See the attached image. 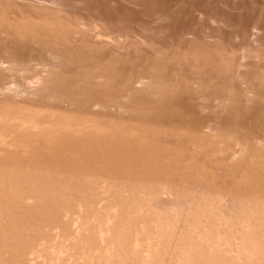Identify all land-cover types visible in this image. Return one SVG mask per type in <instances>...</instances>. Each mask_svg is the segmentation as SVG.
Here are the masks:
<instances>
[{"label": "bare ground", "instance_id": "6f19581e", "mask_svg": "<svg viewBox=\"0 0 264 264\" xmlns=\"http://www.w3.org/2000/svg\"><path fill=\"white\" fill-rule=\"evenodd\" d=\"M7 1H9V0H7ZM11 1V2H10ZM9 2H10V5L9 6H7L6 8H0V20H2L3 19V17L5 16V14H6V12H7V10L9 11L10 9H12L13 11H11L12 13H8L7 12V14H8V17H4L5 19H10V20H12V21H10V22H6V20H4L6 23H1V22H3V21H0V32H3V33H5L4 35H6V36H8L9 38L7 39V37H6V39H5V37H4V39H2L3 38V36H2V38L0 37V264H78L77 263V261H73L74 259L75 260H77V259H79L78 257L79 256H81L80 254L82 253V254H84L85 252H84V249H82V251L84 252H81V250H79L80 248H83V246H85V245H83L84 243L85 244H88V243H91V240L89 241V242H87V240L85 241L84 239H82V238H80L81 236H79L78 235V233H83V231H85V234L84 235H86L87 233L86 232H88L87 230H89V228H90V232H91V229H93L95 232H97V234H98V238H100V239H98V238H96L97 236L96 235H94L95 234V232L93 231V235H94V237L97 239V240H95V241H98L99 243H100V240L101 241H103L102 242V244L100 243H97V244H99V245H103V244H106V245H104V246H100L102 249L101 250H103V247H106V249H110L111 247H109V246H111L112 244H113V246H112V249H116L117 248V246H118V248H120L119 246H120V244H119V240H120V230H119V235L117 236L116 234H118V233H113V227L114 226H116V224L114 223V221H115V219H116V221H117V218H119L120 220H121V218L120 217H117L118 216V214L116 215V213H114V214H110V211H108V210H112L113 208L115 209H117L116 211H118L119 210V208L117 207V205H119L117 202L119 201V203H120V206H121V204H123V203H121L120 201L122 200H120V199H117V197L116 196H113V198L114 197H116V198H114V199H112L111 197H110V195L112 194L111 192H112V189L113 188H116V189H113V190H116V191H118L117 190V186H118V184H121V186L123 185L122 184V182H134V183H148L149 185L151 184V183H154L155 185L157 184V186H155L154 184V186L155 187H152L153 188V190H151V192L150 193H152V194H157V196L159 195V194H161V195H163L164 197H165V195H169L170 196V194L171 193H175V191H176V186L178 185V186H180V188H181V186L183 185H185V183L186 182H189V183H187L188 185L187 186H184V187H187L188 189H190L191 187H190V181L191 180H193V181H191V183L193 184V185H195V184H199V185H201L202 184V182H203V184H205V185H201L202 186V188H201V186L199 187V185L197 186H195V188L196 187H199V189L201 188V189H203V191L200 189V192L202 191V195H203V193L206 195L207 193H210V194H208L209 196H208V198H210V197H214V195L215 196H217L218 197V199H219V201L220 202H222L223 200V198H224V196H227V195H230V197H231V195H233V196H236L237 198L238 197H240L241 199H239L238 198V200H241V201H245V203L248 205H251L250 207L254 210V209H258V210H260V211H258L259 213H260V217H261V221H260V219L259 218H256V220H258V221H260V223L259 224H261V226L262 225H264V172H263V169H264V167H263V169L261 170V168H257V167H259V165H260V167H262V166H264V157L262 156V155H260L261 156V158L260 157H258L259 156V152H261L260 154H263L264 155V151H260L259 150V146L260 145H264V126L263 127H261L260 129H255V127H256V124L257 125H259L260 126V122L258 121V119H257V123L256 122H254V123H256L255 124V126H250V124H248V126H247V124L246 125H244L245 123V119L247 118V115L249 114L250 115V117H251V111L249 112V109H251L252 108V106L250 105L251 104V102H250V99H252V98H250V97H248V99L249 100H247L246 102L248 103L247 105L250 107H248L247 105H246V107H245V105L243 104V106H244V108L242 107V109L240 108V107H238V108H240L242 111H243V109L245 110V108H247L248 109V114L247 113H245L244 111V114H245V119H243L244 120V122L243 121H241L242 120V116H240L241 114H240V111H239V109H238V111H239V118H241V120L240 119H238V120H240L239 121V123H240V125L242 124V126L243 127H245V129H249V128H253L254 130H252L251 129V131L250 130H248V133H246L245 134V132L247 131V130H245L244 132H242L241 130H243L241 127H240V125H237L239 128H241V129H239L238 127H235V125H234V127H232L233 125V123L235 122V121H237L236 120V118L234 119V121L233 120H229V121H231L230 123H228V119L230 118H228V117H226L227 118V120H225L224 119V117H222L223 119V122H225V121H227V122H225V123H228V127H229V129H228V127H227V125L225 126L224 125V123H223V126H221L222 124H219V122H218V120H219V118L218 117H215L216 116V114H214V115H212V114H210V112H209V114L212 116V117H210V115L208 114V116L207 117H205V115H203L204 117H202V115H201V118H199V116L200 115H198V117L197 116H195V115H197L196 113H194V112H197V111H195V109L193 108V106L196 104L197 105V103H195L196 101H198L199 100V98H198V100H196V96H195V98H193V95H188V96H190V98H191V100H190V98L187 96V98L189 99V100H186V95H185V99L183 100V97H180V96H182L183 94H182V92H185V94H188V93H186V90L185 91H183L184 89L183 88H187L188 87V83H184V82H186V81H184L183 80V83H184V85H186L187 87H184V85L183 84H179L178 85V83L177 82H180V81H182V79L183 78H181L180 79V75L178 74V71L180 72L181 70H176V73H174V68L175 67H173V66H171V69H170V71L171 70H173L172 72H173V74H178L179 75V80L177 81V79H176V81H172V80H174L176 77L173 75V77H175V78H173V77H171L172 76V74H170V71L169 70H167L168 69V67L169 66H167V65H170V63L172 64V62L173 63H175V64H177V62H175L176 61V59H178V58H176V53L179 51V50H182L183 48H184V46L182 45L183 43L181 42V44H179V45H182L183 47H180L179 45V47L178 48H182V49H179L178 51H177V49L178 48H174L173 50H175L176 49V53H175V51H173L174 53H175V58L174 59H172V57H169L168 55H167V53H168V50L170 49H168V50H164V52H166V54H164V55H167V57L168 58H171V60L170 61H167V59L166 58H164L166 61L165 62H170L169 64L168 63H166V68H164L165 69V71H164V69H162V66H163V64L161 65V67L159 68V67H154V66H158L159 65V63H164V62H161L160 60V57H159V55L161 54V53H159L160 51H161V48L159 49V51H158V46L157 47H154L155 45H153V47L156 49L157 48V50H155V52L157 53V56L159 57V60L158 61H160L159 63L157 62V60L156 61H154V63L155 62H157L158 63V65H157V63H156V65L154 64V66H150V65H152L150 62H149V59L150 58H146L145 59V61L147 60L149 63H150V65H148L146 62H144V66L146 67L147 65V67H149V69H151V67H154L153 68V70L151 69L150 71H153V72H155V73H151L150 71V73L147 71V69L143 66V64L142 63H140V65H142V67H143V69H146V70H144V71H141L140 70V68H141V66H140V68H139V71L138 72H136V73H132L133 71L132 70H134V67H135V69H136V67H138V65L137 64H135V63H132V62H130V63H132V65L134 66V64H135V66L134 67H131V65L129 66V63L127 64V62L128 61H132L133 59L131 58V55L132 54H128V55H130V56H127L126 58H127V62H126V58H124L125 57V55H124V53L123 54H121V55H119V57H118V55L116 56V55H109V56H104L103 55V52H100L99 51V48H96V49H93L92 47H94V45L96 46V47H101L102 45L104 46V47H102L103 49L104 48H108V45L110 46V44L109 43H111V41H112V39L114 38H116L115 40L117 41V42H119L117 39H119V37H118V35L120 36V32L118 33V31H112L113 33L114 32H116V33H114L115 35H117L116 37L113 35V33L111 32V30H110V33H107V32H105L106 31V29H105V31L103 30V29H98L97 28V24L98 23H100V22H95L94 23V25H93V23H92V25L93 26H96V27H93L92 25H90L88 22L87 23H85V21H86V19H85V21L83 22H81V23H79L80 21L78 20V23L80 24H78V28L75 26L77 23H75L76 21H74L75 19L73 18V19H70V21L72 22V20L74 21V23H75V25L73 24V22H72V24L75 26V27H73V25H70L71 24V22L69 21V20H67L69 17V13L67 14L68 16L66 17V14H65V18L63 17V16H61L60 14H62V13H60V14H57V15H59L60 16V19L59 20H61V17H62V19L64 18V21H69L70 22V24L66 21L65 23H64V21H63V23H64V25L66 24V23H68L70 26H72V28L74 29V28H77L76 30L74 29L73 31L75 32V34H73L74 36H76V34H83V31H85L86 29V32L88 31V33H90V34H87L86 32H85V34H87V35H90V39L89 40H96V39H94V37H96V38H98V42L97 41H93L94 42V44H93V42L91 41H89V42H87L88 44H82V46L80 45V43H83L82 41H77L75 38H72L73 37V35L72 36H70L71 37V40L72 41H75L76 40V43L75 44H77V42L79 43V45L77 46V47H74V48H72L70 45H74L73 44V42L72 41H70L72 44H67V42L70 40H68V41H66L67 39H65V37H64V34H62V33H64V31H62V29L61 28H63V23L61 24V30L59 31V33L61 34H58V32H56L57 34H55V30H57L58 31V29H56L55 27H57L58 25H56V24H58L59 23V21H56L55 20V17L52 15V14H49V13H40V14H36V13H33V11H29V13H28V10H24V7H23V5H21L20 3H19V1L20 2H22L23 0H16V3H14L15 2V0H10ZM18 1V2H17ZM31 2H33L32 0H30ZM115 1V0H114ZM139 1V0H138ZM146 1V0H145ZM147 1H149V0H147ZM156 1V0H155ZM163 1V0H162ZM183 1H185V0H183ZM182 1V2H183ZM4 2L6 3V0H4ZM24 2L26 3V2H28L29 3V1H26V0H24ZM34 2H40L41 4H49L50 5V3H52V4H55L56 2H55V0L53 1V0H34ZM142 2H144V1H142ZM154 1L152 0V3H153ZM160 2H161V0H160ZM195 2V1H194ZM12 3H14V5L12 4ZM35 3V4H36ZM39 3V4H40ZM150 4H151V2H149ZM157 3V2H156ZM165 3V2H164ZM208 3V2H207ZM31 4H33V3H31ZM35 4H33V5H35ZM38 4V6H40ZM51 4V5H52ZM112 4V3H111ZM150 4L148 5V7L149 8H151V6H150ZM154 4V3H153ZM12 5V6H11ZM55 5H57V4H55ZM54 5V6H55ZM104 5V4H103ZM140 5H142V4H140ZM139 5V6H140ZM146 5V4H145ZM152 5V4H151ZM1 7H2V5H0ZM53 6V5H52ZM53 6V7H54ZM153 6V5H152ZM160 6V5H159ZM36 7H37V5H36ZM51 7V6H50ZM155 7V9H156V6H153V8ZM159 8V7H158ZM53 8L51 7V10H52ZM55 9V8H54ZM53 9V10H54ZM94 9V8H93ZM32 10V9H31ZM50 10V9H49ZM53 10L52 11H50V12H53ZM56 11H57V9H55ZM74 10H76V9H74ZM25 11L27 12L26 14H25ZM48 11V10H47ZM112 11V10H111ZM151 11H153L152 9H151ZM173 11V10H172ZM13 12H14V14L16 15V18H15V20H14V15H13ZM45 12H46V10H45ZM68 12V11H67ZM54 13H57V12H55L54 11ZM72 13H74V12H72ZM76 13V12H75ZM129 13H130V11H129ZM157 13V12H156ZM174 13V12H173ZM7 14H6V16H7ZM77 14H78V12H77ZM77 14L75 15V14H72V16H74L75 15V18L77 19ZM152 14V13H151ZM216 14V13H215ZM9 15H11L13 18L11 19V17L9 18ZM63 15V14H62ZM79 16L81 15V14H78ZM89 15V14H88ZM91 15H92V13H91ZM110 15V14H109ZM229 15V14H228ZM18 16V17H17ZM77 16V17H76ZM83 16H84V14H83ZM83 16L81 15V18H83ZM57 18H59L58 16H56ZM86 17V16H85ZM84 17V18H85ZM90 18H91V16H89ZM56 18V19H57ZM70 18H71V16H70ZM89 18V19H90ZM103 18V17H102ZM211 18V17H210ZM37 20V22H39V20L42 22V25L41 24H39V23H37L36 22V20ZM88 19V20H89ZM106 19V18H105ZM118 19V18H117ZM141 19V18H140ZM144 19V18H143ZM180 19V18H179ZM14 20V21H13ZM58 20V19H57ZM91 20H93V19H91ZM111 20H112V18H111ZM163 20V19H162ZM212 20H214V19H212ZM216 20V19H215ZM107 21V20H106ZM137 21V20H136ZM158 21V20H157ZM40 22V23H41ZM104 22V21H103ZM142 22V21H141ZM214 22V21H213ZM105 23V22H104ZM158 23V22H157ZM249 23V22H248ZM87 24H88V26H87ZM146 24V23H145ZM179 24V23H178ZM56 25V26H55ZM124 25V24H123ZM53 26H55V27H53ZM90 26L91 27H93V28H90ZM98 26H99V24H98ZM59 27V26H58ZM255 27V26H254ZM42 28H44V30L42 29ZM54 28V29H53ZM65 28V27H64ZM72 28L70 27V29L72 30ZM96 29V31L94 32V30ZM104 28V27H103ZM133 28V27H132ZM252 28V27H251ZM50 29H53V33L55 34V35H60L61 37H62V35H63V37L64 38H62V40L63 39H65V40H63L64 42H66V44H64V46H61L60 45V43H58L56 40V42L55 41H53V40H50L51 38V35H53V34H51V35H49V33L52 31H49ZM69 28H68V26H66V29H65V32H66V30L69 32V35H70V33H71V30H70ZM89 29H92V30H89ZM98 29V30H97ZM125 29V28H124ZM179 29V28H178ZM103 30V31H102ZM136 30V29H135ZM144 30V29H143ZM142 30V31H143ZM149 30V29H148ZM171 30V29H170ZM91 31H92V33H93V37H91ZM161 31V30H160ZM49 32V33H48ZM108 32H109V30H108ZM123 32V31H122ZM245 32V31H244ZM257 32H259V31H257ZM52 33V32H51ZM67 33V32H66ZM130 33V32H129ZM261 33V32H260ZM0 34H2V33H0ZM107 34H109L108 36H106ZM253 34V33H252ZM3 35V34H2ZM54 35V36H55ZM69 35H68V33H67V35H66V37L68 38L69 37ZM87 35H84V36H87ZM110 35H112V36H114V37H111ZM58 36L56 37L57 39H60L61 40V38L59 37L58 38ZM77 36H79V35H77ZM110 36V37H109ZM128 36V35H127ZM148 36V35H147ZM253 36V35H252ZM26 37H28L29 39H28V42H29V44H30V42L31 41H34V42H38L39 43V45L38 44H35V46L37 45V46H41L40 45V43L41 44H44V45H47L48 47H49V44L53 41L54 43H57V44H54V43H51V44H54L53 46H51V49L50 50H48L49 51V54L51 55V56H48V57H52L53 56V58L54 57H58V58H62V59H65V61H66V59L67 60H72V61H78L77 62V64H79V62L81 63V66H78L79 67V69L81 70L82 69V67H83V70H81L82 72H80V73H76V71H75V73H74V70H77L78 68L76 67V69H75V67H74V70H72L73 71V73L69 70V69H71V67L72 66H70V65H72V64H74L73 66H75L76 65V62H72L71 61V63H70V65H69V63L67 64V65H69L70 66V68L67 66V68H68V70L71 72V74H72V76H67L68 77V79L67 80H65V77H66V75H68V73L65 75V73H66V71H65V73H63V70L62 71H60L59 69H61V67L58 69L60 72H62V74H64L65 76H63L62 78H64L63 80H65V82L62 80V78H60V75H58L59 74V72H58V70H56L57 72H58V74H54L53 75V77L56 75H58L59 77H58V79L60 78V80H62L61 82H64L65 84V86L67 87H65L64 86V88L65 89H67V91H64L63 93L64 94H66L65 95V97H67L68 99H69V103H67V101L66 100H68V99H66L64 102L65 103H67V104H70V103H72V104H70V105H73L74 106V102L76 101V103H78L79 104V100L78 99H81L82 98V100H80L81 102V104H82V106H80L81 104H79V106H80V108H79V112L76 110V109H78V108H76L74 111H72V110H70V109H74V108H69V109H67L68 108V106H67V108H64V106L65 105H63L62 103H64V102H61L60 100L63 98V99H65V97H64V95L62 94V93H59V92H61L60 91V89H58L59 90V92L57 91V87L58 86H60V87H58V88H62L61 87V85H57V87H56V90H55V92L57 91V93H59L60 95H63L62 96V98L60 99V98H58V102H60L63 106V108H61V107H59V106H61V104L59 103V106H58V109H60V113H59V110L58 109H56L55 108V106H57V104H54L55 106H53V104L51 103V105L53 106H51V105H48L49 107H45V105L43 104V102H42V105H41V101L39 102L38 100H37V103H38V105H41V107H39V106H33V105H31V104H29L28 103V101H26V103H24L23 101L24 100H21V99H19L20 101H16V98H15V100H14V98H12L14 101H16L15 103H13V102H10V100H7V101H3V100H5V98L4 99H2V97L3 96H7V98L6 99H8V93L10 92L9 90L10 89H12V93H13V88H14V86H15V88L14 89H16V90H24V91H26V92H30L31 93V89H32V84H39V83H41L42 84V82L43 81H45L46 79V75H48V74H50L51 75V73L50 72H48V74H46L45 72L46 71H48V69H49V71H51L50 69H54L55 70V68H52V66L49 68V65H51V64H49L48 62H47V60L46 59H41L39 56V59H36L35 60V58L37 57L36 55H40V53H38V54H36V52H33V53H31V51H29L28 50V48H30V45H29V47L27 46V40H26ZM69 37V38H70ZM103 37H105V40L108 42H104V44L103 43H100L99 44V39L101 40V39H104ZM121 37H122V34H121ZM120 37V38H121ZM124 37V36H123ZM184 37V36H183ZM188 37V36H187ZM84 38V37H83ZM89 38V37H88ZM92 38V39H91ZM108 38V39H107ZM110 38H112L111 39V41L109 40ZM125 38V37H124ZM127 38V37H126ZM190 38V37H189ZM223 38V37H222ZM73 39H75V40H73ZM78 39V38H77ZM79 39H81V38H79ZM122 39V38H121ZM121 39H119V40H121ZM187 39V38H186ZM224 39V38H223ZM244 39V38H243ZM124 40H126V39H124ZM123 40V41H124ZM129 40V39H128ZM139 40V39H138ZM162 40V39H161ZM172 40V39H171ZM199 40V39H198ZM197 40V41H198ZM242 40V39H241ZM245 40V39H244ZM84 41V40H83ZM102 41V40H101ZM110 41V42H109ZM181 41V40H180ZM196 41V42H197ZM220 41V40H219ZM223 41V40H222ZM221 41V42H222ZM69 42V43H70ZM186 42V41H185ZM191 42H193V40L191 41ZM190 42V43H191ZM199 42L200 41H198L197 42V44H196V46L199 48H196V46H194L195 44H189L190 46H187V45H185V46H187V47H191L192 46V48H191V51H190V49H186L185 48V50H187V53H190L191 54V52H192V49H196L197 50V52L195 51V50H193V52L195 51L196 52V57L197 58H199L198 56L200 55V57L201 58H203L205 55V53H207L206 52V50H208L209 48L211 49V48H214V47H212L213 46V44H211V43H209L210 44V46H208L209 44L207 43V42H205V44H204V42L202 43V41L200 42V43H202L203 45H204V48L206 47L205 45H207V49L204 51L205 53H201V51H203V50H200V49H204V48H202V46L203 45H201V47L199 46L200 44H199ZM91 43V44H90ZM120 43H121V41H120ZM119 43V44H120ZM124 43V42H123ZM127 43V42H126ZM158 43H160V42H158ZM178 43V42H177ZM195 43V42H194ZM232 43V42H231ZM239 43V42H238ZM50 44V45H51ZM59 44V45H58ZM92 44H93V46H92ZM98 44H99V46H98ZM102 44V45H101ZM107 44V46L105 47V45ZM112 44H114V40H113V43ZM115 44H116V42H115ZM118 44V43H117ZM156 44V43H155ZM187 44V43H186ZM221 44V43H220ZM229 44H230V42H229ZM234 44V43H233ZM242 44H244V43H242ZM242 44H239L240 45V47L242 46ZM247 44V43H246ZM55 45H57V46H55ZM124 45V44H123ZM151 45V46H152ZM161 45V44H160ZM165 45V44H164ZM176 45V44H175ZM174 45V46H175ZM217 45V44H216ZM222 45H223V43L219 46V47H221V48H225L226 46V48H228V45L227 44H224V45H226L225 47H224V45H223V47H222ZM34 46V47H35ZM36 46V47H37ZM60 46V47H59ZM122 46V45H121ZM125 46V45H124ZM142 46H144V45H142ZM193 46H194V48H193ZM214 46H215V44H214ZM230 46H232V45H230ZM233 46H235V45H233ZM47 47V48H48ZM120 47V46H119ZM137 47V46H136ZM161 47V46H160ZM172 47V46H171ZM219 47H217L216 46V52H215V50H214V52L216 53V54H214V52H213V49H212V53L216 56L217 55V53H219L218 54V60H215V61H213V59L211 60V58L208 56V54H209V52L211 53V51H209L208 50V54H207V56L209 57V59L211 60V61H213V62H215L216 63V61L217 62H219V59H221V57H222V55L224 56L225 54V50L224 49H221V48H219ZM236 47V46H235ZM244 47V46H243ZM250 47V46H249ZM253 47V46H252ZM41 48V47H40ZM39 48V49H40ZM44 48V47H43ZM95 48V47H94ZM101 48V49H102ZM106 48V49H107ZM123 48V47H122ZM164 48H165V46H164ZM217 48H218V50L220 49V51L221 50H223V53H222V55H220V51L218 52V50H217ZM31 49V48H30ZM32 49H33V46H32ZM100 49V50H101ZM117 49V48H116ZM229 49V48H228ZM231 49V48H230ZM238 49V48H237ZM243 49V48H242ZM248 49V48H247ZM259 49V48H258ZM94 50V51H93ZM98 52H97V51ZM108 50V49H107ZM111 50H113V49H111ZM110 50V51H111ZM117 50H119V49H117ZM117 50H114V51H112V52H115V51H117ZM137 50V49H136ZM149 50V49H148ZM183 51L182 50V53L184 52H186V51ZM198 50H200V51H198ZM232 50V49H231ZM262 50V49H261ZM34 51V50H33ZM40 51H41V49H40ZM42 51H43V49H42ZM141 51V50H140ZM145 51V50H144ZM162 51H163V49H162ZM161 51V52H162ZM190 51V52H189ZM228 52H227V54L229 55L228 56V58L229 57H232L233 58V60H236V57H234L235 55H234V53H233V50L232 51H229V50H227ZM247 51H249V49L247 50ZM247 51H246V48H245V52L247 53ZM44 52H47L46 51V49L44 50ZM112 52H110V53H112ZM118 52V51H117ZM130 52V51H129ZM135 52V51H134ZM147 52V51H146ZM145 52V53H146ZM170 52V51H169ZM261 52V51H260ZM264 52V51H263ZM109 53V54H110ZM116 53V52H115ZM132 53V52H131ZM143 53V52H142ZM153 53H154V51H153ZM150 54L152 57H154L153 55L154 54ZM178 53H181L180 51L178 52ZM177 53V54H178ZM187 53H185L187 56H188V54ZM200 53V54H199ZM212 53H211V57H213L212 56ZM232 54L233 53V55L234 56H230V54ZM235 53H237V52H235ZM245 53V54H246ZM35 56H34V55ZM43 53H41V55H42ZM47 54H48V52H47ZM47 54H44V55H47ZM48 54V55H49ZM163 54V53H162ZM171 54H173V53H171ZM248 54H249V52H248ZM247 54V55H248ZM40 55V56H41ZM124 55V56H123ZM137 55H138V53H137ZM149 55V53L146 55H144L143 54V57H142V59L143 58H145V56H147V57H149L150 56ZM163 55V56H164ZM180 56H181V54H179ZM179 55L177 56V57H179ZM185 55V56H186ZM191 55H194V54H191ZM191 55H189L190 57H186L187 59L188 58H190L191 60H193L192 61V64L195 62L194 61V59H197L196 57H195V55L193 56V59H192V56ZM242 55H244V53L242 54ZM250 55V54H249ZM43 56V55H42ZM41 56V57H42ZM136 56V55H135ZM138 56H140V52H139V55ZM137 56V57H138ZM150 56V57H151ZM156 56V55H155ZM171 56H173V55H171ZM183 56V55H182ZM185 56L183 57V59H185ZM221 56V57H220ZM264 56V55H263ZM124 59V60H122V58ZM129 57L131 58V60H129ZM133 57V56H132ZM158 57H156L155 59H158ZM162 57V56H161ZM166 57V56H165ZM195 57V58H194ZM220 57V58H219ZM52 58V60L51 61H54V60H56V63L58 62V59L57 58H54L53 59ZM120 58V59H119ZM134 58V57H133ZM141 58V57H140ZM140 58H137V59H140ZM162 58V59H163ZM200 58V59H201ZM215 58V57H214ZM216 58H217V56H216ZM224 58L225 57H223L222 59L224 60ZM232 58H230V61L232 60ZM264 58V57H263ZM154 59V60H155ZM164 59L162 60V61H164ZM180 59H182V58H180ZM180 59H178V60H180ZM187 59H185V60H183L184 61V64H186V61H187ZM200 59H198V62H200V64H202L201 62L203 61V60H201L200 61ZM204 59V58H203ZM237 59H238V57H237ZM246 59H248L247 57H246ZM252 59V58H251ZM120 60H122V63H121V61ZM144 60V59H143ZM173 60H175V61H173ZM177 60V61H178ZM205 61H203L204 63L205 62H207L206 60H208V58H206L205 57V59H204ZM232 60V61H233ZM242 60V59H241ZM241 60H239V61H241ZM59 61H61V60H59ZM70 61H68V62H70ZM91 61V62H90ZM134 61H136V60H133V62ZM138 61V60H137ZM137 61H136V63H137ZM140 61H142V60H139V62ZM153 61V59L151 58V62ZM211 61H209L208 60V65H211L210 64V62ZM224 61H226V60H224ZM228 59H227V62H230ZM231 61V62H232ZM237 61V60H236ZM243 61V60H242ZM50 62V61H49ZM62 62H64V60L62 61ZM62 62H60V63H62ZM124 62L128 65L127 66V69H128V67L130 68H132V70H131V72H129V71H124L125 69H122V66L121 67H118V66H120V65H123L124 64ZM182 61L180 60L179 61V64L181 63ZM191 62V61H190ZM197 62V60H196V63L195 64H199ZM213 62H212V64H213ZM222 63H220V64H218V63H216V64H218L219 66H217L216 67V70L217 71H219L220 72V70H222V72L225 70V69H223L224 68V66H223V68H220L222 65L221 64H223V65H225V67L227 66V64H229V63H227L226 64V62H225V64H224V62L223 61H221ZM231 62H230V66H229V68H231V70H232V66H231ZM250 62V61H249ZM51 63H53V66H54V64H56V63H54V62H51ZM60 63H58V65L60 64ZM65 64H66V62H64ZM64 63H62L63 65H64ZM86 63V64H85ZM147 65H146V64ZM206 63V64H207ZM215 63L213 64L214 66H215ZM235 62H233L232 64H234ZM237 63V62H236ZM235 63V64H236ZM239 63V62H238ZM245 63H246V60H245ZM252 63V62H251ZM29 64H31L32 65V67L34 66V70L32 69V68H30L29 70H31L32 72L33 71H35V73H33L32 74V72H31V74H32V76L31 75H29V70H28V66L26 67V65H29ZM165 64V63H164ZM179 64H177L178 65V68L180 69V68H183V67H181V66H179ZM181 64H183V63H181ZM180 64V65H181ZM187 64H188V66L189 67H194V66H196L195 64H194V66L192 65V66H190V64L191 63H189V62H187ZM198 65V67L200 66V68H202V69H204V67H205V69L204 70H206L207 69V67H209V68H211L210 66H207V65H203L202 67H201V65ZM234 64V65H235ZM240 64V63H239ZM244 64V63H243ZM31 65H29L30 67H31ZM57 65V64H56ZM63 65H62V67H63ZM80 65V64H79ZM137 65V66H136ZM221 65V66H220ZM237 65V64H236ZM235 65V66H236ZM125 66L126 65H124V67L123 68H125ZM176 66V65H175ZM213 66V67H214ZM244 66V65H243ZM246 67H247V65H245ZM244 66V67H245ZM252 66L253 65H250V69L252 68ZM264 66V65H263ZM27 69H26V68ZM81 67V68H80ZM163 67H165V66H163ZM172 67H173V69H172ZM186 67H187V65H186ZM186 67H184L183 69H184V71H186ZM188 67V68H189ZM197 66H196V68H198ZM242 67V66H241ZM241 67H239V68H241ZM244 67H242V68H244ZM254 67V66H253ZM84 68L86 69V71H84ZM119 68H121V71L119 70ZM157 68H159L160 69V71L157 69ZM177 68V67H176ZM177 68V69H178ZM200 68H198L199 70H197V69H195V68H193V69H190V70H193V71H191V74H192V72H195L196 70L198 71V72H201V75H199L198 74V72H196L195 73V75L197 76L198 75V77L199 76H201L200 77V79L202 78V76L203 75H205V74H203L204 72L206 73V71H203L202 69H200ZM215 68V67H214ZM212 69V70H214V73H215V69ZM218 68H220V70H218ZM228 67H226V69H227ZM228 68V69H229ZM236 68V67H235ZM235 68H233V70H235ZM238 68V67H237ZM249 68V67H248ZM264 68V67H263ZM263 68L261 67L260 69L261 70H263ZM28 71V75H29V77L27 78L26 76H25V78H27L25 81H24V84L23 83H21V82H19V81H17L16 80V77L15 76H17L16 75V73L17 72H23V70L25 71V73L24 74H26V70ZM63 69V68H62ZM78 69V70H79ZM138 69V68H137ZM142 69V70H143ZM158 70V73H156L157 72V70ZM194 69H195V71H194ZM225 70V71H228V73L230 72V70ZM256 69V68H255ZM257 69H258V67H257ZM65 70V69H64ZM122 70H123V72H122ZM128 70H130V69H128ZM156 70V71H155ZM161 70H163V71H161ZM166 70H167V72L169 71V73H167V75H169L172 79H171V81H170V79H168V76H166V77H164V78H166L167 80H169L170 82H171V84L169 83V82H166L164 79H162L163 81H165L164 83H168V85L171 87L172 85H174V88H173V86H172V88L174 89V91L173 92H171L172 91V88L169 90L168 88H169V86H168V90H169V92H168V90L167 91H165V88L167 87L164 83H163V81H162V83H160V79L158 78V77H155V76H159L160 75V77L162 78L163 77V75H162V73H160V72H163V74H164V76H165V72H166ZM190 70H188L187 69V71H190ZM200 70H202V71H200ZM208 71L209 70H211V69H207ZM252 70H254V68L252 69ZM53 71V70H52ZM83 71H84V73H83ZM135 71V70H134ZM207 71V73L206 74H212V78L214 79V78H220L219 76H221L220 74H222V72H220V74H218L219 76H217L216 77V75H217V73L216 74H214L212 71L209 73ZM235 71H237V69L235 70ZM239 71H240V69H239ZM238 71V72H239ZM247 71V70H246ZM249 71V70H248ZM247 71V72H248ZM126 74H125V73ZM171 72V73H172ZM247 72H246V75H247ZM252 72L253 71H251V74H250V77L252 78V76L251 75H253L252 74ZM255 72H257L256 70H254V74H255ZM259 72H260V70H259ZM262 72V73H261ZM260 73L261 74H263L264 75V71H261ZM54 73H55V71H54ZM160 73V74H159ZM183 73V74H182ZM182 73L180 72V74H182V76L185 74L183 71H182ZM224 73V72H223ZM226 73V75H228L227 74V72H225ZM224 73V74H225ZM237 73V72H236ZM243 73V72H242ZM242 73H241V71H240V76H238L239 75V73L238 74H235V72L232 74L231 73V75H232V77H231V75H230V73H229V77H231V79H230V82L233 84V80H232V78L234 79V77H243L242 76ZM248 73H250V72H248ZM258 73V72H257ZM260 73H258V74H256V75H259ZM23 74V73H22ZM46 74V75H45ZM61 74V75H62ZM70 74V73H69ZM154 74H156L155 76H154ZM159 74V75H158ZM190 75V73L188 72H186V75H184V77L185 76H189ZM194 74V73H193ZM203 74V75H202ZM210 74V75H211ZM214 74V75H213ZM50 75H48L49 77H50ZM153 75V76H152ZM162 75V76H161ZM194 75V78H196V76ZM233 75H234V77H233ZM243 75H245V72L243 73ZM245 75V76H246ZM256 75H254L253 77H258V76H256ZM263 75H261V77L263 76ZM55 76V77H56ZM213 76H215V77H213ZM223 76V75H222ZM221 76V77H222ZM244 76V80H246L247 78ZM247 76H249V75H247ZM20 77V76H19ZM51 77H52V75H51ZM50 77V78H51ZM52 77V78H53ZM54 77V78H55ZM66 77V78H67ZM153 77H155L154 78V83H155V79L156 78H158L159 79V83L157 82L158 80L156 79V83H158V87H159V85H162V84H164L163 85V88H164V86H166L164 89L162 88V86L161 87H157V85H156V83H155V85H154V88H155V86L160 90V93H162V95H164L166 92H168V94H171V95H167V96H172V95H175L176 93L178 94L177 95V97H179L180 98V101L178 100V102L177 103H182V100L185 102V101H188V102H190L191 103V101H193L194 102V105L192 106V108L194 109V112L192 111V113H193V115H194V117H195V119H196V121H195V119H191L190 118V116L192 117L193 115L191 114V115H189V119H187L188 118V114L187 115H185L186 113H183V112H181L179 109H181V107H182V109H186V107H188L189 106V104L190 103H188V102H186V103H188L187 105L185 104L184 105V103L183 104H181V107H180V104L178 105L177 103H176V99H177V97H175L174 96V98L175 99H173V98H170V97H168V99L170 100H175V102L173 103L171 100V102L166 98V101L168 100L171 104H172V109L173 108H175V110H176V112H177V110H178V112L179 113H177L176 114V112H172V110H171V112H170V115H168L169 113V110H167V112L164 110L165 108H166V106H168V105H170V104H168L165 100H162V98H163V96H162V98H160L161 100H162V102L163 101H165V103L164 104H166L164 107L165 108H162V107H158V106H161L160 104L159 105H156V104H158V102H157V100L158 99H156V101H155V103L156 104H154V103H152L154 106L156 105L159 109L160 108H162L165 112H166V115H167V117L169 116V118L172 120V121H174V122H170V120H169V118H168V120L169 121H167V123L165 122V119H162V120H160L162 117L164 118V116H165V112H162L163 110L162 109H160V110H162L161 112L160 111H158V113H160V115H164V116H161L160 117V122L162 121V123H160L159 122V120H158V118H159V114L157 113V111L155 110V109H157L158 110V108L156 107H154L152 104H151V102L149 103V101H151V99L150 98H147V101H148V103L149 104H151L152 105V107H154L153 109L156 111V112H152V113H154V117L156 118V120L158 121H156L155 120V118L153 117V114L152 113H150L148 116H150L149 118L150 119H152L151 117H153V120H155V121H151V120H148L147 118H148V116H147V114H148V112H147V114H145L146 115V120H148V121H151V122H143V119H144V117L142 118V120H141V118H140V120H136V119H132L131 117H135V118H137L139 115L138 114H140V112H141V110H140V112L138 111L137 112V117L136 116H134L133 114L135 113V115H136V110H137V108L139 107V108H141L142 109V106H141V104H143V103H146L147 101H146V99L144 100V99H142V101L144 100L145 102H141L140 101V106H138L137 108H136V106L138 105V101L140 100H138L137 102H136V100H135V97H133L134 98V101H132V100H129V98H127L126 96H129L130 94H131V96L135 93L136 94V92H138V94H137V96L138 95H140L139 94V89L140 88H142L143 89V85H144V88H146V90H148V89H150L151 88V83L153 84V81L151 82L150 81V78H152L153 79ZM190 77V76H189ZM205 78H203V79H209V77H207V76H204ZM207 77V78H206ZM227 77V76H226ZM229 77H227V79H225V76H224V78L223 79H225V80H229ZM260 77V76H259ZM258 77V78H259ZM23 78V77H22ZM52 78L51 79H48V80H52ZM53 78V79H54ZM187 77H185L184 79H186ZM191 78V77H190ZM211 78V79H212ZM246 78V79H245ZM250 78V79H251ZM258 78H255L254 80L256 81V79H257V81L260 83V79L261 78H259V80H258ZM18 79V78H17ZM45 79V80H44ZM192 79V78H191ZM197 79V82H198V78H196ZM195 79V80H196ZM200 79H199V81H200ZM203 79H201V80H203ZM210 79V81L212 82V84L214 83L215 85L216 84H221L222 83V85L221 86H215V85H213V86H211V88L213 87V89H211L212 91H211V93H209L208 92V90L207 89H209V88H206V82L204 83V82H202L204 85H205V87H200V88H204V90H202V92L204 91H206L207 90V92H208V94L207 93H205L206 95H208L207 97H210V98H213V99H211V101H210V99H209V101L210 102H212V104L214 103V107H213V105H212V107L211 108H215V106L216 105H219V103L220 102H224L225 101V103L224 104H220L221 106H223L224 105V107L225 106H230V105H228L229 104V102H228V100L230 101V100H234V101H237V103L239 102L238 101V99H239V97H240V93L241 94H245V92L248 90L249 91V86H251L250 84H252V83H254V88L256 87V90L254 89V88H252V89H254V90H250L249 92L247 91V94L249 95V96H251V91L252 92H255V91H257V89L259 88V86L257 87V83L258 82H255L254 80H253V78H252V81L250 80V82H248L249 81V79H247L248 81V84L249 85H247L248 86V89H247V87H246V90L245 89H243L244 90V92H240L239 90H240V85H235L237 88H239V89H236L238 92H240L238 95H236L238 92L237 91H234V86L233 85H230L231 83L229 82V83H224V81L225 80H223V82H217V83H215L216 81H218V80H221V78L220 79H214V81L215 82H213L212 80ZM242 79V78H241ZM242 79V80H243ZM263 79H264V77H262V79H261V81H263ZM19 80V79H18ZM21 80V79H20ZM55 80V79H54ZM54 80H52L53 82H54ZM188 80H190V79H187V82H190V81H188ZM194 79H193V81L191 82V83H189V85L190 84H193L195 87L198 85L196 82H194L195 81ZM232 80V81H231ZM243 80V81H244ZM22 81V80H21ZM51 81V82H52ZM204 81V80H203ZM222 81V80H221ZM51 82H49V83H51ZM56 82H57V79H56ZM56 82H54V83H56ZM150 83V84H147V85H151L150 86V88H148V86L147 87H145V84L146 83ZM175 82V83H174ZM226 82V81H225ZM228 82V81H227ZM245 83H247L246 81H244ZM243 82V83H244ZM252 82V83H251ZM25 83H28V84H25ZM32 83V84H31ZM43 83H47V81L46 82H43ZM60 82H58V84H59ZM174 83V84H173ZM196 83V84H195ZM210 82H209V80L207 81V84L209 85V87H210V84H209ZM241 83V82H240ZM244 83V84H245ZM256 83V84H255ZM15 84V85H14ZM31 84V86L29 87L28 85H30ZM40 84V85H41ZM48 84V83H47ZM52 84V83H51ZM211 84V85H212ZM224 84H228V86L227 85H224ZM242 84V83H241ZM264 84V82H262V84L261 85H263ZM14 85V86H13ZM39 85V86H40ZM45 85V84H44ZM63 85V84H62ZM175 85H177L176 87L178 88V86H179V88L181 89L182 87V85H183V90L181 91V93L179 94V88L177 89L176 87H175ZM181 85V86H180ZM193 85H192V87H193ZM200 85H201V83H200ZM230 85V86H229ZM253 85V84H252ZM256 85V86H255ZM39 86H37V87H39ZM48 86H50V85H48ZM47 86V87H48ZM55 86V85H54ZM54 86H52V88L53 89H55L54 88ZM201 86H203V85H201ZM231 86H233V88H231ZM240 86V87H239ZM244 86V85H243ZM21 87H22V89H21ZM51 87V86H50ZM49 87V88H50ZM153 87V86H152ZM208 87V86H207ZM253 87V86H252ZM31 88V89H30ZM189 90H191L190 92H189V94L192 92V90H194V88H191L190 86H189ZM198 88H199V86H198ZM198 88H197V91H193L194 93L195 92H198L199 94H200V90H198ZM242 88H244V87H242ZM261 88H262V86H261ZM264 88V87H263ZM263 88L262 89H258V91L259 90H261V91H263ZM153 89V88H152ZM156 89V88H155ZM175 89H177L178 90V92L175 90ZM206 89V90H205ZM250 89H251V87H250ZM15 90V91H16ZM18 90V91H19ZM50 91H52V89L50 88L49 89ZM145 90V89H144ZM143 90V91H144ZM210 90V89H209ZM242 90V89H241ZM34 91V90H33ZM45 91V90H44ZM62 91H63V89H62ZM150 91L152 92L153 91V93L155 94V96H152L153 95V93L151 94L150 92L147 94V96H149V95H151L152 96V98L155 100V97L156 98H158V97H160L159 95H160V93H155L154 91H156V90H151L150 89ZM163 91H164V94H163ZM200 91V92H199ZM258 91H257V93H258ZM23 92V91H22ZM38 92V91H37ZM47 93H48V91H46ZM55 92H52L53 94H55ZM125 92H126V94H125ZM141 93H142V91H140ZM148 92V91H147ZM157 92H158V90H157ZM201 92V93H202ZM203 92V93H204ZM236 92V93H235ZM15 93V92H14ZM33 93V92H32ZM56 93V94H57ZM133 93V94H132ZM175 93V94H174ZM202 93V94H203ZM10 94V93H9ZM15 94H20V93H15ZM50 94V93H49ZM142 94H144L143 95V97H145L146 96V94L145 93H142ZM141 94V95H142ZM157 94V95H156ZM159 94V95H158ZM167 94V93H166ZM182 94V95H181ZM205 94H203V95H201V96H205ZM247 94H245V98H247L246 96H247ZM253 94H255L256 95V93H252V96L251 97H255V98H257L255 95H253ZM260 94V93H259ZM258 94V95H259ZM23 95V94H22ZM58 95V94H57ZM125 95V97H123ZM195 95H197V93L195 94ZM261 95V94H260ZM259 95V97L258 98H260L261 99V97L262 96H260ZM16 96V95H15ZM19 96L20 95H18L17 97L19 98ZM56 96V95H55ZM146 96V97H147ZM150 96V97H151ZM158 96V97H157ZM166 96V95H165ZM165 96H164V98H165ZM166 96V97H167ZM184 96V95H183ZM200 96V95H199ZM200 96V98H202ZM243 96V95H242ZM10 97H14V96H11L10 95ZM56 97H59V96H56ZM81 97V98H80ZM145 97V98H146ZM173 97V96H172ZM206 97V98H207ZM244 97V96H243ZM18 98H17V100H18ZM44 98V97H43ZM122 98L125 100L126 98L129 100V101H124V100H122ZM136 98H138V97H136ZM139 98H140V96H139ZM142 98V97H141ZM178 98V99H179ZM205 98V97H204ZM205 98V100H208V99H206ZM245 98H244V100H243V98H242V102L243 103H245L246 104V102H245ZM257 98V99H258ZM263 98H264V93H263ZM261 99L259 102L260 103H257V104H261L262 102H264L263 100L264 99ZM9 99H11V98H9ZM41 99V98H40ZM49 99V98H48ZM51 99V98H50ZM78 101H77V100ZM182 99V100H181ZM193 99H195V100H193ZM254 99V98H253ZM26 100V99H25ZM34 100V99H33ZM47 100V99H46ZM75 100V101H74ZM203 100V99H202ZM240 100H241V97H240ZM22 101V102H21ZM32 101V100H31ZM31 101H30V103H31ZM43 101H45V100H43ZM50 101V100H49ZM71 101H74V102H71ZM200 101V100H199ZM249 101V102H248ZM58 102H56V103H58ZM154 102V101H153ZM162 102H160L159 101V103H161V104H163ZM192 102V103H193ZM215 102H219V103H216V105H215ZM231 102H233V101H231ZM241 102V103H242ZM255 102H258V100L257 101H255ZM255 102H253V103H255ZM12 103H13V105H12ZM32 103H35V104H37L36 102H32ZM47 104H48V102H46ZM45 103V104H46ZM64 103V104H65ZM74 103V104H73ZM203 103H206V102H204V100H203ZM208 103V102H207ZM226 103H228V104H226ZM236 103V102H235ZM250 103V104H249ZM34 104V105H35ZM174 104H176V106L178 105V107H179V109L178 108H176V106L174 107L173 105ZM199 104V103H198ZM209 104V103H208ZM226 104V105H225ZM231 104V103H230ZM240 104V103H239ZM256 104V106H260V105H257ZM76 105V104H75ZM145 106H148V104L146 103V104H144ZM143 105V106H144ZM150 105V106H151ZM232 106H234L233 107V109L235 108V105L237 106V104H235V105H233V104H231ZM261 105H264V103L263 104H261ZM47 106V105H46ZM50 106L52 107V110H50L52 113H54V112H56L57 111V113H54V114H52L48 109L50 108ZM65 106V107H66ZM78 105H76V106H74V107H77ZM149 106V107H150ZM184 106H186L185 108H183ZM211 106V103L209 104V106L208 107H210ZM231 106V107H232ZM239 106H242V104L241 105H239ZM43 107H45L48 111H46ZM71 107V106H70ZM151 107V108H152ZM168 107H171V105L170 106H168ZM206 107H207V104H206ZM217 107V106H216ZM123 108H126L127 110L126 111H130V113H131V111H133L134 109H135V112L132 114H130V115H132V116H129L130 118V120L133 122V123H135L136 125H134L132 128H130L129 126V124L128 123H130V124H132V122L130 121H128V117L126 118L125 117V119H124V117H122L123 115L120 113L121 112V110L123 109ZM131 108V110H129ZM132 108H134V109H132ZM138 108V109H139ZM150 108V109H151ZM197 108V107H196ZM202 108V107H201ZM204 108V107H203ZM202 108V109H203ZM226 108V107H225ZM230 108V107H229ZM228 108V109H229ZM259 109H260V107H258ZM257 108V109H258ZM55 109V111H53ZM106 109H109L110 111H108V112H106ZM111 109H113V112H114V110H115V112L114 113H116V111H117V109H119L120 110V112L119 113H116V114H119V115H121V117L119 116V115H115L114 113L113 114H111L112 112H111ZM147 110V108L145 107L143 110ZM152 109V110H153ZM167 109V108H166ZM181 109V110H182ZM190 110H191V107L189 108ZM198 109V108H197ZM227 109V108H226ZM227 109V110H228ZM233 109L231 110V108L229 109V113H231L230 115H232V111H233ZM246 109V110H247ZM263 109V108H262ZM123 110H125V109H123ZM122 110V111H123ZM145 110V111H146ZM152 110H150V112L152 111ZM174 110V109H173ZM227 110H225V112H227ZM230 110H231V112H230ZM235 111H233V112H237L236 111V109H234ZM253 110H254V108L252 109V112H253ZM264 110V109H263ZM262 110V111H263ZM46 111V112H45ZM75 111H77L78 112V115L76 116V114L77 113H75ZM148 111H149V108H148ZM187 111H189L188 110V108H187ZM199 111V110H198ZM203 111V110H202ZM241 111V112H242ZM256 111V110H255ZM260 111H261V109H260ZM43 112H45V114L43 113ZM110 112V113H109ZM118 112V111H117ZM124 112V111H123ZM144 111H142L141 113H143ZM184 112H185V110H184ZM49 113V114H48ZM50 113L52 114V115H50ZM145 113V112H144ZM157 115H156V114ZM162 113H164V114H162ZM168 113V114H167ZM172 113H175V115L173 114V115H171ZM184 114V118H182L184 121L182 122V121H180L181 119V117H183L181 114ZM189 113V112H188ZM238 113V112H237ZM256 113V112H255ZM57 114V115H56ZM151 114H152V116H151ZM178 114L179 115H181V116H178ZM190 114V113H189ZM201 114H203V113H201ZM236 114V113H235ZM232 115V117L234 116H236V115ZM247 114V115H246ZM143 115V114H142ZM145 115H143V116H145ZM177 115V116H176ZM242 115H243V113H242ZM120 118H119V117ZM140 116H141V114H140ZM175 118V116L177 117V120L175 121V120H173V117ZM185 116H187V118H185ZM215 117V119H213L214 117ZM227 116V115H226ZM229 116V115H228ZM244 116V115H243ZM254 116H255V114H254ZM254 116H252V117H254ZM257 116V115H256ZM261 116V115H260ZM180 117V118H179ZM193 117V118H194ZM237 117V116H236ZM251 117V118H252ZM166 118V117H165ZM216 118H218L217 120H216ZM257 118H260V117H257ZM263 117L261 116V119H262ZM121 119H123V120H121ZM194 122V123H191L192 121ZM199 119V120H198ZM233 119V118H232ZM250 119V118H249ZM264 119V118H263ZM262 119V120H263ZM164 120V121H163ZM167 120V119H166ZM187 120H190L191 122H188ZM216 120V121H215ZM221 120V121H222ZM252 120H254V118L253 119H251L250 121H252ZM255 120H256V118H255ZM126 121H128L127 122V124L126 123H124V122ZM142 122V123H140V122ZM144 121H145V119H144ZM214 121H215V123L217 124L218 123V126L220 125V127L218 128V131L215 133L216 135L215 136H217V134L219 135V137L217 136V138H215L214 137V140L216 141V139H218V138H220V139H218L219 141L220 140H222V141H216V143L214 144L213 142H215L214 140L212 141V138H213V134H214V130L217 128V126H216V124L214 123ZM221 121H220V123H221ZM232 121H233V123H232ZM246 121H247V119H246ZM166 123V124H164V123ZM186 122H188V124L186 123ZM238 122V121H237ZM263 122H264V120H263ZM124 123V124H123ZM144 123V124H143ZM189 123H191L190 125H189ZM244 123V124H243ZM253 123V122H252ZM124 126H128V127H124ZM142 124V125H141ZM230 124V125H229ZM234 124H237V123H234ZM263 124V123H262ZM261 124V125H262ZM232 125V126H231ZM251 125H254V124H251ZM264 125V124H263ZM122 126H123V128H122ZM231 126V127H230ZM259 126H257L258 128H259ZM158 127H160V129H161V131L159 130V129H157ZM164 127V128H163ZM166 127H167V129H166ZM223 129H222V128ZM227 127V128H226ZM125 128V129H124ZM128 128V129H127ZM156 128V129H155ZM170 130H169V129ZM225 128V129H224ZM231 128H234V130L233 131H235V132H233L232 133V131L230 130ZM236 128V129H235ZM154 129V130H153ZM164 130V132L165 133H163V137H161V135H162V132H163V130ZM166 129V130H165ZM190 129H192V133L190 132L191 130ZM222 131V133L221 134H219V131L220 130ZM241 131V132H239V130ZM158 130H159V132H158ZM171 131V133H172V135H171V133L169 132L168 133V131ZM184 130V131H183ZM189 130V131H188ZM226 131V133L228 132L229 134H228V136L227 137H229L228 139L225 137L226 135H225V132H224V135H223V131ZM231 131V132H229V131ZM236 130L238 131L237 133V135H236ZM157 131V132H156ZM183 131V132H182ZM186 131V132H185ZM188 131V132H187ZM216 131V130H215ZM220 131V132H221ZM184 133L183 135H182V140H183V137H184V140L180 143V141H181V134L182 133ZM190 132V133H189ZM166 133H168L171 137L173 136L174 138H176V139H174V138H171L169 135L167 136V135H165ZM189 133V134H188ZM231 133L233 134V136L231 135ZM234 133H235V135H234ZM242 133V134H241ZM160 134V135H159ZM173 134H175V135H173ZM186 134H187V136L188 137H185L186 136ZM192 135V136H191ZM220 135H222V136H220ZM238 135H242L241 137H239ZM178 136H180L179 138H178ZM234 136H238V138L237 137H235V138H233L234 139V142H233V140H232V137H234ZM164 137H169V139L167 140V138H164ZM190 137V138H189ZM226 138V139H224V138ZM243 137V138H242ZM163 139V140H162ZM170 139H172V140H170ZM188 141V142H186V140ZM232 141H231V140ZM176 140H178L179 141V143L181 144L180 145V148H178V147H176L175 145H174V143H176V142H174V141H176ZM228 140H230V141H228ZM168 141H170V143L168 142ZM172 141L174 142L173 144H171L172 143ZM185 141V142H184ZM225 141V142H224ZM226 141H228V142H226ZM223 144H222V143ZM231 142V143H230ZM170 145H169V144ZM179 143H177V145L179 144ZM184 143V144H183ZM185 143H186V145H187V143H189L188 145H194V146H196V147H194V149L196 150H194L195 152H196V155H195V159H196V157H198V161H199V163H198V161L197 160H195L194 161V163L192 162L193 160H194V156H193V154H195V153H193L192 151H189L190 150V148L191 147H193V146H191V147H189L188 145V147H189V149L187 148V147H185L186 145H185ZM192 143V144H191ZM211 143H213V144H211ZM227 143V144H226ZM234 143V144H233ZM259 143V146H257L256 144H258ZM183 144V145H182ZM216 144H222V145H219V146H217ZM171 145H173V146H171ZM213 145V146H212ZM254 145V146H253ZM258 147V150L257 149H255V148H257L256 146ZM263 145H262V147H263ZM181 146H184L185 147V149H184V147H181ZM212 148H211V147ZM207 147H210V149L209 148H207ZM237 149H236V148ZM253 147H255L254 149L255 150H253ZM182 148V149H181ZM187 148V149H186ZM209 149V151H207V149ZM184 149V151H185V155H184V151H182ZM192 149V148H191ZM200 149L202 150H204V151H207L206 153H207V160L209 159V161H205V162H210L211 161V159H210V157L209 156H212V159H214V160H212L211 161V163H212V165L210 164H203L202 162H200V159H202L201 158V156H203L204 155V160H205V156H206V154H203L204 152H203V150L201 151V152H199L200 151ZM206 149V150H205ZM248 149H249V151H248ZM186 150H188L189 151V153L190 152H192L191 153V157L190 156H188V155H186V154H188V151H186ZM218 150H220L221 152H223L222 154H219L220 152H215V151H218ZM251 150H253V151H255V153H252L254 156L253 157H251ZM261 150H262V148H261ZM263 150H264V147H263ZM212 151V152H211ZM215 152V154H214V152ZM250 152L249 154H247L246 152ZM183 152V153H182ZM199 152V153H198ZM257 152V153H256ZM199 155H198V154ZM200 153H201V155H200ZM240 153V154H239ZM247 155L246 157H245V160H247V161H243L242 159H244V158H241V156L242 157H244L245 155ZM203 154V155H202ZM210 154V155H209ZM214 154V155H213ZM218 154H219V158H218ZM242 154V155H241ZM251 154V155H250ZM258 154V156H255V155H257ZM217 155V156H216ZM223 155L226 157L225 158V161L226 160H228L229 158H230V156H232L230 159H232V161L234 160V161H236L235 160V158H237V157H239L240 156V158L236 161V164H235V162L233 161H229V162H224V157H223ZM238 155V156H237ZM189 158H188V157ZM214 156H216V158L214 157ZM214 157V158H213ZM223 157V158H222ZM256 157H258L257 158V160H256ZM193 158V159H192ZM217 158H218V160H217ZM222 158V159H221ZM247 158V159H246ZM250 158V159H249ZM251 158H255V160H253V162L255 163V164H250L252 167H256V162L258 161V164H257V167L255 168H253L252 169V167L250 168L251 169V171L253 170L254 172H250V170L248 169L249 167H250V165H249V160H251ZM203 160V161H204ZM216 160H217V162H216ZM221 160V161H220ZM240 160V161H239ZM242 160V161H241ZM252 160H251V162H252ZM259 160L261 161L260 162V164H259ZM214 161H215V163H217V164H215L214 163ZM220 161V162H219ZM223 161V163H222V165L223 166H221V169H220V166L219 165H221L220 163ZM238 161L239 162H244V163H241V164H239L238 163ZM249 161V162H248ZM256 161V162H255ZM246 162H247V165L249 166H246ZM192 163V164H191ZM239 165H241V166H239ZM196 164H197V167H196ZM194 165V166H193ZM215 165H217L218 166V168L220 169V170H223L224 172H225V174H226V180H228L227 181V184H228V182L230 181V178H231V182L230 183H232V184H228L227 186V188L225 189L224 188V186H222V185H225V183H226V181H225V179H222V175H223V171H218L217 170V167L215 166ZM245 167H244V166ZM254 165V166H253ZM199 166V167H198ZM214 166V167H213ZM215 168H216V170L218 171H216L215 170ZM223 168V169H222ZM245 168H247L248 169V172H247V169H245ZM238 169H240V170H238ZM241 169L245 172L244 174H243V171H241ZM257 169H259V170H257ZM215 171H216V173H217V175L219 174V172H220V176H217L216 174H215ZM237 171H241V172H237ZM221 172H222V174H221ZM242 174V175H240V176H242V178L241 177H239L238 175H236V174ZM224 174V175H225ZM224 175H223V177H224ZM235 176H238L239 177V180H238V182H239V184H240V182L242 183V181H243V183L242 184H246V185H242V184H238V182H236L237 183V185L234 183L233 184V182H232V180L235 182V181H237V180H235V178H237V177H235ZM218 177L220 178V179H222V180H224V184H222L221 182V185H220V183L218 182ZM175 178V179H174ZM233 178V179H232ZM176 180L175 182L174 181H172V182H174V184L172 185L171 183V181H167V180ZM219 179V180H220ZM165 180V181H164ZM177 180H179L180 182L178 183V181ZM184 180V181H183ZM186 180H188V181H186ZM200 180V181H199ZM201 180H202V182H201ZM207 180H209V182H210V180H217V181H215V182H213V184H212V181H211V183L210 184H208V182H207ZM240 180H242V181H240ZM245 180V181H244ZM162 182V184L163 183H165V182H167V185L168 186H171V187H173V189H174V186H175V191L174 192H172V190L171 189H169L168 188V186H167V188L164 186V185H161L160 183ZM181 181H183L182 183H184V184H182V185H180L181 184ZM194 181H199L198 183H195ZM221 181V180H220ZM100 182V183H99ZM117 182H119L118 184H117ZM121 182V183H120ZM247 182V183H246ZM248 182H249V184L250 185H248ZM97 183H99L100 184V187L102 188L101 190H102V194L100 195V194H98L99 195V197L96 195V198H94V199H98L97 200V207H98V209H101L100 211L102 212L103 210H105V212L107 213V211L109 212L108 214H106L105 212V215L106 216H104L105 218H101V219H99V220H97V221H95V219H98V217L100 216H97V218L96 217H91V215L93 216V214H89L88 212V215L90 216H88L87 214H86V211H87V207H88V203H87V205H86V203H85V201H83V200H77V199H75L74 198V194H72L73 193V191H79V190H82V191H87V189H88V191H91V190H89V189H91V188H93L95 185H97ZM159 183V184H158ZM171 185H170V184ZM195 183V184H194ZM218 184L219 183V185H220V187L222 186L223 188H222V190L220 191L219 189H221L220 187L218 188V186L216 185V184ZM99 184L97 185V186H99ZM127 184V183H126ZM126 184H124V185H126ZM129 184V183H128ZM133 184V183H132ZM132 184H130V185H132ZM140 184H138V185H135L136 187L137 186H139ZM141 184V185H142ZM144 184V185H145ZM166 184V183H165ZM208 184V185H207ZM216 185V186H212V185ZM130 185L129 186H127V187H130ZM149 185H148V187H149ZM193 185H191V186H193ZM209 185H211L212 187H210ZM152 186V185H151ZM183 186H182V188H183ZM204 186V187H203ZM124 187V186H123ZM132 187V186H131ZM143 187V186H142ZM145 187H147V186H145ZM194 187V186H193ZM193 187L191 188V189H193ZM216 187V188H215ZM95 188V190H96V187H94ZM98 188V187H97ZM119 188H121L120 186H119ZM133 188H135L134 186H133ZM138 188V187H137ZM141 188V187H140ZM179 187L177 188V190L178 189H180ZM123 189V188H122ZM124 189H127V188H124ZM136 189V188H135ZM142 190H141V194H142V192L144 191V188H141ZM147 189H150V188H147ZM186 189V188H185ZM100 190V189H99ZM100 190V191H101ZM137 190V189H136ZM135 190V191H136ZM146 190V189H145ZM204 190H205V192H204ZM209 190V191H208ZM116 191L115 192H113L114 194L116 193ZM120 191H122V190H120ZM120 191H118V193L120 192ZM123 192V191H122ZM137 192V191H136ZM140 192V191H139ZM139 192L137 193V194H139ZM190 192V191H189ZM199 192V191H198ZM220 192V193H219ZM111 193V194H110ZM149 193V192H148ZM197 193V192H196ZM144 194V193H143ZM141 195L142 197L144 196V195ZM145 194H147V192L145 193ZM152 194H150L151 195V198H153V195ZM176 194V193H175ZM95 195H93V197L95 196ZM113 195V194H112ZM120 195H124V193L122 194V193H120ZM148 195V194H147ZM146 195V196H147ZM117 196H119V195H117ZM146 196H145V198H146ZM160 196V195H159ZM158 196V197H159ZM168 196V197H169ZM174 195L172 194V197H173ZM222 197L223 196V198H221L220 199V197ZM98 197V198H97ZM124 196H122V198H123ZM126 197V196H125ZM149 197V196H148ZM155 197V196H154ZM158 197H156V198H158ZM160 197H162V196H160ZM159 197V198H160ZM164 197H162V198H164ZM168 197H166V198H168ZM171 196H170V198H172ZM108 198H109V200L110 201H114V202H116L115 204L116 205H114L113 203L111 204L109 201H106V200H108ZM119 198V197H118ZM121 198V197H120ZM139 198H141V197H139ZM159 198H158V200H159ZM161 198V199H162ZM169 198V199H170ZM203 198V197H202ZM215 199H216V197H214ZM213 198V200H215ZM227 197H225L224 199H226ZM228 198H229V196H228ZM227 198V199H228ZM232 198H234V197H232ZM232 198L231 199H229V201L230 200H232ZM74 199V201H76L75 203L72 201ZM94 199H92V202H89V204L91 203H94ZM112 199V200H111ZM115 199H116V201H115ZM126 199V198H125ZM125 199H123V201L125 200ZM136 199L137 198H135V200H134V203L136 202ZM143 199V198H142ZM154 199V198H153ZM168 199V200H169ZM198 199H199V197H198ZM204 199V198H203ZM227 199H226V201H227ZM243 199V200H242ZM133 200V199H132ZM132 200H130V201H132ZM138 200H140V199H138ZM147 200H148V198L146 199V202H147ZM156 200V199H155ZM199 200H201V199H199ZM198 200V201H199ZM206 200V199H205ZM205 200H203L204 201V203L206 202ZM208 200V202H209V199H207ZM211 201H212V199H210ZM236 200V199H235ZM235 200H233L234 201V204H236L235 202L237 201H235ZM127 201H129V200H127ZM145 201V200H144ZM149 201H151L150 200V198H149ZM202 201V200H201ZM218 202V200H215L213 203H210V207H208L207 205H206V203H205V205L207 206H205V208H212V207H214V206H216V205H214L213 206V204H215V202ZM225 201V200H224ZM223 201V202H224ZM225 201V202H226ZM142 201H140L139 203H141ZM151 202H153V201H151ZM160 202H161V200H160ZM196 202V201H195ZM194 202V203H195ZM219 202V203H220ZM232 202V201H231ZM240 202V201H239ZM134 203H128V204H134ZM136 203H138V202H136ZM135 203V204H136ZM144 203L145 202H143V203H141V204H143L144 205ZM147 203H149V205H150V202H147ZM163 203V202H162ZM172 203H173V200H172ZM177 203V202H176ZM194 203H192L193 205H194ZM200 203V202H199ZM229 203V202H228ZM126 204L127 203H125V205H124V208H125V206H126ZM152 204V203H151ZM155 204V203H154ZM156 204H157V202H156ZM168 204H171V203H168ZM225 204V203H224ZM244 204V203H243ZM94 205V207L96 206L95 204H93ZM158 205V204H157ZM165 205V204H164ZM163 205V206H164ZM202 205H204L203 203H202ZM223 205V204H222ZM221 205V206H222ZM226 205V204H225ZM245 205V204H244ZM247 205H246V208H247ZM135 206V205H134ZM146 206H147V204H146ZM153 206V205H152ZM160 206V205H159ZM170 206V205H169ZM190 206H192V205H190ZM195 206L196 207H198L197 206V203H195ZM212 206V207H211ZM227 206V205H226ZM237 206H239V205H237ZM254 208H253V207ZM91 207V206H90ZM96 207V208H97ZM123 207V205L121 206V208ZM129 207H131L130 205H129ZM137 207H139V206H137ZM136 207V208H137ZM140 207H142L143 208V206H140ZM158 207V206H157ZM162 207V206H161ZM172 207V206H171ZM177 207V206H176ZM182 207V206H181ZM232 207V206H231ZM242 207V206H241ZM250 207H248V209L249 210H251L250 209ZM40 209L45 215H46V218L48 219L47 221H48V223L46 224L44 221L42 222V220L41 219H39V218H41V217H43L44 216V218H45V215L43 214V216H42V212H41V217H40V215H38L39 213H38V209ZM93 208V207H92ZM127 208V207H126ZM132 208V207H131ZM131 208H128L127 210H131ZM141 208V210H140V208L138 209H136V211L137 210H140V211H143V209ZM150 208H151V206H150ZM154 208V207H153ZM168 208V207H167ZM166 208V210L164 211L165 213H167L166 211L167 210H169V209H167ZM180 208V207H179ZM203 208H204V206H203ZM227 208V207H226ZM230 208V207H229ZM237 208V207H236ZM35 209H37V213L34 215V211H35ZM94 209V208H93ZM92 209V210H93ZM97 209V210H98ZM103 209V210H102ZM113 209V210H114ZM145 209V208H144ZM156 210H157V208H155ZM178 209V208H177ZM182 209V208H181ZM197 209V208H196ZM199 209V208H198ZM200 209H202L201 207H200ZM214 210L213 211H215L216 210V207H214L213 208ZM217 209H218V207H217ZM107 210V211H106ZM127 210H126V212H127ZM129 210V211H130ZM132 210H133V212H134V209L132 208ZM147 210V209H146ZM149 210H151V209H149ZM161 211H162V209H160ZM160 210H158L157 212H158V214H155V216H153V218H156V221H158L159 223H156L155 222V219L153 220L157 225H155V227L153 226L154 224H152V220H151V223H150V219L148 220L149 222V224H152V225H150V228L153 230V232H155L154 231V228L156 229V227H157V229H156V232L155 233H153L152 232V234L153 235H155V234H157V230L159 231V229H161L160 227H162V230H165V229H163V227H165V226H168L167 224H169V223H167V221H166V219H164L165 217L164 216H162L163 214H164V212H161L162 213V215H161V217H163V219L166 221V225L165 224H163L164 223V221H162V218L159 216L161 213H159V211ZM170 210L172 211L173 209H171L170 208ZM188 210H190V208L188 209ZM193 210H195V208L194 209H192L191 211H193ZM203 210V209H202ZM209 210V209H208ZM230 210V209H229ZM237 210V209H236ZM246 210V209H245ZM249 210H246V211H249ZM253 210H251V212L253 211ZM88 211H89V209H88ZM135 211V213L137 214V213H139V211H137L136 212ZM176 211V210H175ZM179 211V210H178ZM184 211V210H183ZM182 211V213L184 214V212ZM199 211V210H198ZM201 211V210H200ZM223 211V210H222ZM255 211V210H254ZM253 211V213H255ZM59 212H62V214L61 213H59ZM113 212V211H112ZM119 212H120V210H119ZM154 212V211H153ZM152 211L150 212L151 214L153 213ZM156 212V211H155ZM174 212V211H173ZM177 212V211H176ZM180 212V211H179ZM210 212V211H209ZM209 212H207V213H209ZM218 212V211H217ZM224 212V211H223ZM229 212H231V211H229ZM232 212H233V210H232ZM235 212V211H234ZM240 212V211H239ZM257 212V211H256ZM257 212V213H258ZM104 213H103V215H104ZM118 213V212H117ZM121 213V212H120ZM122 213L124 214L125 212H123V210H122ZM128 213V212H127ZM132 213V212H131ZM131 213H129V214H131ZM134 213V214H135ZM148 213H149V211H148ZM150 213L148 214V215H150ZM169 213V212H168ZM167 213V214H168ZM171 213V215H172V212H170ZM181 213V214H182ZM195 213V212H194ZM216 213V212H215ZM243 213H244V211H243ZM246 213V212H245ZM59 214H61L60 216H62V219L60 218L59 220L57 219L56 220V218H55V216H57V215H59ZM100 214H102V213H100ZM139 214H142V213H139ZM145 214V213H144ZM179 214L180 213H178V216H179ZM182 214V215H183ZM187 214V213H186ZM209 214H211V213H209ZM220 214V213H219ZM247 214V213H246ZM252 214V213H251ZM250 214V215H251ZM36 215H38V216H36ZM96 214H94V216H95ZM120 216L122 215V214H119ZM126 215V214H125ZM132 215H133V213H132ZM138 215V214H137ZM143 215V214H142ZM154 215V214H153ZM156 215H158V216H156ZM170 215V216H171ZM181 215V216H182ZM190 215V214H189ZM192 215H194V214H192ZM197 215H198V213H197ZM199 215H202V212H201V214L199 213ZM204 215H205V213H204ZM207 215V214H206ZM215 215V214H214ZM213 215V216H214ZM221 215V214H220ZM219 215V216H220ZM231 215V214H230ZM237 215V214H236ZM238 215H239V213H238ZM253 215V214H252ZM254 215H256V214H254ZM253 215V216H254ZM64 216V217H63ZM102 216V215H101ZM124 216V215H123ZM127 216V215H126ZM129 216V215H128ZM131 216V215H130ZM140 215H138V217H139ZM146 218L148 217L147 216V213H146ZM166 216V215H165ZM169 216V215H168ZM173 216V215H172ZM178 216H177V219H178ZM188 216V215H187ZM216 216V215H215ZM232 216V215H231ZM241 216V215H240ZM239 216V217H240ZM242 216H243V214H242ZM242 216H241V219H242ZM247 216H248V214H247ZM58 217V216H57ZM117 217V218H116ZM122 217V216H121ZM125 217V216H124ZM123 217V218H124ZM133 217H135L134 215H133ZM140 217H142V216H140ZM152 217V216H151ZM158 217V218H157ZM176 217V216H175ZM184 217V216H183ZM182 217V218H183ZM189 217V216H188ZM203 217V216H202ZM222 217H225L226 218V214H225V216L224 215H222ZM221 217V218H222ZM246 217V216H245ZM257 217V216H256ZM258 217H259V215H258ZM55 218V219H54ZM64 218V219H63ZM94 218V219H93ZM126 218V217H125ZM129 218H131V217H129ZM143 218V217H142ZM149 218V217H148ZM147 218V219H148ZM167 218V217H166ZM172 218H174V217H172ZM181 218V217H180ZM179 218V219H180ZM191 218V216L189 217V219ZM193 218H195V217H192V219ZM206 218H209L208 216L206 217ZM216 218V217H215ZM217 218H218V216H217ZM216 218V219H217ZM231 218V217H230ZM250 218H252V216L250 217ZM250 218H248L249 220H250ZM31 219H34L35 220V222H34V220H32L33 222H29V221H31ZM118 219V220H119ZM127 219H128V217H127ZM134 219V218H133ZM139 219V218H138ZM138 219H137V221H138ZM146 219V220H147ZM170 219H171V217H170ZM185 219V218H184ZM191 219V220H192ZM200 219V218H199ZM210 219V218H209ZM228 219H229V217H228ZM232 219V218H231ZM237 219H238V217H237ZM245 219V218H244ZM29 220V221H28ZM50 220V221H49ZM94 220V221H93ZM119 220V221H120ZM124 220V219H123ZM130 219H128L127 221H129ZM135 220V219H134ZM140 220V219H139ZM168 220V219H167ZM174 220V219H173ZM176 220V219H175ZM181 220V219H180ZM186 220V219H185ZM190 220V221H191ZM202 220V219H201ZM203 220H204V217H203ZM206 220V219H205ZM211 220H213V219H211ZM215 220V219H214ZM221 220V219H220ZM223 220V219H222ZM247 220V219H246ZM132 221V220H131ZM136 221V220H135ZM135 221H133V222H131V223H134ZM141 221V220H140ZM169 221H171V220H169ZM179 221V220H178ZM187 221V220H186ZM186 221H184V224H185V222ZM196 221V223L198 222L197 220H195ZM206 221H210V220H206ZM206 221H204L203 223H200V224H204ZM224 221V220H223ZM229 221V220H228ZM237 221H239V219L237 220ZM248 221V220H247ZM252 221V220H251ZM124 222H126V219L124 220ZM130 222V221H129ZM129 222H127V223H129ZM153 222V223H154ZM189 224H190V222L189 221H187ZM186 222V223H187ZM192 222H194L193 220H192ZM216 222V221H215ZM217 222H221V221H217ZM216 222V223H217ZM226 222V221H225ZM224 222V224H227V222L225 223ZM232 222V221H231ZM244 223H246L245 221H243ZM252 222H254V219H253V221ZM44 223L46 224L45 225V228L43 227V226H41L42 224L44 225ZM117 223V222H116ZM122 224H123V221L121 222ZM131 223H129V224H131ZM138 223V222H137ZM137 223H134V226L135 225H137ZM142 223L144 224V223H146L145 221H142ZM147 223V224H148ZM172 223L174 224V221H172ZM178 223V222H177ZM195 223V222H194ZM208 223V222H207ZM211 224H213L214 223V221H213V223L212 222H210ZM209 223V224H210ZM229 223V222H228ZM232 223H234V221L232 222ZM231 223V224H232ZM241 223H242V220H241ZM248 223V222H247ZM121 224V225H122ZM126 224V223H125ZM139 224L140 225H142V226H144L143 224H141L140 222H139ZM147 224H145V228L143 227V230H142V226H141V228H139V232H138V230L135 228V230H134V228H133V230L136 232V230H137V232H138V234L134 237L133 236V234H135V232H132L133 234H132V236L134 237V247L135 248H132V246H133V241L132 242H130L129 243V240L131 241V240H133V238L131 239V238H129V240H127L126 242L127 243H129V244H131V245H129V246H126L125 244L123 245V243H121V242H123L124 241V243H125V239L124 240H122L123 238H121V244L123 245V246H125V248L127 249V247H129L128 249H127V255H129L128 257L130 258V257H134V258H136L137 257V255H138V250L139 249H141V250H139V251H141V253L143 252V250H146V249H148L147 251H145V253L143 252L142 253V256H144V254H145V258L143 259L142 258V256H141V254L139 253V256H141V258L138 256V259L140 258V259H142V260H145V262H144V264L146 263V264H150L149 262H147V260H148V256H152V252L154 251V246L157 248L158 246H157V242L159 243V245L163 242L162 240H164V239H162L161 241V243L159 242V240H157V242H156V244H154L155 242H154V239H153V243H152V239L150 240L148 237H150V235H152V234H150V233H148V232H150L151 231V229L150 228H148L147 230H148V232H147V230H145L146 229V225ZM158 224L160 225L159 226V228H158ZM188 224V225H189ZM193 224V223H192ZM198 224V223H197ZM196 224V225H197ZM200 224H198L197 225V228H198V226L200 225ZM209 224H208V226H209ZM218 224V223H217ZM220 224V223H219ZM222 224V223H221ZM237 224H239V223H237ZM237 224H233V225H237ZM250 224V223H249ZM256 223H254V225H255ZM161 225H163V226H161ZM165 225V226H164ZM172 225V224H171ZM176 223L174 224V227L176 228ZM188 225H186L187 227H189ZM207 225V224H206ZM216 225V224H215ZM214 225V226H215ZM223 225V224H222ZM228 225V224H227ZM230 225V224H229ZM241 226H242V224H240ZM246 225H248V224H246ZM245 224H244V227L246 226ZM251 225V224H250ZM257 225V224H256ZM119 226V225H118ZM123 226V225H122ZM121 226V227H122ZM130 225H128V227H129ZM133 226V225H132ZM138 226V225H137ZM153 226V227H152ZM173 226V225H172ZM180 226V225H179ZM185 226V225H184ZM202 226V225H201ZM213 226V227H214ZM216 226H218V225H216ZM224 226V225H223ZM232 226V225H231ZM239 226V225H238ZM120 227V226H119ZM140 227V226H139ZM147 227H149L148 225H147ZM169 227H171V226H169ZM168 227V228H169ZM182 227V226H181ZM187 227H185V228H187ZM191 227V226H190ZM212 227V226H211ZM212 227V228H213ZM220 226H218V228H219ZM225 227H226V225H225ZM230 227V226H229ZM235 227V226H234ZM248 227V226H247ZM251 227V226H250ZM253 227V226H252ZM256 227V226H255ZM254 227V228H255ZM260 227V226H259ZM258 227V228H259ZM115 228H117V227H115ZM115 228H114V231H116L115 230ZM123 229L125 228L124 226L122 227ZM132 228V227H131ZM167 228V227H166ZM180 228V227H179ZM193 228V227H192ZM192 228H190V230L192 229ZM195 228V227H194ZM201 228H203V226L201 227ZM207 228V227H206ZM215 228V227H214ZM217 228V227H216ZM236 228V227H235ZM232 229V233H234L233 232V230H236V229ZM240 229V226L239 227H237V229ZM254 228L252 229V230H254ZM263 228H264V226H263ZM40 229H49L50 231L49 232H52V234L54 233L55 234V236H56V238L57 239H54V234L52 235V234H50V235H48L49 233L47 232V234H45V236H42V235H38L39 233H38V230H39V232H41L40 231ZM66 229H68V231H66V233L65 234H67V235H65L64 236V234L61 236L60 234L63 232H61V230H66ZM111 229H112V233L110 232L111 231ZM126 229H127V226H126ZM125 229V230H126ZM140 229L142 230V231H140ZM174 229V228H173ZM178 229V228H177ZM184 229V228H183ZM188 229L189 228H187V232H188ZM209 229H210V227H209ZM222 229H223V227H222ZM227 229V228H226ZM229 229V228H228ZM231 229V228H230ZM247 229V228H246ZM245 229V230H246ZM248 229H249V227H248ZM247 229V230H248ZM256 229H257V227H256ZM262 229V228H261ZM30 230V232H28ZM54 232H53V231ZM72 231V233L74 234V236L73 235H71L72 233H70L71 231ZM117 230V231H118ZM124 230V231H125ZM129 230H130V227H129ZM132 230V231H133ZM172 230V229H171ZM170 229L168 230V232L169 231H171ZM180 230H181V228H180ZM195 229H193V231H194ZM199 230H201V229H199ZM207 230V229H206ZM221 230V229H220ZM241 231H242V229H240ZM259 230V229H258ZM59 231V232H58ZM70 231V232H69ZM124 231H123V233H124ZM131 231V230H130ZM129 231V232H130ZM143 231H145L146 232V234H144L143 233ZM185 231V230H184ZM183 231V232H184ZM192 230L190 231V232H193ZM202 231V230H201ZM211 232H212V230H210ZM214 231H216V230H214ZM213 231V232H214ZM222 231V230H221ZM220 231V232H221ZM223 231H224V229H223ZM227 231V230H226ZM228 231H230V230H228ZM238 231V230H237ZM240 231V232H241ZM243 231H244V229H243ZM243 231L241 232V234L243 233ZM256 231V230H255ZM254 231V232H255ZM261 231V230H260ZM28 232V233H27ZM35 232V233H34ZM58 232V234L60 235H58V234H56ZM89 232V233H90ZM111 233V235H110V233ZM129 232H127L126 231V233H124L125 235L127 234V233H129ZM136 232V233H137ZM162 233V231H159L158 232V236L159 235H161V233ZM165 232V231H164ZM163 232V233H164ZM168 232H166L167 233V235H168ZM173 232V231H172ZM174 232H176L175 230H174ZM187 232H186V234H187ZM196 232H198V231H196ZM205 232V231H204ZM210 232V233H211ZM212 232V233H213ZM218 232V231H217ZM236 232V231H235ZM246 232H248V231H246ZM246 232H244L243 233V235L245 234V236L247 235L246 234ZM249 232H252V231H249ZM253 232V235L255 234ZM259 232V231H258ZM30 233H32V234H30ZM68 233H70V235L68 234ZM88 233V234H89ZM122 233V234H123ZM131 233V232H130ZM143 233V236H141V234ZM160 233V234H159ZM162 233V234H163ZM165 233V234H166ZM181 233H182V231H181ZM199 233V232H198ZM223 233V232H222ZM226 233V232H225ZM228 233V232H227ZM226 233V234H227ZM238 233V232H237ZM261 233V232H260ZM263 233V232H262ZM28 234V235H27ZM41 234V233H40ZM92 234V233H91ZM108 234H109V236H108ZM116 235L115 236V238L117 239L118 237H119V239H117L118 240V245H114V242H112V244H109L108 242L110 241V243H111V241H113V236L112 235ZM139 234H140V236H141V238H140V236H139ZM147 234H149V235H147ZM173 235L172 236H174V233H172ZM183 234V233H182ZM185 234V235H186ZM190 234H196L195 232L194 233H190ZM231 234V233H230ZM249 234V233H248ZM264 234V233H263ZM32 235V236H31ZM48 235V236H47ZM53 236V237H49V236ZM83 235V234H82ZM84 235H83V237H84ZM145 235H147L148 237H145ZM166 235V236H167ZM181 235V234H180ZM185 235H181L182 237L183 236H185ZM197 235V234H196ZM200 235V234H199ZM204 236L206 235V233H204L203 234ZM203 235H200V237L201 236H203ZM213 235V234H212ZM223 235V234H222ZM228 235V234H227ZM232 235V234H231ZM230 235V236H231ZM234 235H237L236 233H234ZM242 235V236H243ZM250 235V234H249ZM251 235H252V233H251ZM252 235V236H253ZM256 235H258L257 234V232H256ZM77 236H79V238H80V240H78L79 242L81 241V239L83 240V241H85V242H80V244L78 243V241L77 240H75L76 242V245H75V248H73V250L72 251H75L74 249H76L77 247V245L79 244V246L81 245H83L82 247L80 246V248H78V250L76 249V251L78 252V251H80L79 253H76V254H79V256H77V257H74L73 256V258H72V260L70 259V258H68L69 259V261H72V262H69L67 259V261L65 262V263H62V262H64V259H63V261H61V259H62V255H63V253H64V255H68V254H66V252L69 250V253H72L71 251H70V249H71V247L70 246H74L73 244H75V243H72L71 244V240L73 241L74 240V238L75 239H77L78 237ZM111 236H112V238H111ZM128 236H130V235H128ZM139 236V237H138ZM170 237H171V234L169 235ZM168 236V237H169ZM177 237H178V235H176ZM209 236V235H208ZM211 236V235H210ZM214 236V235H213ZM215 236H217V235H215ZM219 236V235H218ZM229 236V235H228ZM230 236H229V238H230ZM233 236V235H232ZM232 236H231V238H232ZM241 236V237H242ZM258 236H260V234L258 235ZM258 236H256V238L258 237ZM262 236V239H263V235H261ZM92 237V236H91ZM90 236H89V238H91ZM136 237H138V240L139 241H137V240H135V238ZM143 237V238H142ZM144 237L146 238L145 240L150 244V247H153V248H150V247H146V245H145V249H144V243H145V240H142V239H144ZM152 237V236H151ZM150 237V238H151ZM155 237V236H154ZM153 237V238H154ZM162 237H164L163 235H161V236H159V238H162ZM185 237H187V236H185ZM184 237V238H185ZM189 237V236H188ZM197 237H198V235H197ZM234 237V236H233ZM240 237V238H241ZM52 238V239H51ZM58 238H59V241H58ZM61 238V239H60ZM85 238V237H84ZM107 238H111L112 240H110V239H108L109 241L108 242H105L104 243V241H106L107 240ZM127 238V237H126ZM147 238L149 239V240H147ZM156 238V237H155ZM159 238H156V239H159ZM181 238V237H180ZM199 238V237H198ZM197 238V239H198ZM204 239H205V237H203ZM210 238V237H209ZM208 237H207V239H209ZM215 238V237H214ZM218 238V237H217ZM231 238H230V240H231ZM237 238H238V236H237ZM240 238H238L237 240L239 241V239ZM243 238H245V237H243ZM249 238V237H248ZM252 238V237H251ZM250 238V239H251ZM260 237H258L257 239H259ZM50 239H51V242H50ZM58 241V242H56V243H59L60 242V240L62 241L61 242V244L59 245V244H57L56 245V243H55V241ZM86 239H88L87 237H86ZM92 239H93V237H92ZM116 239H114L115 241H117ZM137 239V238H136ZM155 239V240H156ZM167 239V238H166ZM165 239V240H166ZM169 239V238H168ZM167 239V240H168ZM171 239H172V237H171ZM178 239V238H177ZM182 240H183V238H181ZM185 239H187V238H185ZM196 239V238H195ZM201 238H199V240H200ZM203 239V240H204ZM221 239V238H220ZM219 239V240H220ZM222 239H223V237H222ZM234 239V238H233ZM247 239V238H246ZM253 239H255V238H253ZM256 239V240H257ZM261 239V240H262ZM89 240V239H88ZM94 240L92 241V242H94ZM164 240V241H165ZM174 240H175V238H174ZM188 240V239H187ZM212 240V239H211ZM211 240H209V241H211ZM214 240V239H213ZM212 240V241H213ZM218 239H217V241H219ZM229 240V239H228ZM236 240V239H235ZM234 240V241H235ZM240 240H245V239H240ZM248 240V239H247ZM256 240H253L254 242H256ZM260 240V239H259ZM264 240V239H263ZM262 240V241H263ZM54 243H53V242ZM141 241H144V243L143 242H141ZM173 241V240H172ZM176 242H177V240H175ZM174 241V242H175ZM181 241V240H180ZM179 240H178V245L181 243V244H184L182 241L180 242ZM184 241V240H183ZM189 241V240H188ZM187 241V242H188ZM192 241V240H191ZM196 241V240H195ZM216 241V242H217ZM224 241V240H223ZM227 241V240H226ZM233 241V240H232ZM237 241V242H238ZM243 241H241V242H243ZM249 241V240H248ZM248 241H246V244H247V247H248ZM87 242V243H86ZM140 242V244L141 243H143V244H141L142 246L141 247H143V248H141L140 246H138V245H140V244H138V243ZM165 242H167V241H165ZM180 242V243H179ZM190 242V241H189ZM197 243H198V241H196ZM202 242V241H201ZM204 242V241H203ZM202 242V243H203ZM216 242H215V245H219V244H221L222 243V241H221V243H218V244H216ZM230 244H231V241H228ZM241 242L239 241V243L241 244ZM252 242V241H251ZM254 242H252V243H254ZM264 242V241H263ZM263 242H261L262 244H263ZM53 243V244H52ZM78 243V244H77ZM81 243H83V244H81ZM126 243V244H127ZM169 243V242H168ZM192 243V242H191ZM196 243V244H197ZM200 243V242H199ZM198 243V244H199ZM202 243H200V245L203 247V245L205 246L206 244H204L203 243V245H202ZM209 243V242H208ZM212 243H214V242H212ZM211 243V244H212ZM250 243V242H249ZM251 243V244H252ZM260 243V244H261ZM71 244V245H70ZM92 244H95V243H92ZM116 244V243H115ZM138 244V245H137ZM145 244H147V243H145ZM164 244V243H163ZM176 244V245H177ZM186 244V243H185ZM184 244V245H185ZM188 244H190V243H188ZM211 244H210V246H211ZM225 244V243H224ZM223 244V245H224ZM233 244H234V242H233ZM237 244V243H236ZM240 244H237V245H239L238 246V248H240L241 247V245H243V244H245L244 242L240 245ZM246 244H245V246L244 247H246ZM89 245V244H88ZM88 245H86V246H88ZM135 245H137L138 247H136ZM148 245V244H147ZM154 245V246H153ZM165 245V244H164ZM168 245V244H167ZM169 245H170V243H169ZM177 245V248H179V246ZM184 245H183V248H184V251H186L185 250V247L186 246H188V248H190V245H187L186 244V246L184 247ZM226 245H228V244H226ZM226 245H224V246H226ZM255 245L257 246V243H255ZM259 245V244H258ZM78 246V247H79ZM85 246V247H86ZM149 246V245H148ZM166 246V245H165ZM164 246V247H165ZM171 246V245H170ZM174 246V245H173ZM191 246L193 247V246H197V245H194V244H191ZM207 246V245H206ZM208 246H209V244H208ZM233 246H236V245H233ZM242 246V247H243ZM252 246V245H251ZM261 246V245H260ZM260 246H257L258 248L260 247ZM263 246H264V244H263ZM89 247V246H88ZM92 247H93V245H92ZM92 247H89V248H92ZM96 247H97V245H96ZM95 246L93 247V249L96 251L97 250V248L99 249V247H97L96 248ZM116 247V248H115ZM140 247V248H139ZM161 247H163L162 246V244H161ZM169 247V246H168ZM199 247V246H198ZM222 247V246H221ZM227 247H229V246H227ZM242 247L239 249V253L238 254H236L237 252H233V249L232 248H230L231 250H227V251H231V252H233L235 255H239L240 254V251L242 250L243 252H245L243 249H242ZM243 247V248H244ZM247 247H246V249H247ZM254 248H252V247H250L251 248V250L253 251V250H255V246H253ZM257 247H256V249H257ZM70 248V249H69ZM88 248V249H89ZM136 248H139L138 250H136V251H132V249H136ZM159 248V247H158ZM166 248H167V246H166ZM176 247H174V249H175ZM176 248V249H177ZM183 248H182V245H181V248L180 249H178V251L179 250H183ZM188 248H186V249H188ZM193 248H195V247H193ZM188 249V252L190 253V251L191 250H194V249ZM212 248H213V246L210 248V247H208V249H210L211 251H214V250H212ZM214 248H216V246H214ZM224 247H222V249H223ZM233 248H235V247H233ZM263 248V247H262ZM86 249V248H85ZM109 249L108 250H106V253H108V254H110L111 252H112V249H110V251H109ZM121 249V248H120ZM120 249H118V252L117 253H119V254H125V256H126V253H125V249L123 250V253H122V249H121V252H120ZM143 249V250H142ZM149 249H153V251H149ZM170 248H168V250H169ZM173 249V248H172ZM200 249V248H199ZM202 250L203 249H205V248H201ZM226 249V248H225ZM245 249V248H244ZM245 249V250H246ZM249 249V248H248ZM90 250V249H89ZM101 250H98V251H100L101 252ZM129 250H131L132 252H130ZM155 250H157V249H155ZM160 250H163L162 248H160L159 250H157V251H160ZM165 250V249H164ZM167 250V249H166ZM165 250V251H166ZM195 250H197L196 248H195ZM201 250V251H202ZM207 250V249H206ZM217 249H215V251H216ZM238 250V249H237ZM236 250V251H237ZM88 251V250H87ZM98 251H97V253L95 252V255L97 256V257H95L94 258V256H93V258L95 259V260H97L99 257V260H97L96 262L94 261V259L92 258V260L93 261H91V264H92V262H95L96 264H98L99 263V261H101L100 263H103V262H105L104 260H106V261H108V259L110 260L111 258H113L115 255H114V252H113V254L112 255H114V256H112L111 258H109L108 256H105V257H103L104 256V254H105V248H104V251H102L101 252V254L103 255H101L100 256V253H98ZM149 251V252H148ZM178 251H177V255H179L180 256V254L183 252L184 253V251H180V253H178ZM210 251V252H211ZM219 251V250H218ZM226 251V250H225ZM235 251V250H234ZM241 251V252H242ZM249 251H250V249H249ZM249 251H246V252H249ZM252 251H250L249 253H251ZM256 251V252H255ZM255 251H253V252H255V253H257V255H258V252L260 251V250H255ZM263 250H261L260 252H262ZM103 252H104V254H103ZM110 252V253H109ZM128 252H130L129 254H128ZM133 252H135V253H137V255L135 254L134 256H133ZM146 252H148L149 253V255L146 253ZM167 252V251H166ZM166 252H164L165 254H167ZM168 252H170V250L168 251ZM173 252V251H172ZM204 252L206 253V251H203V252H201V255H202V253L204 254ZM209 251H208V253H206V255L207 254H209L210 253ZM252 252V253H253ZM259 252V254H261ZM68 253V252H67ZM89 253V251L87 252V256H85V257H87V258H90V259H87L86 258V260H91V253H89V254H91V255H89L88 254ZM94 253V252H93ZM131 253H132V256H130L131 255ZM154 254L156 253V251L155 252H153ZM164 253H159V254H157V255H160V254H163L164 255ZM175 253V252H174ZM183 253H182V255L180 256L182 259L181 260H184L185 258H183V256L184 255H187V257H188V254H186V252H185V254L183 255ZM192 254L191 255H195L196 256V254H197V252H195L196 254H193L194 252H191ZM200 253V252H199ZM219 253H220V255L219 256H221V251H219ZM225 253V252H224ZM228 253H230V252H228ZM233 253L231 254V256H229V258L230 257H232V258H230V259H233V257L234 256H232L233 255ZM72 254H75V252H73ZM98 254H99V256H98ZM169 254V253H168ZM173 254V253H172ZM215 254V253H214ZM216 254H217V252H216ZM70 255V254H69ZM68 255V256H69ZM94 255V254H93ZM106 255V254H105ZM121 255H119L120 257H123V256H121ZM156 255V256H157ZM176 255V256H177ZM190 255V254H189ZM199 255V254H198ZM201 255L200 256H198L199 258L201 257ZM209 255H211V254H209ZM218 255V254H217ZM216 255V256H217ZM226 255V254H225ZM224 255V256H225ZM243 255H244V253H243ZM243 255H241L240 254V256H243ZM251 255V254H250ZM250 255H248V253L246 254V256H247V259L250 257ZM253 255V254H252ZM60 256H62V257H60ZM67 256V257H68ZM84 256V255H83ZM82 256V257H83ZM89 256V257H88ZM91 256V257H90ZM117 256H118V254H117ZM117 256H115L116 257V259L118 260V258H117ZM125 256H124V258H125ZM150 256V257H151ZM155 256V255H154ZM153 256V257H154ZM162 256V255H161ZM161 256H159V257H161ZM168 256V255H167ZM205 256V255H204ZM203 256V257H204ZM213 256H215V255H212L211 256V258L213 257ZM215 256V257H216ZM236 256V258H237V260L236 259H234L235 260V262H237L238 261V264H239V259H241L240 258V256L239 257H237ZM256 256V254L254 255V257ZM258 256H260V255H258ZM264 256V255H263ZM67 257H65L64 256V258H67ZM70 257H72V256H70ZM82 257H80V258H82ZM85 257H83V258H85ZM107 257H108V259H107ZM127 257V256H126ZM152 257V258H153ZM158 257V256H157ZM157 257H154V259L155 258H157ZM172 257V256H171ZM173 257H174V255H173ZM172 257V258H173ZM184 257H186V256H184ZM189 257H191L190 259H191V262L193 261V264H194V261H196V263H198L197 262V260H193L194 258H196V257H194V256H189ZM188 257V258H189ZM223 257V256H222ZM251 257H253V256H251ZM61 258V259H60ZM77 258V259H76ZM97 258V259H96ZM102 258V260H100ZM105 258V259H104ZM133 258V259H134ZM151 258V259H152ZM163 258H164V256H163ZM163 258H159L160 260H163ZM165 258H166V256H165ZM199 258H196V259H198V261H201V260H199ZM210 258V257H209ZM209 258H207V259H209ZM229 258H228V262L230 261L229 260ZM121 259V258H120ZM139 259V261H140V263H141V261L142 260H140ZM150 259V258H149ZM151 259L150 260H148V261H150L151 262ZM176 259L177 260H175V261H173L172 260V263L174 262H178V260L180 259H178L177 257H176ZM190 259H186V260H184V262L182 261V263H185V264H192L189 260ZM200 259H202V258H200ZM204 259V258H203ZM206 259V260H207ZM216 259V258H215ZM224 259V258H223ZM244 259H246L245 257H244ZM250 260H252V258H249ZM256 259H257V257H256ZM260 259H261V257H260ZM84 261H85V259H83ZM82 259H81V261H83ZM116 260V261H117ZM125 260H126V258H125ZM129 260V259H128ZM128 260H126V262L128 261ZM135 260V259H134ZM136 260H137V258H136ZM166 260V259H165ZM181 260L179 261V263H181ZM219 259H217L216 261H218ZM227 260V259H226ZM225 260V261H226ZM250 260H248L249 262H251ZM80 260H78V262H80V264L82 263ZM83 261V262H84ZM87 261V262H88ZM111 261H114V260H112L111 259ZM116 261H114L115 263H116ZM119 261V260H118ZM121 261H123V260H121ZM132 261V260H131ZM130 261V262H131ZM138 261V260H137ZM137 261H136V263H137ZM139 261H138V264H140L139 263ZM154 261H156V260H154ZM164 261V260H163ZM169 261H171V260H169ZM188 261V262H187ZM246 261V260H245ZM258 261V260H257ZM68 262V263H67ZM74 262V263H73ZM90 262V261H89ZM88 262V263H89ZM109 262V261H108ZM114 262H112V264H114ZM135 262V261H134ZM159 262V261H158ZM203 262V261H202ZM210 262V261H209ZM208 262V263H209ZM214 262V261H213ZM220 262H221V257H220V261H219V263H217V264H220ZM224 262V261H223ZM222 262V263H223ZM234 261H232L230 264H232ZM252 262H254V261H252ZM251 262V263H252ZM256 262V261H255ZM261 262H262V260H261ZM87 263V264H88ZM107 263V262H106ZM118 263V262H117ZM119 263L120 264H122L120 261H119ZM124 263V262H123ZM133 263V262H132ZM135 263V264H136ZM157 262H155V263H153V264H156ZM161 263L162 264H165V263H163L162 261H161ZM171 263V264H172ZM173 263V264H174ZM201 263V262H200ZM199 263V264H200ZM205 263V262H204ZM203 263V264H204ZM207 263V262H206ZM207 263V264H208ZM211 263H212V261H211ZM225 263V262H224ZM229 263H227V261H226V264H229ZM243 263V262H242ZM242 263H240V264H242ZM244 263H246V262H244ZM243 263V264H244ZM264 263V262H263ZM83 264H86V262H84ZM90 264V263H89ZM94 264V263H93ZM108 264V263H107ZM109 264H110V262H109ZM126 264H130L129 262L128 263H126ZM142 264V263H141ZM157 264H159V263H157ZM213 264H215V263H213ZM237 264V263H236ZM250 264V263H249ZM254 264V263H253ZM256 264H260V262L258 263H256Z\"/></svg>", "mask_w": 264, "mask_h": 264}, {"label": "rangeland", "instance_id": "374dc122", "mask_svg": "<svg viewBox=\"0 0 264 264\" xmlns=\"http://www.w3.org/2000/svg\"><path fill=\"white\" fill-rule=\"evenodd\" d=\"M9 1H10V0H9ZM9 1L6 0V3H5L4 0H0V5H2V7L0 6V8H3V7L6 8L7 6H9V5H10V2H11V1H10V2H9ZM12 1H13V0H12ZM26 1H29V3H28V2L25 3L24 0H23L22 2L19 1V3H20L21 5H23L24 10H28V13H29V11H33V13H36V14H40V13H49V14H52V15L55 17V20H56V21H59V23L56 24V25H58L59 27H58V26L55 27L56 25L53 26V27H55L56 29H58V31L55 30L54 32H55V34H57L56 32H58V34H60L62 31H64V33H62V34H64L65 39H67L66 41H68V40L70 39V40L67 42V44H72V43L70 42V41H72L70 36H72L73 34H75V32H74L73 30H74V29L76 30V29L79 27L78 24L81 23L82 21L84 22L86 18H87V19H86L85 23L88 22L90 25H92V23H93V25H94L95 22H96V23H97V22H100V23H98L99 26H98V24H97V28L99 27V28H98L99 30H100V29H103L104 31H105V29H106L105 32H107V33H110V30H111V32H112V31H118V30H119L118 33L120 32V36H119L116 32H114V33H116V34L118 35L119 39H121V38H122V39H121V40L117 39V40L119 41V42H117V41L115 40V39L117 38V37H116L117 35H115V34L112 32L113 35H114L116 38H115V39H114V38H113V39H112V38L109 39L110 41H111V39H112L111 43H109L110 46L108 45V48H107V47H106L107 44L105 45V47H106L108 50H107L106 48L103 49L102 47H104V46H103L102 44H101V45H102L101 47L99 46L100 43H103V44H104V42L106 41V40H105V37H103L104 39H101L102 41L99 39V41H100L99 44H98L99 47H96V46H97V45H96L97 43L95 42V41L98 40V38L94 37V39H96V40H93V39L91 38V39L96 43V44H95L96 46L94 45L95 48H94V47H92V48H93V49L99 48V51H100V52H103V55L105 54L104 56H109V55H111V54L117 56L121 51H122V52H121L119 55H121V54H123V53H124V55L126 54L124 58H126L127 56H130V55H128V54H132V55H131V58H132L133 60H136V61L138 60L137 63H136V61L133 62V60H132V61H128L127 58H126V62L128 61L127 64L129 63V66L131 65V67H134L135 64H137V65L139 64L138 67H136V69H135V67H134V70H135V71L132 70L131 67H130V68L128 67V69H130V70H128V69H127V66H128V65H127L125 62H124L123 65L118 66V67H121V66H122V69H125L124 71L127 70V71L131 72V70H132V71H133L132 73H136V72H138L140 66H141V68H140L141 71H144V70L147 69V71L149 72L151 69L153 70L154 67H159V66L161 67L162 64H163V66H165V67L162 66V69H164V68H166L167 66H169L168 69L166 68V69L169 70V71H170V69H171V66L174 65L173 67H175V68L173 69V67H172V69L174 70V73H176V70H177V71H178V70H181V71H180L181 73H182V71H183V72L185 73L184 75H186V72H187V73L189 72L190 75H189V74H188V75H189L192 79H191L189 76H185V77H187V78L184 79V78H185L184 75L182 76L183 73L180 74V72L178 71V74L180 75V79L183 78L182 81H180V80H179V75H178V74H173V72H172L173 70H171V71H170V74H172L171 77H173V75H174L175 77L177 76L176 78L173 77V78H175V79L172 80V81H176V79L178 78L177 81H178V80L180 81V82H177V81H176V82L178 83V85H179L180 83L183 84V85H184V83H188V84H187L188 87H187L186 85H184V87H187V88H183V85H182V86L180 85L184 90H183L182 88L180 89L179 86H178V88H179V90H180V91H179V94L181 93L182 90H183V91L186 90V93H188V94H185V92H182V94H183L184 96L181 94L182 96H180V97H183V100L185 99V95H186V100H189V99L187 98V96H188V95H193V94H194V95H193V98H195V96H196V100H198V98H199V100H200V101H199V100L196 101L195 99H193V100L196 101L195 103H197V105H196V104L194 105V102H193V101H191V103L188 102V101H185V102H184L182 99H181V100H182V103H177L178 100L180 101V98L177 97V95H178L177 93H176V94L174 93L176 96H175V95H172L173 97H172V96H167V95H171V94H168V92H169V90L172 88V86H173V88H174V85H172V86L170 87V86L168 85V83H164V82L166 81V82H169V83L171 84L170 81H171V79H172L169 75H167V73H169V71L167 72V70H166V72H165V73H166L165 76H164L163 72H160V73H162V75H163L162 78H161L160 75H159L160 73L158 74L159 76H155L156 74H154V76H155V77H158V78L161 80L160 83H162V81H163L162 79L165 80V79L167 78L166 76H168V79H170V81L167 80V79H166L165 81H163V83H164L165 85L167 84V85H166L167 87L164 86V88L166 87V88H165V91H167V90L169 89L168 92H166L167 94H166V93L164 94V91H163V94H164V95H162V93H160V90L163 88V85H164V84L159 85V87L162 86V88L160 89V88L158 87V83H159V79H158V78H156V79L158 80V81H157L158 83H156V79H155V83H156L157 87H158L160 90H159L156 86H155L156 89L154 88V85H155V83H154V78H155V77H153V79L150 78V81H151V82L153 81V84L151 83V85H152L153 87L150 85V86H151V88H150V86L147 85V84H150V83H148V82L145 84V87L148 86V88H150L151 90H153V89L156 90V91H154L155 93H160V95L158 94L160 97H158V96H157L158 98L155 97V100L152 98V96H155V94L153 93V91L151 92L150 89L146 90V88H144V85L142 86L143 89L140 88V89L138 90V91H139V94H140V95H138V96H137L138 92H136V94H135V93H134V94L132 93V94H133L132 96H131V94L129 95V94L127 93L129 96H126V97H127V98L130 97L129 100H132V99H133L132 101H134V98H133V97H135V100L137 99V100H136V102H137V101L140 99V100L137 102L138 105L136 106V108H137L138 106H140V101H141V102H145V101H144L145 99H146V101H147V98H150L151 101H149V100H150V99H149V100H148L149 103L151 102V104H152V103L156 104V103L158 102V104H156V105H159V104L161 105V106H158V107L165 108L164 106H165L167 103L170 104L171 107H168V106H170V105H168V106H166L167 109H166V108L164 109L166 112H167V110L170 109L169 112H168L169 114L167 113L168 115H170L171 110H172V112H176L175 108H173L174 110L172 109V104L175 102V100H173V99H175V98H174V96H175V97H177V99H176V103H177L178 105L180 104V107H181V104H183V103H184V105H185V104L187 105L188 103H190L188 107H186V106L183 107V108L186 107V109H182V107H181L182 110L179 109L178 105H177V106H176V104L173 105L174 107L176 106V108H178L181 112L186 113L185 115L188 114V115H187L188 118H187V116H185V118H187V119H189V115H191V114L193 115L192 111L194 112V109H195V111H197V112H194V113L197 114V115H195V116L198 117V115H200L199 118H201V115H202V117H204L203 115H205V117H207L208 114H209V112H210V114H212V115L216 114V116H215V115H214V116L219 118L218 122H219V124H222L221 126H223V123H224V125L226 124L227 127H228V123L231 122V121H229V120H233V121H234V119L236 118V120H237L238 122L235 121L234 123H237V124H234L233 121H232V123H233L232 125H233V126H232V125H231V126L234 127V125H235V127H238L237 125H240L239 121L241 120V118H239V116H238V115H239V111H240V114H241L240 116L243 117L242 120H241V121H243V122H244L243 119L246 118L244 112L248 114V113L251 111V114H252L251 117L254 116V114H255V116L251 118L249 114H248V115L246 114V115H247V118H246L247 121H246V119H245V122H244L245 124H244V123H243V124H244V125L247 124V126H248V124H250V126L253 127V126H255V124L257 123V119H258L259 122L261 121V122L259 123L260 126L256 124L255 129H256V128H257V129H260L261 127L264 126V125H263V124H264V122H263V120H264V119H263V118H264V110H263V109H264V105H261V104H263L264 102H262L261 104H257V103H260V102H261L260 100L263 98V93H264V88H263V87H264V84L261 85L262 82H264V79H263V81H261L262 77H264V75L261 74V73H262L261 71H264V68H263V67H264V66H263V65H264V58H263V57H264V56H263V55H264V52H263V51H264V0H185V1H183V0H163V1H162V0H161V2H160V0H156V1L153 0V1H154V2H153L154 4L152 3V0H149V1H147V0H146V1H145V0H139V1H138V0H115V1H114V0H55V2H56L55 4H57V5L52 4L53 2L50 3V5H49V4H45V5H44V4H41L40 2H37V3L34 2V0H32L33 2H31L30 0H26ZM53 1H54V0H53ZM142 1H144V2H142ZM182 1H183V2H182ZM194 1H195V2H194ZM17 2H18V1H17ZM149 2H151V4H152L153 6H156V9H155V7L153 8V6H152ZM156 2H157V3H156ZM164 2H165V3H164ZM207 2H208V3H207ZM14 3H16V0H15ZM14 3H12V4L14 5ZM31 3H33V4L36 3V4L33 5V4H31ZM39 3H40V4H39ZM111 3H112V4H111ZM38 4H39L40 6H38ZM51 4H52L53 6H54V5H55V6L53 7ZM103 4H104V5H103ZM140 4H142V5H140ZM145 4H146V5H145ZM149 4H150L151 8L148 7ZM36 5H37V7H36ZM139 5H140V6H139ZM159 5H160V6H159ZM11 6H12V5H11ZM50 6H51L53 9H54V8L57 9V11H56L55 9H54V10L52 9L53 12H50V11H52ZM158 7H159V8H158ZM93 8H94V9H93ZM31 9H32V10H31ZM49 9H50V10H49ZM74 9H76V10H74ZM151 9H152L153 11H151ZM45 10H46V12H45ZM47 10H48V11H47ZM111 10H112V11H111ZM172 10H173V11H172ZM11 11H13V10H12V9H10L9 11L7 10L8 13H9V12L12 13ZM54 11L57 12V13H54ZM67 11H68V12H67ZM129 11H130V13H129ZM7 12H6V14H7ZM72 12H74V13H72ZM75 12H76V13H75ZM77 12H78V14H81L82 16H83V14H84L83 18H81V15L79 16V15L77 14ZM156 12H157V13H156ZM173 12H174V13H173ZM10 13H9V14H10ZM26 13H27V12L25 11V14H26ZM60 13H62L63 15L60 14ZM68 13H69V14H68ZM91 13H92V15H91ZM151 13H152V14H151ZM215 13H216V14H215ZM6 14H5L4 17H8V14H7V16H6ZM15 14H16V13H15ZM15 14H14V12H13V15L15 16V17H14V20H15V18H16V15H15ZM57 14H60V15L63 16V17L65 16V14H66V17L69 15V16H68L69 18L67 19V20H69V21H70V19H73V18H74V19H75L74 21H76L75 23H77V24L75 25V23H74L73 20H72V22H73V24H74L76 27H77V26H78V27L73 29L72 26H70V25H73L72 22L70 21V22H71V24H70V22L67 21V20H66V21H67L70 25H69L68 23H66V24L64 25V23L66 22V21H64V18H65V17H64L63 19H62V17H61V20H59V19H60V16L57 15ZM67 14H68V15H67ZM72 14H75V15L77 14V16H78V17L76 16L77 19L75 18V15L72 16ZM88 14H89V15H88ZM109 14H110V15H109ZM228 14H229V15H228ZM56 16H58L59 18H57ZM70 16H71V18H70ZM85 16H86V17H85ZM89 16H91V18H90ZM4 17H3V19L6 20L7 23L10 22V21H12V20H10V19L7 20V19H5ZM10 17H11V19L13 18L11 15H9V18H10ZM17 17H18V16H17ZM84 17H85V18H84ZM102 17H103V18H102ZM210 17H211V18H210ZM56 18H57L58 20H57ZM89 18H90V19H89ZM105 18H106V19H105ZM111 18H112V20H111ZM117 18H118V19H117ZM140 18H141V19H140ZM143 18H144V19H143ZM179 18H180V19H179ZM3 19L0 20V21H3V22H1L2 24H3V23H6ZM88 19H89V20H88ZM91 19H93V20H91ZM162 19H163V20H162ZM212 19H214V20H212ZM215 19H216V20H215ZM9 20H10V21H9ZM14 20H13V21H14ZM35 20H36V19H35ZM78 20L80 21L79 23H78ZM106 20H107V21H106ZM136 20H137V21H136ZM157 20H158V21H157ZM41 21H42V20H41ZM41 21L39 20V22H37V20H36L37 23H39V24L42 25V22H41ZM63 21H64V23H63ZM103 21H104L105 23H104ZM141 21H142V22H141ZM213 21H214V22H213ZM40 22H41V23H40ZM61 22L63 23V25H62L63 28L60 27L61 24H62ZM157 22H158V23H157ZM248 22H249V23H248ZM1 23H0V24H1ZM60 23H61V24H60ZM145 23H146V24H145ZM178 23H179V24H178ZM123 24H124V25H123ZM74 25H73V27H75ZM79 25H80V24H79ZM93 25H92V26H93ZM42 26H43V25H42ZM66 26H68L69 29H70V27L72 28V30L70 29V30H71L70 35H69V32H70V31L68 30V31H69V32H68V31L66 30V32L68 33V35H69L70 38H69V37H68V38L66 37V35H67V33L65 32ZM87 26H88V24H87ZM254 26H255V27H254ZM64 27H65V28H64ZM93 27H96V26H93ZM93 27L90 26V28H93ZM103 27H104V28H103ZM132 27H133V28H132ZM251 27H252V28H251ZM60 28L62 29V31L59 33V31L61 30ZM124 28H125V29H124ZM178 28H179V29H178ZM42 29L44 30V28H42ZM53 29H54V28H53ZM53 29H50V30H49V31L52 30V31H51L52 33H51V32H50V33L48 32L49 35L53 34V35H51V37H50L51 39H50V40H53V41L56 40L58 43H60L61 46H64V44H66V42L63 41V40H65V39L62 40V38H64L63 35H62V37L60 36L61 34H60L59 36H58V35H55V34L53 33ZM59 29H60V30H59ZM94 29H95V28H94ZM98 29H97V30H98ZM135 29H136V30H135ZM143 29H144V30H143ZM148 29H149V30H148ZM170 29H171V30H170ZM86 30H87V29H86ZM86 30L83 31V34H82V33H81V34H76V36L73 35V37H72V38H75L77 41H78V40H79V41H82L83 43H80V42L78 41V42L80 43L81 46H82V44H83V45H84V44H88L87 42H89V41L91 42V41H92V40H89V39H90V35H87V34H90V33H88V31L86 32ZM89 30H92V29H89ZM103 30H102V31H103ZM108 30H109V32H108ZM142 30H143V31H142ZM160 30H161V31H160ZM92 31H93V30H92ZM92 31H91V33H92ZM95 31H96V29L94 30V32H95ZM122 31H123V32H122ZM244 31H245V32H244ZM257 31H259V32H257ZM85 32H86L87 34H85ZM94 32H93V33H94ZM129 32H130V33H129ZM260 32H261V33H260ZM0 33L3 34V35L0 34V37H1V38H2V36H3L2 39H4V37H5V39H6V37H7V39L9 38L8 36L4 35L5 33H3V32H0ZM93 33L91 34V37H93ZM252 33H253V34H252ZM121 34H122V37H121ZM54 35H55L56 37L58 36V38L60 37L61 40H60V39H57ZM77 35H79V36H77ZM84 35H87V36H84ZM108 35H109V34H107L106 36H108ZM127 35H128V36H127ZM147 35H148V36H147ZM252 35H253V36H252ZM110 36H111V37H114V36H112V35H110ZM110 36H109V37H110ZM123 36H124L125 38H124ZM183 36H184V37H183ZM187 36H188V37H187ZM83 37H84V38H83ZM88 37H89V38H88ZM120 37H121V38H120ZM126 37H127V38H126ZM189 37H190V38H189ZM222 37H223L224 39H223ZM77 38H78V39H77ZM79 38H81V39H79ZM186 38H187V39H186ZM243 38H244L245 40H244ZM28 39H29V38L26 37V40H27V46L29 47V45H30V48H31V49L28 48V50L31 51V53L36 52V54L40 53V55H41V53H43V54H42L43 56L41 55L42 57H41L40 55H36L37 57L35 58V60H36V59H39V57H40L41 59H42V58H43V59H46L47 62H48L49 64H51V65H49V68H50L51 66H52V68H55V70H54V69H50L51 71H49V69H48V71L45 72L46 74H48V72H50L51 75H52V77H53L54 74H58V72H59L58 75H60V78H62L63 76H65L67 73H68V75H66V77L69 76V75L72 76L71 72L73 73L72 70H74V67H75V69H76V67L79 69L78 66H81V63H80V62H79L80 65L77 64L78 61H75V60L72 61V60H71L73 63L76 62V65L73 66L74 64H72L70 60H67V59H66V61H65V59L58 58V57H54V58H57V59H58V62H57V63H56V60L51 61L52 58H53V56H52V57H48V56H51V55L49 54V51H48V50L51 49V46H53L54 44H57V43H54V42L52 41L51 43H54V44H51V43H50L51 45L49 44V47H48L47 45H44V44H41V43H40V45H41V46H40L41 48H40V47L37 46V45H36L37 47L35 46V44H38V45H39L38 42L31 41L30 44H29ZM75 39H73V40H75ZM107 39H108V38H107ZM124 39H126V40H124ZM128 39H129V40H128ZM138 39H139V40H138ZM161 39H162V40H161ZM171 39H172V40H171ZM198 39H199V40H198ZM241 39H242V40H241ZM76 40H75V41H72L73 44H74L73 46L70 45L72 48L77 47V46L79 45L78 42H77V44H75V43H76ZM83 40H84V41H83ZM113 40H114V44H112V43H113ZM123 40H124V41H123ZM180 40H181V41H180ZM192 40H193V42H191ZM197 40L200 41V42L202 41V43L205 41V42H207V43L209 42V43L213 44L212 47H214V48H211V49L209 48L210 50L208 49L209 51H211V53H212V49H213V52H214V50H215V52H216V49H215L216 46L219 47L222 43H223V45H224V44H227L229 49L226 48V47H227L226 45H224V47L226 46L225 48H221V47H219V48L224 49V50L226 49V50H225L226 52L224 53V54H225L224 56L222 55L223 50L220 51V49L218 50V48H217L218 52L220 51V55H222V57L220 56L221 59H219V62L222 63L221 61H223L224 64H225V62H226V64H227V63L230 64V62L233 60V58H232V57H229V58H228L229 55L227 54V52H228L227 50H229V51H232V50H233V53H234L235 56L233 55V53H232V54L229 53V54H230V56L232 55V56L236 57V60H237V61H236V60H233V61L231 62V66H232L233 68L236 67L235 70L237 69V71L233 70V68H232V70H231V68H229L230 65L227 64L226 67L229 68V69H228V68H227V69L230 70V72H229L230 75H231V73L233 74V73L235 72V74H238V73H239L238 76H240V71H241V73H242V72H243V73L245 72V75H246V72L249 70L248 72H250V73L247 72V75H249V76H247V75L245 76V75H243V73H242V76H243V77H240V78L237 77V76L234 77V75H233L234 79L232 78V80H233V84H232V83L230 82V79H231L232 75H231V77H229L230 75H229L228 71H225V70H227L226 67H225V65L221 64L222 66L220 65V66H221L220 68H223V66H224L223 69H225V70H224L223 72H224V73L227 72V74H228L229 76L226 75V73L224 74V73L222 72V70H220V68H218V70H220V72H222V74H220V72L216 70V67L219 66L218 64H220V63L216 61V63H218V64H216V63L213 62V61L218 60V54H219V53H217V55H216L217 58H216V56L214 55V54H216L215 52H214V54L212 53V56H213V55H214V56L211 57V53L209 52V54H208V50H206V49L208 48L207 45H205V46L207 47V48L205 47V48H206V49H205V48H204V45H203L202 43L199 42V44H200L199 46L201 47V45H203L202 48H204V49H200V50H203V51H201V53H205V52H204L205 50H206V52H207V53L204 54L205 56H204L203 58L205 59V57H206V58H208L209 61H211V60L213 59V61L210 62L211 65H208V63H207L208 60H206L207 62L204 63L203 61H205V60H204L203 58H201L202 56L200 57V55H201L200 53H199L200 55L198 56L199 58L196 57V56H197V55H196L197 50L194 48V46H196V44H197V42H198ZM219 40H220V41H219ZM222 40H223V41H222ZM56 41H55V42H56ZM93 41H92V42H93ZM103 41H104V42H103ZM107 41H108V40H107ZM107 41H106V42H107ZM110 41H109V42H110ZM120 41H121V43H120ZM185 41H186V42H185ZM196 41H197V42H196ZM221 41H222V42H221ZM69 42H70V43H69ZM74 42H75V43H74ZM94 42H93V44H94ZM97 42H98V41H97ZM106 42H105V43H106ZM115 42H116V44H115ZM123 42H124V43H123ZM126 42H127V43H126ZM158 42H160V43H158ZM177 42H178V43H177ZM181 42L183 43L182 45L184 46L183 49H182V48H178L179 46H180V47H183L182 45H179V44H181ZM190 42H191V43H190ZM194 42H195V43H194ZM205 42H204V44H205ZM229 42H230V44H229ZM231 42H232V43H231ZM238 42H239V43H238ZM34 43H35V44H34ZM107 43H108V42H107ZM117 43H118V44H117ZM119 43H120V44H119ZM155 43H156V44H155ZM186 43H187V44H186ZM188 43L191 44V45H192V44H195V45L193 46L194 49H192L191 54H194L195 57H196L197 59H194L195 62H194L193 64H192V61H193V60H191V59H190L191 57L189 56V55H191V54H190V53H187V50L190 49V51H191V48H192V46H191V47H187V46H190ZM209 43H208V44H209ZM220 43H221V44H220ZM233 43H234V44H233ZM242 43H244V44H242ZM246 43H247V44H246ZM90 44H91V43H90ZM93 44H92V46H93ZM123 44H124L125 46H124ZM152 44L155 45L154 47H157V46L159 45V46H158V51H159L160 48H161V51H162V49H163L162 52H161V51L159 52V53H161V54L159 55V57H160V59H161L160 61H161V62H164L165 64H164V63H159V62H160V61H158V60H159V57L157 56V53H158V52H157V51H156L157 53L155 52V50H157V48L155 49V48L153 47ZM160 44H161V45H160ZM164 44H165V45H164ZM175 44H176V45H175ZM214 44H215V46H214ZM216 44H217V45H216ZM239 44H242V46L240 47ZM58 45H59V44H58ZM88 45H89V44H88ZM121 45H122V46H121ZM142 45H144V46H142ZM151 45H152V46H151ZM174 45H175V46H174ZM178 45H179V46H178ZM185 45H187V46H185ZM218 45H219V46H218ZM223 45H222V47H223ZM230 45H232V46H230ZM233 45H235L236 47L233 46ZM32 46H33V49H32ZM34 46H35V47H34ZM55 46H57V45H55ZM119 46H120V47H119ZM136 46H137V47H136ZM160 46H161V47H160ZM164 46H165V48H164ZM171 46H172V47H171ZM197 46H198V45H197ZM197 46H196V48H198ZM208 46H210V44H209ZM243 46H244V47H243ZM249 46H250V47H249ZM252 46H253V47H252ZM43 47H44V48H43ZM47 47H48V48H47ZM59 47H60V46H59ZM122 47H123V48H122ZM210 47H211V46H210ZM39 48L41 49V51H40ZM49 48H50V49H49ZM101 48H102V49H101ZM116 48L119 49V50H117ZM169 48H170V49H169ZM174 48H178L177 51H178L179 49H182V50L184 51L185 48H186L187 50H185V51H186L185 53H187L188 56H187L184 52L182 53V50H179L181 53H178L179 51L177 52L176 49L173 50ZM230 48H231L232 50H231ZM237 48H238V49H237ZM242 48H243V49H242ZM245 48H246V51L249 49V51H247V53L245 52ZM247 48H248V49H247ZM258 48H259V49H258ZM42 49H43V51H42ZM45 49H46V51L48 52L49 55L47 54V52H44ZM100 49H101V50H100ZM111 49H113V50H111ZM136 49H137V50H136ZM148 49H149V50H148ZM168 49H169V50H168ZM198 49H199V48H198ZM261 49H262V50H261ZM33 50H34V51H33ZM110 50H111V51H110ZM114 50H117L118 52H117V51H115L116 53H115V52H112V51H114ZM140 50H141V51H140ZM144 50H145V51H144ZM164 50H168L167 55L169 54L168 56H169V57H172V59H174L176 55L178 56L179 54H181V56H180V55H179V57L176 56V58H178V59L182 58V59H180V60L182 61L181 63H183V64L180 63V64H181V65H180V64H179V61H180V60H178V59H176V61H175V60H173V61L177 62V64H179V66H181V67H183L184 65H185L184 67H186V65H187L186 68H187L188 70L193 69V68L199 70L198 68H200V66L198 67V65L200 64V62H198V59L201 58L200 61L203 60V61L201 62L202 64H200L201 67H202L203 65H207V66H210V67L212 66L211 68L207 67V69H211V70H209V71H210V72L212 71L213 73H214V70H212V69L215 67L214 69H215L216 71H215L214 74L217 73L216 77L219 76L218 74H220L221 76L223 75L222 77L219 76V77L221 78L222 81H221V80H218V81L215 82L214 79L216 80V79H220V78H214V79H213V78L211 77L212 74H211L207 69L204 70L205 67H204V69H202L203 67L200 68V69H202L203 71H206V73H207V71H208L211 75H210V74H206V73L204 72L203 74H205V75L202 74L203 76H202L201 79L205 78L204 76H207V77L210 76V77H209V79H206V80L203 79V80H204V81H203V80L200 79L201 76L198 77V75H197V76L195 75V73L198 72L197 70L195 71V69H194L195 72H192V74H191V71H193V70L187 71V69H186V71H184V69H185L184 67H183L184 69H183V68H180V69H179V68H178V65L175 64V63H173V62H172V64L169 62L170 65H167V66H166V63H168V62H165L166 60H165L164 58H166L167 61H170L171 58H168L167 55H164V54H166V52H164ZM172 50L175 51V53L177 52L178 54L176 53V55H175V53H174ZM193 50H195L196 52H195V51L193 52ZM200 50H198V51H200ZM93 51H94V50H93ZM96 51H97V50H96ZM129 51H130V52H129ZM134 51H135V52H134ZM146 51H147V52H146ZM153 51H154V53H153ZM169 51H170V52H169ZM190 51H189V52H190ZM260 51H261V52H260ZM97 52H98V51H97ZM110 52H112V53H110ZM131 52H132V53H131ZM139 52H140V56H138V55H139ZM142 52H143V53H142ZM145 52H146V53H145ZM235 52H237V53H235ZM248 52H249L250 55L248 54ZM109 53H110V54H109ZM137 53H138V55H137ZM148 53H149V55L153 53V54H154V55H153L154 57H152L151 55H150L151 57H150V56H149V57L145 56V58H143V59H144V60H143V59H142L143 54H144V55H145V54L147 55ZM159 53H158V54H159ZM162 53H163V54H162ZM171 53H173V54H171ZM197 53H198V52H197ZM243 53H244V55H242ZM245 53H246V54H245ZM44 54H47V55H44ZM207 54H208V56L210 55L209 57L211 58V60L209 59V57L207 56ZM247 54H248V55H247ZM33 55H34V54H33ZM119 55H118V57H119ZM124 55H123V56H124ZM135 55H136V56H135ZM155 55H156V56H155ZM163 55H164V56H163ZM171 55H173V56H171ZM182 55H183V56H182ZM185 55H186V56H185ZM194 55H191V56H192V59H193V56H194ZM34 56H35V55H34ZM38 56H39V57H38ZM132 56H133L134 58H133ZM137 56H138V57H137ZM161 56H162V57H161ZM165 56H166V57H165ZM184 56H185V59H187L186 57H190V58L187 59L186 64H184V61H183V60H185V59H183ZM140 57H141V58H140ZM156 57H158V59H155ZM163 57H164V58H163ZM173 57H174V58H173ZM195 57H194V58H195ZM214 57H215V58H214ZM220 57H219V58H220ZM223 57H225L224 60H226V61H224V60L222 59ZM237 57H238V59H237ZM246 57H247L248 59H246ZM54 58H53V59H54ZM121 58H122V57H121ZM131 58L129 57V60H131ZM137 58H140V59H137ZM146 58H147V59L150 58V59H149V62H150L151 64H152V63H153V64L150 65V63H149L147 60L145 61ZM151 58L153 59L152 62H151ZM162 58L164 59V61H162V60H163ZM230 58H232L231 61H230ZM251 58H252V59H251ZM119 59H120V58H119ZM154 59H155V60H154ZM214 59H215V60H214ZM227 59H228L230 62H227ZM241 59H242L243 61H242ZM59 60H61V61H59ZM63 60H64V62H66V64H65L64 62H62ZM122 60H124V59L122 58ZM122 60H120L121 63H122ZM139 60H142V61L139 62ZM156 60H157V62L159 63V65H158L157 62L154 63V61H156ZM177 60H178V61H177ZM196 60H197V62L199 63L198 65L195 64V63H196ZM239 60H241V61H239ZM245 60H246V63H245ZM49 61H50V62H49ZM68 61H70V62H68ZM171 61H172V60H171ZM190 61H191V62H190ZM249 61H250V62H249ZM51 62H54V63H56L57 65L54 64V66H53V63H51ZM60 62L64 63V65H63L62 63H60ZM90 62H91V61H90ZM130 62L135 63L134 66H133L132 63H130ZM144 62H146L147 64L149 63L148 65H150V66H154V64L156 65V63H157L158 66H154V67H151V69H149V67H147L148 65H147L146 63H145V64H146L147 66H146V67L144 66ZM187 62L191 63L190 66H192V65L194 66V64H195L198 68H196V66H194L193 68H192V67H189L188 64H187ZM212 62H213V64L215 63V66L212 64ZM233 62H235V63L237 62V63H236L237 65H236L235 63H234V64H235L236 66H235L234 64H232ZM238 62H239L240 64H239ZM251 62H252V63H251ZM58 63H60V64L58 65ZM68 63H69V65H70V63L72 64V65H70V66H72L71 69H69L71 72H70V71L68 70V68H67V66L70 68V66L67 65ZM140 63H142L143 66H144L146 69H143V67H142V65H140ZM169 63H168V64H169ZM206 63H207V64H206ZM243 63H244V64H243ZM85 64H86V63H85ZM29 65H31V64H29ZM29 65H26V67L28 66V67H27L28 70H29L30 68H32V69L34 68V66L32 67V65H31V67H30ZM62 65H63V67H62ZM124 65H126L125 68H123ZM137 65H136V66H137ZM175 65H176V66H175ZM182 65H183V66H182ZM216 65H217V66H216ZM243 65H244V66L247 65V67H246V66L244 67ZM250 65H253L254 67L252 66V68L250 69ZM213 66H214V67H213ZM241 66L244 67V68H242ZM26 67H25V68H26ZM60 67H61V69H59ZM160 67H159V68H160ZM176 67H177L178 69H177ZM188 67H189V68H188ZM237 67H238V68H237ZM239 67H241V68H239ZM248 67H249V68H248ZM257 67H258V69H257ZM261 67L263 68V70L260 69ZM27 68H26V69H27ZM62 68H63V69H62ZM80 68H81V67H80ZM137 68H138V69H137ZM159 68H157V69L160 71ZM169 68H170V69H169ZM253 68H254V70H256L258 73H260V72H261V73H260L259 75H256V74H258V73L255 72V74H254V70H252ZM255 68H256V69H255ZM26 69H25V70H26ZM58 69H59L60 71L63 70V73H65V71H66L65 75L62 74V72H60ZM64 69H65V70H64ZM78 69H77V70H74V73H75V71H76V73H77V72H78V73L82 72L81 70H83V67H82L81 70H80V69L78 70ZM142 69H143V70H142ZM154 69H155V68H154ZM157 69H156V70H157ZM239 69H240V71H239ZM33 70H34V69H33ZM52 70H53V71H52ZM56 70H58V72H57ZM119 70L121 71V68H119ZM156 70H155V71H156ZM158 70H157L156 73H158ZM202 70H200V71H202ZM246 70H247V71H246ZM259 70H260V72H259ZM29 71H30V72H29V75H31V76H32L33 73H35V71H33V72H32L31 70H29ZM54 71H55V73H54ZM84 71H86L85 68H84ZM84 71H83V73H84ZM127 71H126V72H127ZM161 71H163V70H161ZM164 71H165V69H164ZM203 71H202V72H203ZM238 71H239V72H238ZM251 71H253V72H252L253 75H251L252 78H253V80H254L255 78H258L259 76H260L259 78H261L260 80H259V78H258V80L260 81V83L257 81V79H256V81L254 80L255 82H258V83H257V84H258L257 87L259 86L258 89H262V88H263V91H261V90L258 91V89H257L258 93H257V91H255V92H252V91H251V96H252V93H256V95L253 94V95H255L256 97H257V96L259 97V95L261 94V95H260V96H262L261 99L258 98V97H257V98H258V99H257V98H255V97H251V96L248 95V94L250 93V92H249L250 90H254V89L256 90V87L254 88V83H252V82H251V83H252L253 85L249 83L251 86H249V91L247 90L249 93L247 94V91L245 92V94H247V96H246L247 98H245V94H241V93H240V92H244L243 89L246 90V87H247V89H248V86H247V85H249L248 82H250V80L252 81V78L250 77ZM31 72H32V74H31ZM122 72H123V70H122ZM139 72H140V71H139ZM150 72L152 73L153 71H150ZM150 72H149V73H150ZM171 72H172V73H171ZM236 72H237V73H236ZM22 73H23V74H22ZM24 73H25V71L23 70V72H21V71H20V72H17V73H16L17 76H15V77H16V80L19 81V82H21V83H23V84H24V81L29 77V75H28V71H27V70H26V74H24ZM69 73H70V74H69ZM124 73H125V72H124ZM127 73H128V72H127ZM153 73H155V72H153ZM193 73H194V74H193ZM263 73H264V72H263ZM46 74H45V75H46ZM61 74H62V75H61ZM125 74H126V73H125ZM198 74L201 75V72H198ZM214 74H213V75H214ZM48 75H50V74H48ZM48 75H46V78H45L46 80L44 79L45 81H43V82H46V81H47L48 84L42 82V84L39 83V84H36V85H35V84H32V83H31V84L33 85V86H32V89L30 88V89L32 90L31 93H30V92H26V91H24V90L22 89V87H21L22 90H19V89H18L19 91L16 90V89H14V88H15V86H14L15 84H14V85H13V86H14V88H13V93H12V89H10V90H9V91H10V92H9L10 94L8 93V96H9L8 99H6L7 96L5 95V96L2 97V99L5 98V100H3V101L10 100V102L15 103L16 101H20L19 99H21V100H24V101H23L24 103H26V101H28L29 104H31V105H33V106H39V107H41L42 102H43V104L45 105V107H49L48 105H51V103H52V104L54 103V104H57V106H55L54 104H53V106H55V108L58 109V106H59V103H60V102H58V101H59L58 98L61 99L63 95H64V97H65V95H66V94H64V93H65L64 91H67V89L64 88V86H65V85H64V84H65L64 82H65V80L68 79V77H67V78L65 77V80H63L64 78H62V80H63L64 82H61L62 80H60V78L58 79V77H59L58 75H57V76L55 75V76H56V77L54 76L55 78L53 77L55 80H54V79L51 77V75H50V77L52 78V80H54V82H56V79H57V82L54 83L52 80H48V79H51ZM162 75H161V76H162ZM194 75L196 76V78H198V82H197V79L194 78ZM254 75H256V76H258V77H253ZM261 75H263V76L261 77ZM19 76H20V77H19ZM25 76H26L27 78H25ZM70 76H69V77H70ZM152 76H153V75H152ZM224 76H225V79H227V77H229V80H225V79H223ZM226 76H227V77H226ZM244 76H245L246 78L248 77L247 79H249V81H248L246 78H245L246 80H244V79H243ZM22 77H23V78H22ZM164 77H166V78H164ZM207 77H206V78H207ZM213 77H215V76H213ZM17 78H18L19 80H18ZM211 78H212L213 80H212ZM241 78H242L244 81H246V82L248 81V82L245 83ZM250 78H251V79H250ZM20 79H21L22 81H21ZM24 79H25V80H24ZM187 79H190L191 81L188 80V81H190V82H187ZM193 79H194V80L196 79L194 82H196V83L198 84L196 87H195L193 84H190V85H189V83H191V82L193 81ZM199 79H200V81H199ZM210 79H211L213 82H215V83H217V82H219V83H220V82H223V80L226 81V82L224 81V83H229V82H230V83H231L230 85H233V86H234V88H233V86H231V88H233L234 91H237L236 89H239V88L236 87L237 85H240V86H241V87L239 86V87H240V90H239L240 92L237 91L238 93L236 94V95H238V94L240 93L239 95H240V97H241V100H240V97H239V99H238L239 102H238V103H237V101H234L235 99H234V100H230V101L228 100L229 104L226 103V104L230 105L229 107L231 108V110H232L233 107H234V106H232L231 104H233V105L237 104V106L235 105V108H234V109H236V111H237L238 113H237V112H233V111H235L234 109H233V111H232V115H234V114L236 113L235 115H236L237 117H236V116H235V117H234V116L232 117V115H230V114H231V113H229V109H230V108H229L228 106H225L227 109L229 108L228 110L224 107V105L221 106L222 104L225 103V101H224V102H220V103H219V102H215V105H216V103H219V105H216L217 107L215 106V108H211L212 105H213V107H214V103L212 104L213 101L210 102L211 99H213V98L207 97L208 95L205 94V93L208 94V92L211 93V91H212L211 89H213V87L211 88V86L215 85L214 83L212 84V82L210 81ZM23 80H24V81H23ZM183 80L186 81V82L183 83ZM208 80H209V82L212 84V85H211V84L209 83V84H210V87H209V85L207 84V81H208ZM232 80H231V81H232ZM51 81H52V82H51ZM201 81L204 82V83L206 82V88H209V89H210V90L207 89L208 92H207L206 89H205V90H206L205 92L203 91L204 93L202 92V90H204V88H200V87H205V85H204ZM227 81H228V82H227ZM49 82H51L52 84L49 83ZM58 82H60V83L58 84ZM240 82H241L242 84H241ZM243 82H244L245 84H244ZM160 83H159V84H160ZM174 83H175V82H174ZM174 83H173V84H174ZM196 83H195V84H196ZM200 83H201V85H203V86H201ZM25 84H28V83H25ZM31 84L28 85V86L30 87ZM40 84H41V85H40ZM44 84H45V85H44ZM56 84H57V85H61V87H62V86H63V87H62V88H58V87H60V86L57 87ZM62 84H63V85H62ZM234 84H235L236 86H235ZM246 84H247V85H246ZM255 84H256V83H255ZM39 85H40V86H39ZM48 85H50L51 87L48 86ZM54 85H55V86H54ZM192 85H193V87H192ZM217 85H218V86H221L222 83H221L220 85H219V84H216L215 86H217ZM224 85H227V86H228V84H224ZM230 85H229V86H230ZM243 85H244V86H243ZM37 86H39V87H37ZM47 86H48V87H47ZM52 86H54L55 89H53ZM168 86H169V88H168ZM176 86H177V85H175V87H176ZM189 86H190L191 88H194L195 91H197V88H198V86H199L198 90H200L203 94H205L204 97H205V98L207 97L206 99L209 98L210 101H209V99H208V100H205V98H204L203 96H201V95H203V94H202L200 91H199V92H200V94H199L198 92H195V93H194V92H193L194 90H192V92L189 94V92L191 91V90H189V89H190ZM207 86H208V87H207ZM252 86H253V87H252ZM255 86H256V85H255ZM261 86H262V88H261ZM49 87L52 89V91L49 90V89H50ZM56 87H57V91L59 92L58 89H60L61 92H59V93H62L63 95H60L59 93H57V91L55 92ZM65 87H66V86H65ZM242 87H244V88H242ZM250 87H251V89H250ZM66 88H67V87H66ZM152 88H153V89H152ZM164 88H163V89H164ZM167 88H168V89H167ZM173 88H172V91H171V92L174 91ZM176 88H177V87H176ZM178 88H177V89H178ZM252 88H254V89H252ZM62 89H63V91H62ZM144 89H145V90H144ZM177 89H175V90L178 92ZM241 89H242V90H241ZM15 90H16V91H15ZM33 90H34V91H33ZM44 90H45V91H44ZM143 90H144V91H143ZM157 90H158V92H157ZM22 91H23V92H22ZM37 91H38V92H37ZM46 91H48V93H47ZM140 91H142V93H145L146 96H147V94H148L149 92H150L151 94L153 93V95H152V96L149 95V96H147V97L145 96V97H146V98H145V97H143L144 94H142ZM147 91H148V92H147ZM188 91H189V92H188ZM14 92H15V93L18 92V93H20V94H15ZM32 92H33V93H32ZM52 92H55V94H53ZM63 92H64V93H63ZM49 93H50V94H49ZM56 93H57L58 95H57ZM169 93H170V92H169ZM192 93H193V94H192ZM196 93H197V95H195ZM235 93H236V92H235ZM259 93H260V94H259ZM22 94H23V95H22ZM125 94H126V92H125ZM127 94H126V95H127ZM141 94H142V95H141ZM258 94H259V95H258ZM10 95H11V96H14V97H10ZM15 95H16V96H15ZM18 95H20L19 98L17 97ZM55 95H56V96H59V97H56ZM156 95H157V94H156ZM161 95L163 96V98H162ZM165 95H166L167 97H166ZM199 95H200L202 98H200ZM242 95H243L244 97H243ZM139 96H140V98H139ZM150 96H151V97H150ZM164 96H165V98H164ZM43 97H44V98H43ZM123 97H125V95H124ZM136 97H138V98H136ZM141 97H142V98H141ZM168 97L173 98L172 100L170 99L172 102L174 101L172 104L170 103L171 101L168 99ZM188 97L190 98V96H188ZM197 97H198V98H197ZM248 97L252 98V99H250L251 104L249 103V104L252 106V108L249 109V112H248V109H247L249 106L247 105L248 103L246 102L247 100H249ZM9 98H11V99H9ZM12 98H14V100H15V98H16V101H14ZM17 98H18V100H17ZM40 98H41V99H40ZM48 98H49V99H48ZM50 98H51V99H50ZM80 98H81V97H80ZM127 98H126L125 100L122 98V100H124V101H129ZM131 98H132V99H131ZM160 98H162V100H165V101H166V98H167L170 102L167 100V101H166L167 103L164 104L165 101H163V102H164V103H163L162 100H161ZM178 98H179V99H178ZM242 98H243V100H244V98H245V102H246V104L242 102V101H243ZM253 98H254V99H253ZM25 99H26V100H25ZM33 99H34V100H33ZM38 99H39V100H38ZM46 99H47V100H46ZM66 99H68V98H67V97H65V99L62 98L60 101H61V102H64ZM142 99H144V100L142 101ZM156 99H158V100H157V102L155 103ZM202 99H203L204 102H206V103H203V100H202ZM246 99H247V100H246ZM263 99H264V98H263ZM31 100H32V101H31ZM37 100H38L39 102L41 101V102H40L41 105H38L39 102L37 103ZM43 100H45V101H43ZM49 100H50V101H49ZM63 100H64V101H63ZM76 100H77V99H76ZM78 100H79V101H78ZM78 100H77V101L79 102V104H81L82 102H81L80 100H82V98H81V99H78ZM190 100H191V98H190ZM213 100H214V99H213ZM257 100H258V102H255V101H257ZM30 101H31V103H30ZM33 101L36 102L37 104L32 103ZM66 101H67V103L70 102L69 99L66 100ZM66 101H65V102H66ZM68 101H69V102H68ZM74 101H75V100H74ZM74 101H71V102H74ZM148 101L146 102V103L148 104V106H145L144 104H146V103H143V104H141L142 109L139 108V107H138L139 109L137 108V110H136V115H135V113H134V112H135V109L132 108V109H134V110L131 111V113H132V114L134 113L133 115L136 116V117L139 115L137 118H135V117H134V118L131 117L132 119L140 120L141 117H142V118L144 117L145 121H144V119H143V122H148V123H149V122H151V121L153 120V117H154V113H152V112H156V111H157V113H158V111L161 112V111L163 110L162 108H160V109H162V110H160L156 105L154 106V105L152 104L155 108H156V107L158 108V110L155 109L154 107H152L151 104L148 103ZM153 101H154V102H153ZM159 101L162 102L163 104L159 103ZM214 101H215V100H214ZM231 101H233V102H231ZM259 101H260V102H259ZM263 101H264V100H263ZM21 102H22V101H21ZM46 102H48V104H47ZM56 102H58V103H56ZM65 102H64V103H65ZM80 102H81V103H80ZM180 102H181V101H180ZM186 102H188V103H186ZM192 102H193V103H192ZM207 102H208L209 104L211 103V106H210V107H208L209 104H208ZM235 102H236V103H235ZM241 102H242V103H241ZM248 102H249V101H248ZM253 102H255V103H253ZM13 103H12V105H13ZM45 103H46V104H45ZM64 103H62V104L65 105V106H66V105L68 106V108H67V106H66V107L64 106V108H67V109H69V108H74V109H70V110H72V111H74L76 108H78V107L80 108V106H82V104L79 106V104L76 103V101H75L74 103H75L76 105H78L77 107H74V106H76L74 103H73L74 106H73V105H70V104H72V103H70V104H67V103L64 104ZM198 103H199V104H198ZM221 103H222V104H221ZM230 103H231V104H230ZM239 103H240V104H239ZM34 104H35V105H34ZM60 104H61V103H60ZM62 104H61V106H59V107L63 108V107H62V106H63ZM206 104H207V107H206ZM220 104H221V105H220ZM226 104H225V105H226ZM241 104H242V106H239V105H241ZM243 104L245 105V107H246V105L248 106L247 108H245V110L243 109L244 112L241 110L242 107L244 108ZM256 104H257V105H260V106H256ZM46 105H47V106H46ZM143 105H144V106H143ZM150 105H151V106H150ZM193 105H194V106H193ZM42 106H43V105H42ZM51 106H52V105H51ZM51 106H50V108L48 109L49 111L52 110V107H53V106H52V107H51ZM70 106H71V107H70ZM149 106H150V107H149ZM192 106H193L194 109L192 108ZM231 106H232V107H231ZM45 107H43V108H44L46 111H48ZM145 107L147 108V110L145 109L146 111L143 110ZM151 107H152V108H151ZM190 107H191V110L189 109ZM196 107H197L198 109H197ZM201 107H202V108L204 107V108L202 109ZM238 107H240L241 109L238 108ZM258 107H260L261 111H260V109H259ZM79 108L76 109V110L78 111ZM81 108H82V107H81ZM81 108H80V109H81ZM148 108H149V111H148ZM150 108H151V109H150ZM153 108H154L156 111H155ZM187 108H188L189 111H187ZM249 108H250V107H249ZM253 108H254V110H253V112H252V109H253ZM257 108H258V109H257ZM262 108H263V109H262ZM123 109H125V110H123ZM123 109H122V110H123L124 112H123L122 110H121V112H120V110L117 109L118 112L116 111V113H119V112H120V113L123 115L122 117H124V119H125V117H126V118L128 117L127 119H128V121H129V120L131 119L129 116H132V115H130V114H131L130 111H129V112L126 111V110H127L126 108H123ZM152 109H153V110H152ZM238 109H239V111H238ZM246 109H247V110H246ZM58 110H59V113H60V109H58ZM129 110H131V108H130ZM140 110H141V112L144 111L145 113H144V112L141 113ZM150 110H152V111L150 112ZM164 110H163L162 112H165ZM184 110H185V112H184ZM198 110H199V111H198ZM202 110H203V111H202ZM225 110H227V112H225ZM231 110H230V112H231ZM255 110H256V111H255ZM262 110H263V111H262ZM46 111H45V112H46ZM49 111H48V112H49ZM53 111H55V109H54ZM77 111H75V113H77L76 116L78 115V112H79L80 110H79L78 112H77ZM108 111H110V110H109V109H106V112H108ZM138 111L140 112L141 116H140V114L137 115V112H138ZM180 111H179V112H180ZM241 111H242V112H241ZM45 112H43V113L45 114ZM50 112H51V111H50ZM111 112H112L111 114H113V113L115 112V110H114V112H113V109H111ZM147 112H148V114H147ZM166 112H165V116H164V115H160V113H158V114L160 115L159 118H158V120L160 119L161 116H164V118L162 117L160 120L165 119V122H166V123H167V121H169V120H170V122H171V121H172V120H171L172 118L170 117V118H171V119H170L169 116L167 117ZM179 112H178V110H177L176 114L179 113ZM181 112H180V113H181ZM188 112H189L190 114H189ZM255 112H256V113H255ZM51 113H52V112H51ZM51 113H50V115H52V114H54V113H57V111L54 112V113H52V114H51ZM79 113H80V112H79ZM109 113H110V112H109ZM116 113H114V114H115V115H119V114H116ZM129 113H130V114H129ZM150 113L153 114V117H151L152 119H150V118H149L150 116H148ZM183 113L181 114L183 117H181V118L179 117V118L181 119L180 121H182V122L184 121V120L182 119V118H184V114H183ZM201 113H203V114H201ZM242 113H243L244 116L242 115ZM48 114H49V113H48ZM142 114H143V115L147 114L148 118L146 117V115L143 116ZM152 114H151V116H152ZM155 114H156V113H155ZM162 114H164V113H162ZM173 114L175 115V113H172L171 115H173ZM210 114H209V115H210ZM56 115H57V114H56ZM156 115H157V114H156ZM181 115L178 114V116H181ZM206 115H207V116H206ZM226 115H227V116H226ZM228 115H229V116H228ZM256 115H257V116H256ZM260 115L263 117V118H262L263 120L261 119V116H260ZM119 116L121 117V115H119ZM119 116H118V117H119ZM176 116H177V115H176ZM176 116H175V118L172 116V117H173V120H175V121L177 120V117H176ZM214 116H213V117H214ZM120 117H119V118H120ZM139 117H140V118H139ZM165 117H166V118H165ZM193 117H194V115H193L192 117L190 116L191 119H195V117H194V118H193ZM208 117H209V116H208ZM210 117H212V116L210 115ZM215 117H214L213 119H215ZM222 117H224L225 120H227L226 117H228V118L230 117V118L227 120L228 123H225V122H227V121L223 122V120H222L223 118H222ZM257 117H260V118H257ZM129 118H130V119H129ZM142 118H141V120H142ZM146 118H147L148 120H151V121L146 120ZM154 118H155V117H154ZM156 118H157V117H156ZM156 118H155V120H156ZM168 118H169V120H168ZM218 118H216V120H217ZM232 118H233V119H232ZM237 118L240 119V120H238ZM249 118H250V119H249ZM253 118H254V120L250 121V120L253 119ZM255 118H256V120H255ZM166 119H167V120H166ZM191 119H190V120H191ZM121 120H123V119H121ZM141 120H140V121H141ZM155 120H153V121H155ZM160 120H159V122H160ZM190 120H187V121H188V122H191L192 120H191V121H190ZM198 120H199V119H198ZM216 120H215V121H216ZM221 120H222V121H221ZM128 121H127V122H128ZM130 121H131V120H130ZM130 121H129V122H130ZM140 121H139V122H140ZM156 121H157V120H156ZM163 121H164V120H163ZM193 121H194V120H193ZM193 121H192L191 123H194V122L196 121V119H195L194 122H193ZM215 121H214V123H215ZM220 121H221V123H220ZM123 122H124V121H123ZM127 122L125 121L124 123L127 124ZM131 122H132V121H131ZM157 122H158V121H157ZM172 122H174V121H172ZM188 122H186V123L188 124ZM222 122H223V123H222ZM252 122H253V123H252ZM254 122H256V123H254ZM124 123H123V124H124ZM140 123H142V122H140ZM160 123H162V121H161ZM163 123H164V122H163ZM166 123H164V124H166ZM191 123H189V125H190ZM262 123H263V124H262ZM123 124H122V125H123ZM128 124L130 125V126H129L130 128H132L134 125H136V124L133 123V122H132V124H130V123H128ZM143 124H144V123H143ZM149 124H150V123H149ZM215 124H216V123H215ZM230 124H231V123H230ZM230 124H229V125H230ZM251 124H254V125H251ZM261 124H262V125H261ZM141 125H142V124H141ZM226 125H225V126H226ZM244 125H243V126H244ZM123 126H124V125H123ZM123 126H122V128H123ZM131 126H132V127H131ZM216 126H217V128L215 129L216 131H215V130L213 131L214 134H213L212 141L214 140V137H215V138H217V136L219 137L218 134H217V136H215V135H216L215 133L218 131V128L220 127V125L218 126V123H217ZM231 126H230V127H231ZM241 126H242V124L240 125V127H241ZM243 126H242V127H243ZM257 126H259V128H258ZM124 127L126 128V127H128V126H124ZM129 127H128V128H129ZM227 127H226V128H227ZM242 127H241V128H242ZM245 127H246V126H245ZM245 127H243L244 129L242 128V129H243V130H241L242 132H244L245 130H247V129H245ZM125 128H124V129H125ZM128 128H127V129H128ZM156 128H157V127H156ZM156 128H155V129H156ZM163 128H164V127H163ZM221 128H222V127H221ZM238 128H239V127H238ZM241 128H239V129H241ZM246 128H247V127H246ZM253 128H254V127H253ZM253 128H249L248 130H250V131H251V129L254 130ZM157 129H159V130L161 131L160 127H158ZM166 129H167V127H166ZM166 129H165V130H166ZM168 129H169V128H168ZM222 129H223V128H222ZM224 129H225V128H224ZM228 129H229V127H228ZM232 129L234 130V128H231V129H230V130L232 131V133L235 132V131H233ZM235 129H236V128H235ZM239 129H238V130H239ZM153 130H154V129H153ZM159 130H158V132H159ZM162 130H163V129H162ZM169 130H170V129H169ZM190 130H191L190 132L192 133V129H190ZM219 130H220V129H219ZM248 130L245 132V134L248 133ZM167 131H168V130H167ZM183 131H184V130H183ZM183 131H182V132H183ZM188 131H189V130H188ZM188 131H187V132H188ZM220 131H221V130H220ZM220 131H219V134L222 133V131H221V132H220ZM226 131H227V130H226ZM226 131H225V130L223 131V135H224V132H225V135H226L225 137L228 139L229 137H227V136H228L229 133H228V132L226 133ZM228 131H229V130H228ZM231 131H229V132H231ZM241 131L239 130V132H241ZM156 132H157V131H156ZM165 132H166V131H165ZM165 132H164V130H163L161 137H163V133H165ZM169 132L171 133V131H168V133H169ZM182 132H181V133H182ZM185 132H186V131H185ZM185 132H184V133H185ZM190 132H189V133H190ZM237 132H238V131L236 130V135L238 134ZM168 133H166L165 135L168 136V135H169ZM172 133H173V132H172ZM172 133H171V135H172ZM184 133L181 134V138H180L181 141H180V143L184 140V137H183V140H182V135H183ZM189 133H188V134H189ZM232 133H231V135L233 136ZM241 134H242V133H241ZM159 135H160V134H159ZM173 135H175V134H173ZM229 135H230V134H229ZM234 135H235V133H234ZM169 136H170V135H169ZM175 136H176V135H175ZM191 136H192V135H191ZM220 136H222V135H220ZM238 136L241 137L242 135H238ZM238 136H234V137H232L233 142H234V139H233V138H235V137L238 138ZM170 137H171V136H170ZM176 137H177V136H176ZM179 137H180V136H178V138H179ZM185 137H188L187 134H186ZM164 138H167V140L169 139V137H164ZM171 138H174V137L172 136ZM189 138H190V137H189ZM223 138H224V137H223ZM226 138H224V139H226ZM242 138H243V137H242ZM174 139H176V138H174ZM218 139H220V138H218ZM218 139H216V141H217ZM227 139H226V140H227ZM235 139H236V138H235ZM162 140H163V139H162ZM170 140H172V139H170ZM185 140H186V139H185ZM230 140H231V139H230ZM230 140H228V141H230ZM232 140H231V141H232ZM188 141H189V140H188ZM188 141L186 140V142H188ZM214 141H215V140H214ZM216 141L213 142V143L215 144ZM218 141H219V140H218ZM220 141H222V140H220ZM220 141H219V142H220ZM228 141H226V142H228ZM168 142L170 143V141H168ZM174 142H176V143H174ZM174 142L172 141L171 144L174 143V145H175L176 147L180 148V145H181V144L179 143V141L176 140V141H174ZM184 142H185V141H184ZM189 142H190V141H189ZM224 142H225V141H224ZM169 143H168V144H169ZM177 143H179V144L177 145ZM213 143H211V144H213ZM221 143H222V142H221ZM228 143H229V142H228ZM230 143H231V142H230ZM183 144H184V143H183ZM183 144H182V145H183ZM188 144H189V143H187V145H188ZM191 144H192V143H191ZM214 144H213V145H214ZM222 144H223V143H222ZM222 144H219V145H222ZM226 144H227V143H226ZM233 144H234V143H233ZM169 145H170V144H169ZM185 145H186V143H185ZM187 145H186L185 147H187L188 149H189V147L193 146V147H191L192 149L190 148L189 151H192V150H193L192 152L195 153V154H193V156H194V160L192 161V162L194 163V161L198 159V157H196V159H195V155H196V152H195V151H196L197 149L195 148V149H196V150H195L194 147H196V146H194V145L192 144V145H188V146H189V147H188ZM213 145H212V146H213ZM216 145L219 146L218 144H216ZM256 145L259 146V143L256 144ZM256 145H255V146H256ZM262 145H263V144H262ZM262 145L259 146V147H260V148H259L260 151H264V150H263L264 145H263V147H262ZM171 146H173V145H171ZM214 146H215V145H214ZM222 146H223V145H222ZM253 146H254V145H253ZM257 146H256V147H257ZM173 147H174V146H173ZM181 147H184V146H181ZM185 147H184V149H185ZM210 147H211V146H210ZM210 147H207V148L210 149ZM215 147H216V146H215ZM187 148H186V149H187ZM207 148H206V149H207ZM211 148H212V147H211ZM235 148H236V147H235ZM237 148H238V147H237ZM237 148H236V149H237ZM254 148H255V147H253V150H255V149L258 150V147L255 148V149H254ZM261 148H262V150H261ZM181 149H182V148H181ZM184 149H183L182 151H184ZM206 149H205V150H206ZM209 149H207V151H209ZM238 149H239V148H238ZM194 150H195V151H194ZM202 150H203V149H202ZM202 150L200 149L199 152H201ZM253 150H251L252 152L250 151L251 154H252V153H255V151H253ZM186 151H188V150H186ZM189 151H188V154H186V155H188V156H190L191 153H192V152L189 153ZM207 151H204V150H203V152H204L203 154H206V156H205V157H206L205 160H204V155H203V154H202L203 156H201V158H202V157H203V158L200 159V162H202V163L204 162L203 164H206V163H207V162H205V161L207 160V153H208ZM248 151H249V149H248ZM248 151L246 152L247 154L250 153V152H248ZM199 152H198V153H199ZM206 152H207V153H206ZM209 152H210V151H209ZM211 152H212V151H211ZM213 152H214V151H213ZM215 152H220L219 154H222V153H223V152H221L220 150L215 151ZM215 152H214V154H215ZM182 153H183V152H182ZM198 153H197V154H198ZM201 153H202V152H201ZM201 153H200V155H201ZM246 153H245V154H246ZM256 153H257V152H256ZM260 153H261V152H259V156H258V154L255 155V156H258V157L261 158L260 155H262V156L264 157V155H263V154H260ZM214 154H213V155H214ZM219 154H218V158H219ZM239 154H240V153H239ZM243 154H244V153H243ZM245 154H244V155H245ZM251 154H250V155H251ZM184 155H185V151H184ZM198 155H199V154H198ZM209 155H210V154H209ZM241 155H242V154H241ZM188 156H187V157H188ZM191 156H192V155H191ZM191 156H190V157H191ZM196 156H197V155H196ZM216 156H217V155H216ZM216 156H214V157L216 158ZM237 156H238V155H237ZM242 156H243V155H242ZM242 156H241V158H244V159H242V160H243L244 162L247 161V160H245V157H246L247 155H245L244 157H242ZM253 156H254V155L252 154L251 157H253ZM209 157H210L211 161L214 160V159H212V156H209ZM214 157H213V158H214ZM223 157H224V162H226V161L229 162L230 160L232 161V159H230L232 156H230V158H229L228 160H226V161H225V158H226V157H225L224 155H223ZM223 157H222V158H223ZM258 157H256V160H257ZM188 158H189V157H188ZM218 158H217V160H218ZM222 158H221V159H222ZM232 158H233V157H232ZM237 158L239 159L240 156L237 157ZM237 158H235L236 161L238 160ZM192 159H193V158H192ZM246 159H247V158H246ZM249 159H250V158H249ZM252 159H253V158H251V160H252ZM258 159H259V158H258ZM261 159H262V158H261ZM263 159H264V158H263ZM198 160H199V159H198ZM198 160H197V161H198ZM203 160H204V161H203ZM217 160H216V162H217ZM242 160H241V161H242ZM251 160H249L250 162L248 161V162H249V165H250V164H255V163L253 162V160H255V158L252 160V162H251ZM207 161H209V159H208ZM211 161L208 162L207 164L210 163V164L212 165L213 162L211 163ZM220 161H221V160H220ZM220 161H219V162H220ZM231 161H230V162H231ZM233 161H234V160H233ZM233 161H232V162H233ZM236 161H234L235 164H236ZM239 161H240V160H239ZM239 161H238L239 164L244 163V162H239ZM263 161H264V160H263ZM195 162H196V161H195ZM255 162H256V161H255ZM260 162H261V161L259 160V164H260ZM198 163H199V161H198ZM214 163H215V161H214ZM222 163H223V161L220 163L221 165H219V166H220V169H221V166H223ZM238 163H237V164H238ZM256 163L258 164V161H257ZM191 164H192V163H191ZM207 164H206V165H207ZM210 164H209V165H210ZM215 164H217V163H215ZM239 164H238V165H239ZM257 164H256V167H257ZM193 166H194V165H193ZM215 166L217 167V170L219 171L220 169L218 168V166H217V165H215ZM239 166H241V165H239ZM243 166H244V165H243ZM246 166H248V165H247V162H246ZM253 166H254V165H253ZM196 167H197V164H196ZM198 167H199V166H198ZM213 167H214V166H213ZM244 167H245V166H244ZM248 167H249V166H248ZM251 167H252V166L250 165V167H249L248 169L250 170V172H254L253 170L251 171V169H250ZM254 167H255V166H254ZM254 167H252V169H253ZM256 167H255V168H256ZM263 167H264V166L260 167V165H259V167H257V168H261V170H262ZM222 169H223V168H222ZM245 169H247V168H245ZM248 169H247V172H248ZM215 170H216V168H215ZM217 170H216V171H217ZM238 170H240V169H238ZM257 170H259V169H257ZM216 171H215V174L217 175ZM218 171H217V172H218ZM220 171H223V170H220ZM241 171H243V170L241 169ZM241 171H237V172H241ZM263 172H264V169H263ZM241 173H242V172H241ZM244 173H245V172L243 171V174H244ZM221 174H222V172H221ZM224 174H225V172L223 171V175H224ZM239 174H240V173H239ZM239 174L237 173L236 175H238L239 177L242 178V176H240V175H242V174H240V175H239ZM223 175H222L221 177H222V179H225V178H226V177H225L226 174L224 175V177H223ZM217 176H220V172H219V174H218ZM238 176H235V177H237V178H235V180H237V181L234 182V181L232 180L233 184L235 183V184L237 185L236 182H238V180H239V177H238ZM174 179H175V178H174ZM174 179H173V180H167V181H171V182L174 181V182H175L176 180H174ZM219 179H220V178L218 177V179H217L218 182H219V183L221 182L222 184H224V180L220 179V180H221V181H220ZM232 179H233V178H232ZM217 180H215V181H217ZM164 181H165V180H164ZM177 181H178V183L180 182L179 180H177ZM183 181H184V180H183ZM183 181H181V184H180V185L184 184V183H182ZM186 181H188V180H186ZM191 181H193V180H191ZM191 181H190V184H189V185H190L191 188L194 186L193 189H191V188L188 189L187 187H184V186H187V185H188L187 183H189V182H186L184 186L182 185L183 188H182V186H181V188H180V186H178V185H179V184H178V185L176 186V191L174 190V189H175V186H174V189H173V187L167 185V182H165L166 184H165V183L162 184V182L160 181V182H161V183H160L161 185H164L166 188H167V186H168V188L171 189L172 192L175 191L176 194H175V193H171V194H170L171 197H172V194L174 195L172 198H170L169 195H165V197H164V196L161 195V194H159V195L162 196V197H164V198H162V197H160V196L158 195V196L160 197V198H159V197L157 196V194H152V193H150L151 190H153L152 187L157 186V184L155 185L154 183H151L150 185H149L148 183H146V184H145V183H143V184L141 183L142 185H141L140 183H138V184H140V185L137 186V187H138V188H137L135 185H138V184H137V183H134V182H132L133 184H132L131 182H126L127 184H126L125 182H122V184H123L122 186H121V184H118L119 182H117V184H118V186H117V190L119 189L118 191L122 190L123 192L120 191V192L118 193V191L113 190V189H116V188H113V189H112V192H111L113 195L110 193V194H111L110 197H111L112 199H114V198H116V197H117V199H120V200L122 199L120 202L123 203V204H121V206L123 205V207L121 208L119 201L117 202L116 199H115V201L119 204V205H117V207H118V208L120 207L119 210H120L121 213L119 212V210L116 211V210H117L116 208H115V209L113 208L114 210L112 209V210H108V211H110V214H111V213H112V214L116 213V215L118 214L117 217H120V218H121V220H120L119 218L116 217V218H117V221H116V219H115V221H114V223L116 224V226H114L112 229H113V233H115V234L118 233L119 230H120V232H121V233H120V236H119V237H120V240H119V244H120V246H119V247H120L121 249L123 248V249H122V253H123V250H124V249L126 250V251H125V253H126V252H127V249L129 248V247H127V249H126L125 246H123L124 244H125L126 246H129V245H131V244H129V243L133 241V246H132V245H131V246H132V248H135V247H134V243H135L136 241L134 242V237L138 234V232H139V228H141V226H142V225L139 224V222H140L141 224H143L142 221H145L146 223L143 224V225L145 226V224H147V223L149 222L148 220L150 219V223H151V220H152V224H154L153 226L155 227V225H157L156 223H159V222L156 221V218H153V216H155V214H158V212H157L158 210L162 209V211H161V210L159 211V213H161V212H164V211L166 210V208L168 207L167 209H169V210L166 211L167 213L169 212L168 214L164 212L163 215H162V213L159 215L160 217H161V215L164 216V217H165L164 219H166L167 223H169V224H167L168 226H165V225H166V221L163 219V217H161V218H162V221H164L163 224H165V225H164L165 227H163V229H165V230H162V227H160L161 229H159V231H162V233L165 231L163 234L160 232L161 235H163L164 237L159 238V236H161V235L158 236V232H159L158 230H157V234L153 235V234H152V232H153L152 229H153V228H152V229L150 228V225H152V224H149V223H148L147 225H148L149 227H147V225H146V229H145V230H147L148 228H150L151 231L148 232V230H147V232L150 233V234H152V235H150V237H151V236H152V237H151V238L148 237L147 235H149V234L145 235V237H148L150 240L152 239V243H153V239H154V242H155V241L157 242V240H159V242L161 243V242L163 241V242L161 243L163 247H161V244L159 245L158 242H157V246H158L159 248H158V247L156 248L154 245H153L154 248H153V247H150V244H151V243L149 244V243H148L149 241L147 242V241L145 240L146 238L144 237V239H142V240H145V243H147V244L149 245V246H148L147 244L144 243V241H141V242L144 243V244L141 243V244L144 245V246H143L144 249H145V245H146V247H150V248H153V249H154V251H153V249H149V251H150V250L153 251V252L156 251L157 254H159V253H164V252L167 251V252H166L167 254L164 253V255H163V254L157 255L156 253L154 254V253L152 252V256H151V255H150L151 257L148 256V260H150L154 255H155L154 257H157V256H158V257L155 258V259H154V257H153V258L151 259V262L147 260V262H149L150 264H153V263H155V262H157V263H159V264H162L161 261H162L163 263H165V264H171V263H172V260H173V261L177 260L176 257H177L178 259H179V258H180V259L178 260L177 263H176V262H175V263L173 262L174 264H185L186 262H185V263H182V261L184 262V260H186V259H190L191 257H189V256H194V257H196V258H199L198 256L201 255V252H203V251H206V253H208V251L210 252L211 250L208 249V247L211 248L212 246H213L212 250H214V251H211V252L209 253V254H211V255H209V254L206 255L205 252H204V254L202 253V255H201V257H200V258H202V259L199 258V260H201V261H198V259L194 258L193 260H197V262H198V263H196V261H194V264H199L200 262H201L200 264H203L204 262H205L204 264H207L209 261H210V262H209L208 264H213V263L217 264V263H219V261H220V257H221V262H220V264H226V261H227V263H229V262L231 263L232 261H234L232 264H236V263L238 264V261L235 262V260H234V259L237 260V258H236L237 255H235L234 253L237 252L236 254H238V253H239V249H240L243 245L245 246L246 241H248V240H249V241H248V247H247V244H246L247 249H246V247H244V246H243V247H244L246 250L242 247V249H243L245 252H243L242 250H241L242 252L240 251V254L243 255V253H244V255H243V256H240V254H239V255L237 256V257L240 256V258H241V259H239V261H240L239 264L242 263V262H243V263L246 262V263H244V264H249V263H250V264H253V263L256 264L257 262H258V263L260 262V264H264V263H263V262H264V256H263V255H264V246H263V244H264V242H263V241H264V240H263V239H264V234H263V233H264V228H263V226H264V225L261 226V224H259L260 221H261V217H260L261 215H260V213H259L258 211H260V210H258V209H257V210L254 209V210H255V211H254V210L250 207L251 205H249V204L247 205V204L245 203V201L243 202V201H241V200H238V198L241 199L240 197L237 198L236 196H233V195H231V197H230V195L224 196V198H225V197L228 198V196H229L228 199L226 198L227 201H226V199L223 198V196H222V197L219 196L220 199L223 198L222 200H223V201L225 200L226 202H225V201H224V202H223V201L220 202L221 200L219 201L218 197L214 195V197H216V199H215L214 197H213V198H214L215 200H218V202L216 201L215 204H213V206L217 204L216 206H214V207H216V210L213 211V210H214V209H213L214 207H212V206H211L212 208H205L206 205H207L208 207H210V203H213L215 200H213L212 197L208 198V196H209L208 194H210V193H207L206 195L203 193V195H202V191H203L204 188L201 189V188H202L201 185H205V184H203L202 180H201L202 184H201V185L198 184L199 187L201 186V188H200V189L202 190L201 192H200L199 187H196V188H195V186L197 185V184H195V183H198L200 180H199L198 182H197V181H194V182H195V183H194L195 185H193V184H192L193 182L191 183ZM211 181H212V184H213V182H215L214 180H210V182H209V180H207L208 184H210ZM225 181H226L225 185H222V186H224V188H225V187L227 188V187H228V186H227L228 184H232V183H230V182H231V178H230V181L228 182V184H227V181H228V180L225 179ZM240 181H242V180H240ZM244 181H245V180H244ZM174 182H172L171 184L173 185ZM99 183H100V182H99ZM99 183H97V185H98ZM120 183H121V182H120ZM128 183H129V184H128ZM219 183H218V184L215 183V184L218 186ZM221 183H220V185H221ZM242 183H243V181H242ZM242 183L240 182V184H242ZM246 183H247V182H246ZM124 184H126L127 186H129L130 184H132V185H130V187H127V186L124 185ZM134 184H135V185H134ZM144 184H145V185H144ZM153 184H154L155 186H154ZM158 184H159V183H158ZM169 184H170V183H169ZM171 184H170V185H171ZM175 184H176V183H175ZM175 184H174V185H175ZM208 184H207V185H208ZM215 184L212 185V186H216ZM238 184H239V182H238ZM240 184H239V185H240ZM97 185L94 186V187H96V190H95V188L93 187V188L89 189V190H91V191H88V189H87V191H82V190H79V191H78V190H77V191H73V193H72V194H74L73 196H74L75 199L85 201L86 205H87V203H88V207H87V211H86V214H87V215H88V213H89V214L91 213V214H93V216L91 215V217H96V218H97V216L100 215V216L98 217V219H95V221L101 219L102 217L105 218L104 216H106V215H105V213H106L105 210L102 209L103 211L101 212V211H100L101 209H98V207H97V205H98V204H97V200H98V199H94V198H96V195L99 197L98 194H100V195L102 194V193H101V192H102V190H101L102 188L100 187V184H99V186H97ZM148 185H149V187H148ZM151 185H152V186H151ZM166 185H167V186H166ZM191 185H193V186H191ZM198 185H197V186H198ZM220 185L218 186V188L220 187ZM242 185L244 186V185H246V184H242ZM248 185H250L249 182H248ZM119 186H120L121 188H119ZM123 186H124V187H123ZM131 186H132V187H131ZM133 186H134L137 190H136L135 188H133ZM142 186H143V187H142ZM145 186H147V187H145ZM205 186H206V185H205ZM209 186L212 187L211 185H209ZM222 186L220 187L221 189H219L220 191H221L222 188H223ZM97 187H98V188H97ZM140 187H141V188H144V191L142 192V194L144 193V194H143V195H144L143 197L141 196V195H142V194H141V190H142V189H141ZM178 187H179L180 189L177 190ZM203 187H204V186H203ZM263 187H264V186H263ZM122 188H123V189H122ZM124 188H127V189H124ZM147 188H150V189H147ZM185 188H186V189H185ZM212 188H213V187H212ZM215 188H216V187H215ZM226 188H225V189H226ZM99 189H100L101 191H100ZM145 189H146V190H145ZM135 190H136L137 192H136ZM223 190H224V189H223ZM223 190H222V191H223ZM115 191H116V193L114 194L113 192H115ZM139 191H140V192H139ZM189 191H190V192H189ZM198 191H199V192H198ZM208 191H209V190H208ZM138 192H139V194H137ZM146 192H147L148 195L145 194ZM148 192H149V193H148ZM196 192H197V193H196ZM204 192H205V190H204ZM120 193H122V194L124 193V195H120ZM205 193H206V192H205ZM219 193H220V192H219ZM95 194H96V195H95ZM150 194L153 195V198H154V199L151 198V195H150ZM93 195H95V196L93 197ZM117 195H119V196H117ZM146 195H147V196H146ZM113 196H116V197L113 198ZM122 196H124V197L122 198ZM125 196H126V197H125ZM145 196H146V198H145ZM148 196H149V197H148ZM154 196H155V197H154ZM168 196H169V197H168ZM98 197H97V198H98ZM118 197H119V198H118ZM120 197H121V198H120ZM139 197H141V198H139ZM156 197H158L159 200H158V198H156ZM166 197H168V198H166ZM198 197H199V199H201L202 201L199 200ZM202 197H203L204 199H203ZM232 197H234V198H232ZM125 198H126V199H125ZM135 198H137V199H136V202H138V203L135 202L136 204L134 203ZM142 198H143V199H142ZM147 198H148L147 202H150V205H149V203L146 202V199H147ZM149 198H150V200L153 201V202L149 201ZM161 198H162V199H161ZM169 198H170V199H169ZM231 198H232V200L229 201V199H231ZM92 199H94V203H92V204L90 203V204H89V202H92ZM112 199H111V200H112ZM123 199H125V200L123 201ZM132 199H133V200H132ZM138 199H140V200H138ZM155 199H156V200H155ZM168 199H169V200H168ZM205 199H206V200H205ZM207 199H209V202H210V203L208 202ZM210 199H212L213 202H212ZM235 199H236L237 201H236ZM127 200H129V201H127ZM130 200H132V201H130ZM144 200H145V201H144ZM160 200H161V202H160ZM172 200H173V203H172ZM198 200H199V201H198ZM203 200L206 201V202H205L206 205H205V203H204ZM233 200L236 201V202H235L236 204H234V201H233ZM242 200H243V199H242ZM72 201H73L74 203L76 202V201H74V199H73ZM106 201H109L111 204L113 203L114 205H116V204H115L116 202H114V201H113V202L110 201L109 198H108V200H106ZM140 201H142L141 203L145 202L144 205L141 204V203H139ZM195 201H196V202H195ZM231 201H232V202H231ZM239 201H240V202H239ZM130 202H131V203H134V204H132V205H131V204H128V203H130ZM156 202H157L158 205L156 204ZM162 202H163V203H162ZM176 202H177V203H176ZM194 202L197 203V206H198V207L195 206V203H194ZM199 202H200V203H199ZM219 202H220V203H219ZM228 202H229V203H228ZM125 203H127V204H126V206H125V208H124ZM151 203H152V204H151ZM154 203H155V204H154ZM168 203H171V204H168ZM192 203H194V205H193ZM202 203H203L204 205H202ZM224 203H225L227 206H226ZM243 203H244L245 205H244ZM93 204H95L96 206L94 207ZM146 204H147V206H146ZM164 204H165V205H164ZM222 204H223V205H222ZM129 205L134 209V212H133L132 208L129 207ZM134 205H135V206H134ZM152 205H153V206H152ZM159 205H160V206H159ZM163 205H164V206H163ZM169 205H170V206H169ZM190 205H192V206H190ZM221 205H222V206H221ZM237 205H239V206H237ZM246 205H247V208H246ZM90 206H91V207H90ZM137 206H139V207H137ZM140 206H143V208L140 207ZM150 206H151V208H150ZM157 206H158V207H157ZM161 206H162V207H161ZM171 206H172V207H171ZM176 206H177V207H176ZM181 206H182V207H181ZM203 206H204V208H203ZM207 206H206V207H207ZM231 206H232V207H231ZM241 206H242V207H241ZM92 207H93L94 209H93ZM96 207H97V208H96ZM126 207H127V208H126ZM136 207H137L138 209L140 208V210H141V208L143 209V211L137 210V211H139V213H142V214H143V215H142V214L137 213L138 215L142 216L143 218L140 217V216L138 217V215L135 213V211H136V209H137ZM153 207H154V208H153ZM179 207H180V208H179ZM200 207H201L203 210L200 209ZM217 207H218V209H217ZM226 207H227V208H226ZM229 207H230V208H229ZM236 207H237V208H236ZM248 207H250V209L253 210L255 213H253V211L251 212V210H249ZM252 207H253V206H252ZM128 208H131V210H130V209H129L130 211L127 210ZM144 208H145V209H144ZM155 208H157V210H156ZM170 208L173 209V210L171 211ZM177 208H178V209H177ZM181 208H182V209H181ZM189 208H190V210H188ZM194 208H195V210L191 211V210L194 209ZM196 208H197V209H196ZM198 208H199V209H198ZM253 208H254V207H253ZM37 209H38V208H37ZM37 209H35V211H34V215L37 213ZM88 209H89V211H88ZM92 209H93V210H92ZM97 209H98V210H97ZM146 209H147V210H146ZM149 209H151V210H149ZM208 209H209V210H208ZM229 209H230V210H229ZM236 209H237V210H236ZM245 209H246V210H249V211H246ZM122 210H123V212H125L124 214L122 213ZM126 210H127L128 213L126 212ZM175 210H176L177 212H176ZM178 210H179L180 212H179ZM183 210H184V211H183ZM198 210H199V211H198ZM200 210H201V211H200ZM222 210H223L224 212H223ZM232 210H233V212H232ZM40 211H41V210L38 209V213H39L38 215H40V217H41V212H42V211H41V212H40ZM106 211H107V210H106ZM108 211H107L106 214L109 213ZM112 211H113V212H112ZM137 211H136V212H137ZM148 211H149V213H150L151 211H152V212L154 211V212H153L152 214L150 213V215H148V214H149ZM155 211H156V212H155ZM173 211H174V212H173ZM182 211L184 212V214L182 213ZM209 211H210V212H209ZM217 211H218V212H217ZM229 211H231V212H229ZM234 211H235V212H234ZM239 211H240V212H239ZM243 211H244V213H243ZM256 211H257L258 213H257ZM35 212H36V213H35ZM87 212H88V213H87ZM104 212H105V213H104ZM117 212H118V213H117ZM131 212L133 213V215H134L135 217H133V215H132ZM170 212H172V215H173V216L171 215ZM194 212H195V213H194ZM201 212H202V215H199V213L201 214ZM207 212H209V213H211V214H209V213H207ZM215 212H216V213H215ZM245 212L248 214V216H247V214H246ZM59 213L62 214V212H59ZM100 213H102V214H100ZM103 213H104V215H103ZM129 213H131V214H129ZM134 213H135V214H134ZM144 213H145V214H144ZM146 213H147V216L149 217V218L147 217L148 219H147L146 216H145ZM178 213H180L179 216H178ZM181 213H182L183 215H182ZM186 213H187V214H186ZM197 213H198V215H197ZM204 213H205V215H204ZM219 213H220L221 215H220ZM238 213H239V215H238ZM251 213H252L253 215H254V214H256V215L253 216ZM43 214H44V213L42 212V216H43ZM61 214L57 215L58 217L55 216L56 220H57V219L59 220L60 218L62 219V216H60ZM94 214H96V215L94 216ZM119 214H122V215H121L122 217H121ZM125 214H126L127 216H126ZM153 214H154V215H153ZM189 214H190V215H189ZM192 214H194V215H192ZM206 214H207V215H206ZM214 214H215L216 216H215ZM225 214H226V218H225V217H222V215L225 216ZM230 214H231L232 216H231ZM236 214H237V215H236ZM242 214H243V216H242ZM250 214H251V215H250ZM38 215H36V216H38ZM44 215H45V214H44ZM101 215H102V216H101ZM123 215H124L126 218H125ZM128 215H129V216H128ZM130 215H131V216H130ZM165 215H166V216H165ZM168 215H169V216H168ZM170 215H171V216H170ZM181 215H182V216H181ZM187 215H188L189 217L191 216V218L189 219V217H188ZM213 215H214V216H213ZM219 215H220V216H219ZM240 215L242 216V219H241V216H240ZM258 215H259V217H258ZM88 216H89V215H88ZM151 216H152V217H151ZM156 216H158V215H156ZM175 216H176V217H175ZM177 216H178V219H177ZM183 216H184V217H183ZM202 216L204 217V220H203V217H202ZM207 216H208L210 219H209V218H206ZM217 216H218V218H217ZM239 216H240V217H239ZM245 216H246V217H245ZM251 216H252V218H250ZM256 216H257V217H256ZM63 217H64V216H63ZM89 217H90V216H89ZM123 217H124V218H123ZM127 217H128V219H130V220H129L130 222L127 221V220H128ZM129 217H131V218H129ZM166 217H167V218H166ZM170 217H171V219H170ZM172 217H174V218H172ZM180 217H181V218H180ZM182 217H183V218H182ZM192 217H195V218L192 219ZM215 217H216L217 219H216ZM221 217H222V218H221ZM228 217H229V219H228ZM230 217H231L232 219H231ZM237 217H238L239 221H237V220H238ZM55 218H54V219H55ZM103 218H102V219H103ZM133 218H134L136 221H135ZM138 218H139L141 221H140ZM157 218H158V217H157ZM179 218H180L181 220H180ZM184 218H185L187 221H189L190 224H189ZM199 218H200V219H199ZM244 218H245V219H244ZM248 218H250V220H249ZM256 218H259L260 221L256 220ZM39 219H41L42 222L44 221L46 224L48 223V221H47L48 219L46 218V215H45V218H44V216H43V217H41V218H39ZM63 219H64V218H63ZM93 219H94V218H93ZM118 219H119L120 221H119ZM123 219H124V220L126 219V222H124ZM137 219H138V221H137ZM146 219H147V220H146ZM154 219H155V222H156V223L153 221ZM167 219H168V220H167ZM173 219H174V220H173ZM175 219H176V220H175ZM191 219H192L195 223L192 222ZM201 219H202V220H201ZM205 219H206V220H210V221H206ZM211 219H213V220H211ZM214 219H215V220H214ZM220 219H221V220H220ZM222 219H223L224 221H223ZM246 219H247L248 221H247ZM253 219H254V222H252ZM32 220H34V219H31V221H29V220H28V221H29V222H33ZM131 220H132V221H131ZM169 220H171V221H169ZM178 220H179V221H178ZM190 220H191V221H190ZM195 220L198 221V222H197L198 224L203 223L204 221H206V222H205L204 224H200V225L198 226V228H197V225H198V224L196 223ZM228 220H229V221H228ZM241 220H242V223H241ZM251 220H252V221H251ZM49 221H50V220H49ZM93 221H94V220H93ZM122 221H123V224L121 223ZM133 221H135L134 223H137V222H138V223H137L138 226H137V225L134 226V223H131V222H133ZM172 221H174V224L176 223V225H175L176 228L174 227V224L172 223ZM184 221H186L187 223L185 222V224H184ZM213 221H214V223H213ZM215 221H216V222H217V221H221V222H217V223H218V224H217ZM225 221L227 222L228 225H227V224H224ZM231 221H232V222L234 221V223H232ZM243 221H245L246 223H244ZM34 222H35V220H34ZM116 222H117V223H116ZM127 222H129V223H131V224H129V223H127ZM153 222H154V223H153ZM177 222H178V223H177ZM207 222H208V223H207ZM210 222H212L213 224H211ZM226 222H225V223H226ZM228 222H229V223H228ZM247 222H248V223H247ZM258 222H259V223H258ZM45 223H44V225H43V224L41 225V226H43L44 228H45V225H46ZM125 223H126V224H125ZM192 223H193V224H192ZM209 223H210V224H209ZM219 223H220V224H219ZM221 223H222L224 226H223ZM231 223H232V224H231ZM237 223H239V224H237ZM249 223H250L251 225H250ZM254 223H256L257 225H256V224L254 225ZM121 224L125 227L124 229L122 228L123 226H122ZM159 224H160V223H159ZM159 224H158V228H159V226H160ZM171 224H172L173 226H172ZM188 224H189L191 227H190ZM196 224H197V225H196ZM206 224H207V225H206ZM208 224H209V226H208ZM215 224L218 225V226H220V227L218 228V226H216ZM229 224H230V225H229ZM233 224H237V225H233ZM240 224H242V226H241ZM244 224H245V225L248 224V225H246V226L244 227ZM0 225H1V224H0ZM118 225H119L120 227H119ZM128 225H130L129 227H130V230H131V231L129 230ZM132 225H133V226H132ZM179 225H180V226H179ZM184 225H185V226H184ZM186 225H188L189 227H187ZM201 225L203 226V228H201V227H202ZM214 225H215V226H214ZM225 225H226V227H225ZM231 225H232V226H231ZM238 225L240 226V229H242V231H243V229H244L243 233L246 232V231H248V232H246V234H247L246 236H245V234L243 235V233L241 234L242 231H241L239 228L237 229V227H239ZM121 226H122V227H121ZM126 226H127V229H126ZM139 226H140V227H139ZM144 226H142V230H143V227H144ZM153 226H152V227H153ZM161 226H163V225H161ZM169 226H171V227H169ZM181 226H182V227H181ZM211 226H212V227L214 226L215 228H214V227L212 228ZM229 226H230V227H229ZM234 226H235L236 228H235ZM247 226L249 227V229H248ZM250 226H251V227H250ZM252 226H253V227H252ZM255 226L257 227V229H256ZM259 226H260V227H259ZM115 227H117V228H115ZM131 227H132V228H131ZM134 227L138 230V232H137V230H136L137 233L134 231V230H135ZM166 227H167V228H166ZM168 227H169V228H168ZM179 227L181 228V230H180ZM185 227L189 228V229H188V232H187V228H185ZM192 227H193V228H192ZM194 227H195V228H194ZM206 227H207V228H206ZM209 227H210V229H209ZM216 227H217V228H216ZM222 227H223L224 231H223ZM254 227H255V228H254ZM258 227H259V228H258ZM114 228H115L116 231H114ZM133 228H134V230H133ZM144 228H145V227H144ZM173 228H174V229H173ZM177 228H178V229H177ZM183 228H184V229H183ZM190 228H192V229H191L192 231H193V229H195V230H194L193 232H190V231H191ZM226 228H227V229H226ZM228 228H229V229H228ZM230 228H231V229H230ZM234 228H235L236 230H233V232L236 233L237 235H234V233L231 232L232 229H234ZM246 228H247L248 230H247ZM253 228H254V230H252ZM261 228H262V229H261ZM112 229H111V231H110L111 233H112ZM118 229H119V230H118ZM125 229H126V230H125ZM156 229H157V227H156ZM156 229L154 228V231H155V232H156ZM169 229H170V230L172 229V230L168 232ZM199 229H201L202 231L199 230ZM206 229H207V230H206ZM220 229H221L222 231H221ZM245 229H246V230H245ZM258 229H259V230H258ZM92 230H93V229H91V232H90V228H89V230H87L88 232H86V233H87L86 235H84L86 230L83 231V233H82V232H81V233H78V235L81 236L80 238L84 239L85 241L87 240V242H89V241L91 240V243H88L89 245H88V244H85V243H84V244L81 243V244H83V245H85V246L88 245L89 247H92V245H93V247H94V246L96 247V245H97V247H99V249L96 247L97 250L95 251V250H94L95 248L93 249V247H92V248H89L88 246L85 247V246H83V245H82L83 248H80V246H81V245L79 246L80 242H81V241H82V242H85V241H83V240L81 239V241L79 242L78 240H80V238H79V236H77V237H78L77 239L74 238L73 241H72V240L70 241L71 244H72V243H75V242H76L75 240H77L79 244L77 243L78 245L76 246V247H77L76 249L78 250V248H80L79 250H81V252H83L82 249H84V252H85V251H86V252H85V253L83 252L84 254H82V253L80 254V253H79L80 251L77 252L76 249H74L75 251H72L73 248H75V245H76V243H75V244H73L74 246H70L71 249L69 248L70 251H71L72 253L75 252V254L69 253V250H68V251H67L68 253L66 252V254H68V255L70 254V255H69V256L67 255V256H68V257H67V256L64 255V253H63V255H62L63 257L60 256V257H62V259L60 258L61 261H63V259H64V262H62V263H65L67 260L69 261L68 258H70V259L72 260V258H73L74 255H75L74 257H77V256H79V254H80L81 256L78 257L79 259L76 258L77 260L74 259L73 261H77V263L80 264V262H78V260L81 261V259H82V260L85 259V261H84V260H83V261L86 262V264H87L89 261H90L89 263L91 264V261H93V260H92L93 256H94V258L97 257V256H96L97 254L95 255V252L97 253L98 250H101V249H102V248H101L102 246H104V245L107 244V243H106V244H103V245H99L100 243L102 244L103 241L100 240V243L98 242L99 240H98V241H95V240H97L96 238H98L99 236H98L97 232H95L96 230H95V231L93 230V231L95 232L94 235L97 236V237L95 236V237H96V238H95L94 235H93V231H92ZM117 230H118V231H117ZM124 230H125V231H124ZM132 230H133V231H132ZM142 230L140 229V231H142ZM174 230H175L176 232H174ZM184 230H185V231H184ZM210 230H212V232H213L214 230H216V231H214V232L212 233ZM226 230H227V231H226ZM228 230H230V231H228ZM237 230H238V231H237ZM255 230H256V231H255ZM260 230H261V231H260ZM40 231H41V232H39V230H38V233H39L38 235L45 236V234H47V232L49 233L48 235L52 234V232H49V231H50L49 229H47V230H46V229H45V230H44V229H40ZM46 231H47V232H46ZM52 231H53V230H52ZM62 231H63V232H62ZM66 231H68V229H66L65 231H64V230H61L62 233L60 232L61 234H60V233H59V234H60L61 236L64 234V236H65V235H67V234H65ZM70 231H71V230H70ZM70 231H69V232H70ZM123 231H124V233H126V231H127V232L130 231L131 233L129 232V233H127V234L125 235V234L123 233ZM172 231H173V232H172ZM181 231H182L183 234L181 233ZM183 231H184V232H183ZM196 231H198L199 233L196 232ZM204 231H205V232H204ZM217 231H218V232H217ZM220 231H221V232H220ZM235 231H236V232H235ZM240 231H241V232H240ZM249 231H252V232H249ZM254 231H255V232H254ZM258 231H259V232H258ZM28 232H30V230H29ZM28 232H27V233H28ZM53 232H54V231H53ZM55 232H56V231H55ZM55 232H54V233H55ZM58 232H59V231H58ZM58 232H57L56 234H58ZM64 232H65V233H64ZM89 232H90V233H89ZM110 232H109V233H110ZM132 232H135V234H133ZM155 232H153V233H155ZM166 232H168V235H167ZM186 232H187V234H186ZM194 232L198 235L199 238H201L200 240H199V238L197 237L196 234H190V233H194ZM210 232H211V233H210ZM222 232H223V233H222ZM225 232H226V233L228 232L227 234H228L229 236L232 234L234 237L231 235L232 238H231V236H230V238H231V240H230L229 236H228ZM237 232H238V233H237ZM253 232L255 233L254 235H253ZM256 232H257L258 235L260 234V236L256 235ZM260 232H261V233H260ZM262 232H263V233H262ZM34 233H35V232H34ZM40 233H41V234H40ZM54 233H53V234H54ZM70 233H72V231H71ZM70 233H68V234L70 235ZM73 233H74V232H73ZM73 233H72L71 235L74 236L75 233H74V234H73ZM88 233H89V234H88ZM91 233H92V234H91ZM111 233H110V235H111ZM113 233H112V234H113ZM122 233H123V234H122ZM143 233L146 234L145 231H143ZM143 233H142V234L140 233L141 236H143ZM160 233H159V234H160ZM165 233H166V234H165ZM172 233H174V236H172V235H173ZM204 233H206L205 236L203 235ZM230 233H231V234H230ZM248 233H249L250 235H249ZM251 233H252L253 236L251 235ZM30 234H32V233H30ZM53 234H52V235H53ZM59 234H58V235H59ZM82 234L84 235L85 238L83 237ZM115 234L112 235L114 238H113V241H111V243H110V241H109L108 239L112 240V239H111L112 236H111V238H107V240L104 241V243L109 241V242H108L109 244H112V242H114V245H115V246L118 245V243H117L118 240H117V239H119V237L116 239L115 236H116V235L118 236L119 233L116 234V235H115ZM132 234H133V236H134V235H135V236L133 237ZM140 234H139V236H140ZM170 234H171L172 239H171V237L169 236ZM180 234H181V235H185V234H186L185 236H187V237H185V236L182 237ZM199 234H200V235H203V236L200 237ZM212 234H213L214 236H213ZM222 234H223V235H222ZM27 235H28V234H27ZM48 235H47V236H48ZM52 235L49 236V237H53ZM60 235H59V236H60ZM128 235H130V236H128ZM166 235H167V236H166ZM176 235H178V237H177ZM208 235H209V236H208ZM210 235H211V236H210ZM215 235H217V236H215ZM218 235H219V236H218ZM242 235H243V236H242ZM261 235H263V239H262V236H261ZM31 236H32V235H31ZM54 236H55V234H54ZM56 236H57V235H56ZM56 236L54 237V239H57ZM89 236H90V237L92 236L93 239H92V237L89 238ZM108 236H109V234H108ZM124 236H125V237H124ZM139 236H138V237H139ZM141 236H140V238H141ZM154 236H155L156 238H159V239H156ZM168 236H169V237H168ZM188 236H189V237H188ZM237 236H238V238H240V237L242 236L240 239H245V240L243 241V240H240V239H239V241H240V242L243 241L245 244L241 245L243 242H241V244H240L239 241L237 240V239H238ZM256 236L260 237V238H259L260 240L257 239L258 237L256 238ZM86 237H87L89 240L86 239ZM109 237H110V236H109ZM123 237H124V238H123ZM126 237H127V238H126ZM138 237H136L137 239L135 238V240L139 241V240H138ZM153 237H154V238H153ZM180 237L183 238L184 241H183ZM184 237L187 238L190 242H189L187 239H185ZM203 237H205V239H204ZM207 237H208V238L210 237V238L207 239ZM214 237H215V238H214ZM217 237H218V238H217ZM222 237H223V239H222ZM243 237H245V238H243ZM248 237H249V238H248ZM251 237H252V238H251ZM121 238H123L122 240L125 239V243H124V241L121 242ZM129 238H131V239L133 238V240L130 241ZM142 238H143V237H142ZM148 238H147V240H149ZM166 238H167V239L169 238V239L167 240ZM174 238H175V240H177V242L174 240ZM177 238H178V239H177ZM195 238H196V239H195ZM197 238H198V239H197ZM220 238H221V239H220ZM233 238H234V239H233ZM246 238H247L248 240H247ZM250 238H251V239H250ZM253 238H255V239H253ZM51 239H52V238H51ZM51 239H50V242H51ZM54 239H53V240H54ZM60 239H61V238H60ZM94 239H95V240H94ZM98 239H100V238H98ZM114 239H116L117 241H115ZM126 239L129 240V243H127L128 241H127ZM155 239H156V240H155ZM162 239H164V240L166 239L165 241H167V242H165V241L162 240ZM203 239H204V240H203ZM211 239H212V240L214 239V240L212 241ZM217 239H218V240L220 239V240L217 241ZM228 239H229V240H228ZM235 239H236V240H235ZM256 239H257V240H256ZM261 239H262L263 241H262ZM93 240H94V242H92ZM161 240H162V241H161ZM172 240H173V241H172ZM178 240H179V241L181 240L184 244L186 243L187 245H190V248H188V246H186V244H185V245H184V244H181V243H180L181 241L179 242V243H180V244H179L180 246H179V245L177 244V243H178ZM191 240H192V241H191ZM195 240L198 241V243H199V242L202 243V242L204 241L203 243L206 244L207 246H206V245L204 246L203 243H202V245H203V247H202V246L200 245V243L198 244ZM209 240H211V241H209ZM223 240H224V241H223ZM226 240H227V241H226ZM232 240H233V241H232ZM234 240H235V241H234ZM253 240H256V242H254ZM54 241H55V240H54ZM58 241H59V238H58ZM58 241H55V243L58 242ZM126 241H127V242H126ZM174 241H175V242H174ZM187 241H188V242H187ZM201 241H202V242H201ZM216 241H217L218 243H221V241H222V243L219 244V245H215V242H216ZM228 241H231V244H230ZM237 241H238V242H237ZM251 241L254 242V243H252ZM52 242H53V241H52ZM61 242H62V241L60 240L59 243L61 244ZM87 242H86V243H87ZM120 242L123 243V245H122ZM156 242H155L154 244H156ZM168 242L170 243L171 246L169 245ZM191 242H192V243H191ZM208 242H209V243H208ZM212 242H214V243H212ZM217 242H216V244H218ZM233 242H234V244H233ZM249 242H250V243H249ZM261 242H263V244H262ZM53 243H54V242H53ZM53 243H52V244H53ZM59 243H56V245L59 244ZM92 243H95V244H92ZM97 243H99V244H97ZM115 243H116V244H115ZM126 243H127V244H126ZM137 243H138V242H137ZM163 243L167 246V248H166V246H165ZM188 243H190V244H188ZM196 243H197V244H196ZM211 243H212V244H211ZM224 243H225V244H224ZM236 243H237V244H240L241 247L238 248L239 245H237ZM251 243H252V244H251ZM255 243H257V246H260V245H261V246L258 248V247L255 245ZM260 243H261V244H260ZM60 244H59V245H60ZM71 244H70V245H71ZM128 244H129V245H128ZM138 244H140V242H139ZM138 244H137V245H138ZM141 244L138 245V246L141 247V246H142ZM167 244H168V245H167ZM176 244L179 246V248H177V245H176ZM191 244L197 245V246H193V247H195L197 250H195V248H193V247L191 246ZM208 244H209V246H208ZM210 244H211V246H210ZM223 244H224V245L228 244V245L224 246ZM258 244H259V245H258ZM137 245H135V246L138 247ZM173 245H174V246H173ZM181 245H182V248H183V245H184V247L186 246V247H185V250H186V251H184V248H183V250L181 249V250L178 251V249L181 248ZM233 245H236V246H233ZM251 245H252V246H251ZM78 246H79V247H78ZM82 246H81V247H82ZM100 246H101V247H100ZM112 246H113V244H112L111 246H109V247H111L110 249H112ZM164 246H165V247H164ZM168 246H169V247H168ZM198 246H199V247H198ZM214 246H216V248H214ZM221 246L224 247V248L222 249ZM227 246H229V247H227ZM253 246H255V250H257V249L260 250V251L263 250L262 252L259 251L261 254H259V252H258V255H260V256H258L257 253H255V252H256L255 250H253V251H255V252H253V251L251 250L250 247L254 248ZM72 247H73V248H72ZM140 247H139V248H140ZM143 247H141V248H143ZM174 247H176L177 249H176V248L174 249ZM233 247H235V248H233ZM256 247H257V249H256ZM262 247H263V248H262ZM85 248H86V249H85ZM88 248H89L90 250H89ZM104 248H105V251H104ZM115 248H116V247H115ZM120 248H118V246H117L116 249H112V252H111V253L109 252L110 254H108V253H106V250H108L109 248L106 249V247H103V250H101V252L104 251L106 255L104 254V252H103L104 256L101 254L100 251H98V253H100V256H101V255H102L103 257L108 256L109 258H111L112 256H114L115 254H116L115 256H117V254H118L117 258H118V260H119L122 264H126V263H128V262H129L130 264H135L136 261H137V260L139 261V259L141 258L142 253H143V252L145 253V251L148 250V249H146V250H143V249H142L143 252L141 253V251H139V250H141V249H139V248H136L135 250L132 249V251H136V250L139 249V250H138V255H137V253L133 252V253H134L133 256H134L135 254L137 255V257H136L137 260H136V258H134L135 256L133 257V258L135 259V260H134L132 257L129 258V257H128L129 255H127V253H126V256H127V257L125 256V254H124V255H123V254L121 255V254L117 253V252H118V249H120ZM160 248H162L163 250L157 251V250H159ZM168 248H170V249H169L170 252H168V251H169ZM172 248H173V249H172ZM186 248H188L189 250L193 248L194 250H191L190 253H189V252H188V249H186ZM199 248H200V249H199ZM201 248H205V249L202 250ZM225 248H226V249H225ZM230 248L233 249V252H234V253L231 252V251H227V250H231ZM248 248H249L250 251H252L253 253H252V252L249 253L250 251H249ZM110 249H109V251H110ZM121 249H120V252H121ZM155 249H157V250H155ZM164 249H165V250L167 249V250L165 251ZM206 249H207V250H206ZM215 249H217V250L215 251ZM237 249H238V250H237ZM87 250L89 251V253L92 254V255H91V254L88 253L89 255L92 256V257L90 256V257H91V260H89V261L86 260L87 257H85V256H87V255H86L87 252H88ZM115 250H116L117 252H116ZM201 250H202V251H201ZM218 250L221 251V256H219L220 253H219ZM225 250H226V251H225ZM234 250H235V251H234ZM236 250H237V251H236ZM114 251H115V252H114ZM129 251L132 252L131 250H129ZM149 251H148V252H149ZM151 251H150V252H151ZM172 251H173V252H172ZM177 251H178V253H180V251H184V253L182 252L183 255L185 254V252H186V254L189 253V254H190V255L188 254V257H189V258L187 257V255H184V256H186V257L183 256V258H185V259H184V260H181L182 258H181L180 256L182 255V253H181L180 256H179V255H177ZM246 251H249V252H246ZM93 252H94V253H93ZM113 252H114V255H112ZM130 252H128V254H129ZM136 252H137V251H136ZM148 252H146V253L149 255ZM174 252H175V253H174ZM191 252H194L193 254H196L195 252H197L196 256H195V255H191V254H192ZM199 252H200V253H199ZM216 252H217L218 255L216 254ZM224 252H225V253H224ZM228 252H230V253H228ZM76 253H79V254H76ZM139 253L141 254V256H139ZM168 253H169V254H168ZM172 253H173V254H172ZM214 253H215V254H214ZM232 253H233L232 256H234V257H233V259H230V258H232V257L229 258V256H231ZM247 253H248V255L251 254L249 258H252V260H250L249 258L247 259V256H246ZM93 254H94V255H93ZM198 254H199V255H198ZM225 254H226V255H225ZM252 254H253V255H252ZM255 254H256V256L254 257ZM83 255H84V256H83ZM111 255H112V256H111ZM119 255H121V256H123V257H120ZM156 255H157V256H156ZM161 255H162V256H161ZM167 255H168V256H167ZM173 255H174V257H173ZM176 255H177V256H176ZM204 255H205V256H204ZM212 255H215V256L217 255V256H216V257L213 256V257L211 258ZM224 255H225V256H224ZM64 256L67 257V258H64ZM70 256H72V257H70ZM82 256L85 257V258H83ZM98 256H99V254H98ZM115 256H114L113 258H111V259L114 260V261L117 260ZM124 256H125L126 260L129 259L127 262H126ZM130 256H132V253H131ZM138 256L140 257L139 259H138ZM144 256H145V254H144ZM144 256H142V258H143ZM159 256H161V257H159ZM163 256H164V258H163ZM165 256H166V258H165ZM171 256H172L173 258H172ZM203 256H204V257H203ZM222 256H223V257H222ZM251 256H253V257H251ZM80 257H82V258H80ZM88 257H89V256H88ZM108 257H107V259H108ZM209 257H210V258H209ZM244 257H245L246 259H244ZM256 257H257V259H256ZM260 257H261V259H260ZM94 258H93V259H94ZM99 258H100V257H99ZM99 258H98V259L96 258V259L99 260ZM105 258H106V257H105ZM105 258H104V259H105ZM120 258H121V259H120ZM144 258H145V257H144ZM144 258H143V259H144ZM149 258H150V259H149ZM159 258H160V259L163 258L164 261H163V260H160ZM203 258H204V259H203ZM207 258H209V259H207ZM215 258H216V259H215ZM223 258H224V259H223ZM228 258H229V260H230L229 262H228ZM66 259H67V260H66ZM87 259H90V258H87ZM111 259H110V260L108 259V261L110 262V264H112V262H114V261H111ZM165 259H166V260H165ZM191 259H192V258H191ZM191 259L189 260L190 262H191ZM206 259H207V260H206ZM217 259H219V260L216 261ZM226 259H227V260H226ZM65 260H66V261H65ZM97 260L94 259L95 262H96ZM100 260H102V258H101ZM118 260L116 261V263L114 262V264H120ZM121 260H123V261H121ZM131 260H132V261H131ZM140 260H142V259H140ZM154 260H156V261H154ZM169 260H171V261H169ZM180 260H181V263H179ZM225 260H226V261H225ZM245 260H246V261H245ZM248 260H250L251 262H252V261H254V262L251 263V262H249ZM257 260H258V261H257ZM261 260H262V262H261ZM83 261H81V262H82L81 264L84 263ZM87 261H88V262H87ZM104 261H105V262H103V263H100L101 261H99L98 264H107V263L109 264L108 261H106V260H104ZM130 261H131V262H130ZM134 261H135V262H134ZM138 261H137L136 264H138ZM143 261L145 262V260H142V261H141L142 264H144ZM158 261H159V262H158ZM202 261H203V262H202ZM211 261H212V263H211ZM213 261H214V262H213ZM223 261H224L225 263H224ZM255 261H256V262H255ZM69 262H72V261H69ZM95 262H92V264H93V263H94V264L97 263V262H96V263H95ZM106 262H107V263H106ZM117 262H118V263H117ZM123 262H124V263H123ZM132 262H133V263H132ZM187 262H188V261H187ZM206 262H207V263H206ZM216 262H217V263H216ZM222 262H223V263H222ZM67 263H68V262H67ZM73 263H74V262H73ZM89 263H88V264H89ZM139 263H140V261H139ZM141 263H140V264H141ZM157 263H156V264H157ZM173 263H172V264H173ZM191 263L193 264V261H192ZM230 263H229V264H230ZM243 263H242V264H243ZM145 264H146V263H145ZM189 264H190V263H189Z\"/></svg>", "mask_w": 264, "mask_h": 264}]
</instances>
